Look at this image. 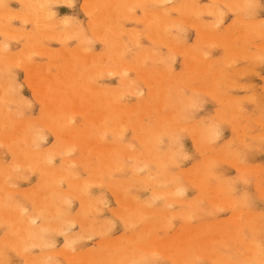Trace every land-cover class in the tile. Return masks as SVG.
Masks as SVG:
<instances>
[{
	"label": "rangeland",
	"instance_id": "1",
	"mask_svg": "<svg viewBox=\"0 0 264 264\" xmlns=\"http://www.w3.org/2000/svg\"><path fill=\"white\" fill-rule=\"evenodd\" d=\"M0 1H3V2H0V4H5L6 5V1H7V9L4 7V9L3 8H0V9H2V13H0V20H1V24H3V25H1V27H0V45H6V46H8L7 48L9 49L10 48V52L13 54V55H15V61H4V60H1V58H0V81H2V80H6L7 79V81H5V83L7 82L8 84H12V86H11V88L13 89L14 88V90H12L11 88V93L13 94H10L11 96H12V98L10 99V97H9V99H3V98H5V97H3L2 96V93H0L1 95H0V100H1V102L3 101H9V102H12V99H13V102L12 103H9V102H4V103H6V106H4L5 108L7 107V105H8V109L7 110H5L4 111V109L5 108H3L2 106L3 105H5L3 102L0 104V117L1 118H3V119H0V130H2L1 132H0V139L2 140H5L4 138L8 135L9 136V132L11 133V135H10V137H9V141H7V139L5 140V141H3V142H8V143H0L1 145H0V166L2 167V174H0V182H2V183H6V181H7V183L9 184V182L11 183V181H12V184H9V185H14V184H16V181H17V184L18 185H14L13 186V188H15L16 190H19V192H17L15 189H13V193L11 192V194L13 195V194H15V196L13 195V197H15V198H12V195L9 193L8 195H11V196H9V198H12L13 199V201L14 202H16V201H18L20 204H22L23 206H25V205H27V206H25V208H27L28 207V209H27V211H29V212H32V213H34L35 212V204H34V202H33V199L32 198H30V197H36V195H37V193L39 192V190L40 191H47V190H49V189H51V187H54L56 184H57V188H56V186H55V188L56 189H58L59 187H60V189H62V191H64V195H59L58 197L57 196H54V198H56V201H57V203H56V201L54 202V209H57V206H59V208L60 209H65L66 210V212L64 211V213H63V211L61 210V215H58L59 217H57L56 218V216L55 215H52V213L54 212V210L51 212V211H48V210H46V208L44 207L43 209H45L47 212L45 213V218L47 219V218H49L48 216H49V213H50V218L51 217H53V216H55L53 219H52V221H54V220H56V219H58V218H66L65 220H66V226L68 227V229L66 230V232H65V230L63 231V230H61V232L60 231H58V230H54L53 231V229H50L49 228V230H48V233L45 231V234L44 235H42V236H45V237H41V238H43L42 239V242H43V245L45 244V242L47 243L48 241H51V242H53V243H47V244H51V245H53V244H55L54 246H52L51 247V245H50V247H44L43 245H42V242H41V244H34V247L31 245V244H28V243H20V242H22L23 241V239L22 238H19V237H21V233H22V231L20 230V228L18 229L17 228V230H16V227H17V225H14V224H12V223H10V222H7V221H5V219L3 218V216H2V213L0 212V222H2L3 220L5 221L4 223H10V225H8L7 223L6 224H4V225H2V226H0V241H2V245H0V247L2 248V252H8V253H3L4 254V256L3 255H0V264H29L30 262V264H35L37 261L39 262V263H41L40 262V260H39V258L42 256V258H40V259H43V254H44V257L46 258V256H50V257H47L48 259L47 260H43L44 261V264H46V261H48V262H50V263H48V264H70L69 263V261H68V259L63 255V254H61V256L59 255V253H60V251H59V249L61 250V248H63L65 245V247L64 248H66L67 247V244L69 243V242H71L72 240L73 241H75V242H71L69 245H71L72 247H74L75 249H77V250H81L82 252H86V251H90V249L93 251H96L97 253L95 254L96 256L97 255H99L98 257H97V259L100 261V262H103V264L105 263V262H107L106 264H117V262H118V264H127V262H128V260H130V262H132V263H130V262H128V264H226L224 261H221V260H219L218 261V255L219 256H221V255H223L224 257H225V260H227V261H229V263L228 264H264V262H257L256 260H254V258L257 256V255H255V256H252L251 254H253L252 253V251H251V249H249L250 247L248 246V244H252V245H255L256 244V246H258V249H260L259 251V256H258V260H260V261H264V193H263V189H264V140L262 141V137H263V139H264V136H262V135H264V121L263 122H260V120L262 121V119H263V117H264V109H263V107H264V103H262V100H263V98H262V96H264V59H261L262 58V56L264 55L263 54V52H264V49H262V48H264V38H263V36H264V33L262 34V32H264L263 30H261L262 28H264V13H262V12H264V0H257V2L255 3L256 4V7H260V6H262L261 8H258L257 9V11H256V8H253V5H254V1L253 0H249V2H248V0H247V4H243V3H245V1L242 3L241 2V4H240V2H239V0H236V1H238V4L236 3V1L235 0H196V2H197V4H196V6H198V12L200 13L201 11H200V8L202 9V11H203V14H199L198 12H195V14L197 15L198 14V20L196 19V17L197 16H195V14L193 15V13H192V15H191V12H193V11H186V10H183V11H179V10H174V9H170V15L169 16H171V17H169V19L171 18V21H170V23H168V27H165V34L167 35V38H165V41H163V40H161V39H163V38H160L159 36H158V34L156 33V29H157V27L156 26H158L159 24H154V23H152V24H150V21L148 20H146L147 19V14H144V13H147V12H144V11H148V9L150 8L149 6H152V8L154 9V8H156V7H158V6H155L154 4H153V1H149V0H144V1H142V0H132V2L134 3H132L131 2V0H124V2H122V0H121V2H120V0L118 1V0H113L114 1V3L116 2V1H118V2H116L115 4L113 3H111L112 5H114V6H112V7H110L109 9H107L108 7H109V5L111 6V4L108 2V4H107V0H105V1H103V2H98V3H102L103 5H100L101 7H100V11L101 12H106L105 14L106 15H104V13L102 14L101 13V15H99L100 13V11H96V8H95V10H94V7H95V5L94 4H96V3H92V2H94V1H97V0H91V1H89V0H86V2H88L90 5H88V3H87V5L86 4H82V3H84L85 2V0H70L71 2L72 1H74L73 2V4L72 3H70V2H68V0H67V2H65V0H58V1H60V2H63V3H59L58 1H57V3L55 4V2L52 4V2L53 1H55V0H51V2H49V1H46V3L47 2H49V3H47V5H46V3H44L45 1L44 0H42L43 2H42V4H41V0H40V2H39V0H26V1H24V0H0ZM98 1H100V0H98ZM129 2V3H127V2ZM140 1V2H139ZM190 1V0H189ZM224 2V4H223V2ZM233 1V2H232ZM240 1H243V0H240ZM251 1V2H250ZM252 1H253V3H252ZM5 2V3H4ZM36 2V3H35ZM37 2H38V4H37ZM85 2V3H86ZM127 3V5H126V3ZM135 2H139L138 4H136ZM142 2V3H141ZM148 2V3H147ZM208 2H209V4H208ZM230 2V3H229ZM237 4V8H233L231 5V7H229V4ZM235 2V3H234ZM27 3H32L33 4V7H32V4L31 5H29V4H27ZM41 4V6H39L40 4ZM69 3V4H68ZM130 3H132V4H130ZM155 3V2H154ZM174 5V3H177V4H179V5H183V7H184V5H186L187 4V0H168V1H166V5H163V8L162 9H165L166 8V10H169V8H172L173 7V5ZM199 3V4H198ZM216 4V6L219 4L220 5V10H219V5H218V7H214L215 6V4ZM260 3V4H259ZM26 4V5H25ZM72 4V5H71ZM81 4H82V8H86V7H83L84 5L85 6H87L88 8L85 10V9H82L81 8ZM94 5V7H93V5ZM105 4H106V6H105ZM141 4V5H140ZM151 4H153V5H151ZM204 4H206V5H204ZM213 4V5H212ZM232 4V5H233ZM243 4V5H242ZM249 4H253L252 5V8H251V6L249 5ZM257 4H258V6H257ZM9 5V6H8ZM21 5V6H20ZM39 7H38V6ZM42 5H44L45 6V8H47V9H45V8H42V7H44V6H42ZM108 5V6H107ZM128 5H130V6H133V5H135V10L134 9H132V7H130V6H128ZM168 5V6H167ZM172 5V6H171ZM203 5V6H202ZM209 5V6H208ZM224 5H227V6H224ZM244 6V9H245V7H246V5L247 6H249V7H246V8H248V9H246L245 10V13H244V10H242L243 8H241L242 6ZM34 6H35V8H34ZM91 6V7H90ZM103 6H104V9H103ZM117 6V7H116ZM120 6H122V8L120 7ZM146 6H148L147 8H146ZM171 6V7H170ZM200 6H202V7H200ZM233 6H235V5H233ZM0 7H2L1 5H0ZM10 7V8H9ZM31 7V8H30ZM41 7V8H40ZM62 7V8H61ZM125 7V8H124ZM136 7H138L137 9H136ZM146 9H145V8ZM200 7V8H199ZM208 7H210V8H208ZM212 7V8H211ZM226 7V8H225ZM254 7H255V5H254ZM17 9V11H18V14H16V13H14L15 11H13V10H11V9ZM37 8H40V9H37ZM49 8L51 9L50 10V12L51 13H55V14H53L54 16H52V17H50L49 18V16L51 15V13L49 12ZM93 8V9H92ZM112 8V9H111ZM120 8V9H119ZM128 8V9H127ZM130 8V9H129ZM143 8L145 9V10H143ZM152 8H150V10L152 9ZM168 8V9H167ZM215 8V9H214ZM218 10H217V9ZM225 10H224V9ZM239 8H240V11H237V10H239ZM6 9V10H5ZM9 9H10V12H8L9 11ZM43 9V10H42ZM107 9V10H106ZM110 9H111V11H110ZM114 9V11H112ZM211 9H213V11L211 10ZM232 9H235V11H236V13H233V10ZM250 9H252V10H250ZM253 9H255L254 11H253ZM42 10V11H41ZM46 10H47V12H46ZM84 10V11H83ZM91 10V11H90ZM106 10V11H105ZM122 10H124V11H122ZM127 10H130L129 11V13L133 16H131L129 13H128V11ZM131 10H133V13L135 14V16H134V14H132V12H131ZM172 10V11H171ZM205 10V11H204ZM241 10H242V14H241ZM250 10V16L248 17L247 16V12ZM16 11V12H17ZM24 11V12H23ZM38 11V12H37ZM39 11H41V12H39ZM45 11V13H44V17L45 16H48V19H50L49 21L46 19V18H44L43 17V12ZM89 11V13L90 12H94L95 11V13H90V14H92V15H94V18L92 17V15H90V14H88L87 12ZM110 11V13H108ZM127 12L128 14H127V16L129 17L128 19H127V17L126 18H124L125 17V15H123V14H126V13H124V12ZM134 11H136V12H134ZM176 11V12H175ZM216 11H219V12H216ZM225 11V12H224ZM251 11H253V12H251ZM255 11L257 12V13H255ZM5 12V13H4ZM13 12V13H12ZM20 12V13H19ZM28 12H30V16H28L27 15V13ZM112 12V13H111ZM113 12H115V13H113ZM141 12V13H140ZM179 12V13H178ZM205 12V13H204ZM209 12H212V13H214V15L213 14H211V13H209ZM14 14V16H11V14ZM21 13H22V15H21ZM47 13H48V15H47ZM99 13V14H98ZM120 13V14H119ZM188 13V14H187ZM189 13H190V15H189ZM219 14L218 16H217V14ZM221 13H223L224 14V16H223V14H222V16H220L221 15ZM225 13H227V14H225ZM252 13H254V15L256 16V17H254V16H252L251 17V14ZM6 14L8 15V17L6 16ZM20 14V15H19ZM23 14L26 16V18L24 19V16H23ZM109 14V15H108ZM115 14H117V15H115ZM141 14V15H140ZM181 14V15H180ZM210 14V15H209ZM239 14H241V16H247L246 18H244L246 21H248L249 19L250 20H252V21H254V22H251L250 20V23H256V26H257V28H258V26H259V28H258V34L259 35H257V32L256 31H254L255 30V25L254 24H252L251 26H250V23H249V21L246 23V25H245V23H243L242 21H244V22H246L245 20H243L242 19V17L241 18H239L240 17V15ZM246 14V15H245ZM32 15H33V17H34V19H33V17H32ZM39 15H41L40 17H42V18H40L39 17ZM91 17H90V16ZM98 15L100 16V17H98ZM108 15V16H107ZM111 15H113L112 17H111ZM137 15H138V17H137ZM189 15V16H188ZM199 15H201V16H199ZM236 15V16H235ZM5 16V17H4ZM18 16H19V18H21V19H19L18 18ZM68 16L70 17V16H72L71 17V20H70V18H68ZM96 16H97V18H96ZM119 16L121 17V19L122 20H124L125 21V23L122 21V20H120L119 19ZM141 16L143 17V19L141 18ZM172 16H176V17H172ZM178 16V17H177ZM192 16H193V18H192ZM237 16H239V17H237ZM17 17V18H16ZM30 17V18H29ZM32 17V18H31ZM39 17V18H38ZM55 17V18H54ZM67 17V18H66ZM91 19H90V18ZM104 17V18H103ZM114 17V18H113ZM118 17V18H117ZM123 17V18H122ZM130 17H132L131 19H130ZM137 18V20L139 19V21H137L136 20V18ZM179 17H180V20H179ZM195 17V18H194ZM203 18V19H201L200 20V18ZM218 17H220V18H222V19H224L223 21H222V19L221 20H219V18ZM10 18H13L14 20H11L10 21ZM28 18V19H27ZM35 18H36V20H35ZM52 18H54L55 19V21H54V19H52ZM74 18H76V20L74 19ZM103 18L104 20H106V21H104L103 19H102V21H104V24L100 21L101 19ZM116 18V19H115ZM134 18H135V20H136V22H135V20H134ZM175 18V19H174ZM177 18V19H176ZM183 18H184V22L185 23H187V25H188V29H185V28H187L186 26V24L184 23H182V21H183ZM187 18H189V19H187ZM236 18V19H235ZM261 18V19H260ZM263 18V19H262ZM4 19V20H3ZM23 19V20H22ZM27 19V20H26ZM31 19V20H30ZM37 19H39V21H37ZM40 19H43V20H41V23H40ZM44 19H45V21H44ZM69 19V22L67 21V20ZM95 19H97V21L99 20V22L101 23H99V22H97L96 20L94 21ZM130 19V20H129ZM142 19V20H141ZM192 19H194V21L197 23L198 21H203L205 24H206V22L208 21V23H207V25H205V27H206V29L208 28V31L210 30L209 29V27H212L211 29H213L215 26H216V30H215V28L213 29V32H214V30L215 31H217L218 30V32L219 33H223L224 31L226 32V33H221L220 35H223L224 37H227V40H230V41H232L231 43H230V41H227L226 39H224V37H221V41L223 42V43H227V45H226V43L225 44H222V42L220 41V39L217 41V42H219L218 43V45H217V42L214 40V39H211L210 37V43H209V38H204L203 36H200V34L199 33H195V31L196 32H198V29H196V28H198V27H196V25H193V23L195 24V22H193L192 23ZM237 19H240V21L242 22V24H243V28L241 27L242 26V24H241V22L239 21V20H237ZM256 19L257 20H259V21H257V22H259V23H257L256 22ZM6 20H7V23L8 22H10L9 24H6ZM52 20V21H51ZM58 20V21H57ZM67 22H66V21ZM75 20V21H74ZM88 20H89V22H88ZM107 20L109 21V22H107ZM127 20V21H126ZM147 22H146V21ZM177 20V24H179V25H181V23H182V31H180V28H181V26H177V25H174V24H176L175 23V21ZM186 20V21H185ZM188 20H189V22L190 23H188ZM217 20L218 21H221L220 23L218 22V23H216L217 22ZM235 20H237V23H236V21ZM4 21V22H3ZM27 21V22H26ZM60 21V22H59ZM63 21H64V23L66 24H64L63 23ZM71 21H72V23H71ZM75 23H74V22ZM121 21H122V23H124V24H122L121 23ZM133 21V22H132ZM158 20L157 19H155L153 22H157ZM180 21H181V23H180ZM213 21V22H212ZM239 21V22H238ZM261 21V22H260ZM35 22V23H34ZM39 22V23H38ZM44 22V23H43ZM52 24H51V23ZM55 22V23H54ZM56 22L57 23H59V24H57L56 25ZM78 22V23H77ZM91 22V23H90ZM95 24H94V23ZM97 22V23H96ZM141 22V23H140ZM174 22V23H173ZM179 22V23H178ZM214 23L213 25H211L212 23ZM233 22V23H232ZM263 22V23H262ZM22 23H24V24H22ZM63 23V24H62ZM71 23V24H70ZM109 23V24H108ZM157 23H159V22H157ZM210 23V24H209ZM217 25H216V24ZM223 23V24H222ZM6 24V25H5ZM54 24V25H53ZM70 25V27H69V25ZM98 24H99V26H100V28H98L99 26H98ZM106 24V25H105ZM108 24V25H107ZM110 24H112V25H110ZM121 24H122V27H121ZM148 24V25H147ZM169 24H171V25H169ZM209 24V25H208ZM220 24V25H219ZM230 24V25H229ZM231 24L233 25V26H231ZM259 24H261V26L259 25ZM263 24V25H262ZM10 27V26H12L11 28H9L8 26ZM35 25H36V27H35ZM78 25V26H77ZM94 25V26H93ZM124 25H125V27H124ZM154 25H155V27H154ZM174 25V26H173ZM183 25H186L185 26V30L183 31ZM226 25V26H225ZM229 25V26H228ZM2 26H4V27H6V28H4L3 29V27ZM17 26V27H16ZM37 26H38V29H37ZM46 26V27H45ZM68 28H67V27ZM81 26V27H80ZM102 26H104V27H102ZM113 27V29L112 28H109V27ZM146 26V27H145ZM150 26H152V27H150ZM171 26V27H170ZM173 26V27H172ZM209 26V27H208ZM231 26V27H230ZM248 28H247V27ZM24 27V28H23ZM40 27H41V29L43 28V30L41 31L40 30ZM51 27H53L52 28V31L53 32H51ZM64 27H66V29H64ZM83 27V28H82ZM95 27V28H94ZM147 27H149V28H147ZM155 29H154V28ZM174 27H176L175 29H174ZM196 27V28H195ZM217 27H219V28H217ZM246 27V28H245ZM10 30H9V29ZM13 28V32L11 31V29ZM14 28H15V30H16V28H18L17 30H19L18 32H20V33H16L15 32V30H14ZM46 30H45V29ZM73 28L76 30V28H78L77 29V32H70V30L71 31H75V30H73ZM81 30H80V29ZM93 28V29H92ZM101 28H103V29H101ZM124 28V29H123ZM137 28L139 29V31L137 30ZM142 28H144L143 30H141ZM154 30H153V29ZM168 28H169V30H168ZM178 28V29H177ZM196 29V30H194V29ZM226 28V29H225ZM241 28V29H240ZM251 28H252V30H251ZM256 28V29H257ZM2 29H3V32H2ZM7 29V30H6ZM24 30V34H23V31H21V30ZM27 29V30H26ZM29 29V30H28ZM36 29V30H35ZM50 29V30H49ZM70 29V30H69ZM116 29V30H115ZM123 29V30H122ZM129 30L128 31V33H127V31H124V30ZM134 30V32L133 31H131V30ZM150 29V30H149ZM152 29V30H151ZM228 29H229V31H228ZM236 29V30H235ZM239 29V30H238ZM244 29H245V31H244ZM247 29H248V31H250L251 30V32H248L247 31ZM16 30V31H17ZM25 30L27 31V32H25ZM30 30H32V31H30ZM34 30H35V32H34ZM56 30V31H55ZM64 30V31H63ZM65 30H66V32H65ZM68 30H69V32H68ZM94 30V31H93ZM103 30V31H102ZM105 30V31H104ZM112 32H111V31ZM122 30V31H121ZM139 32H137V31ZM167 30L169 31V32H167ZM172 30V31H171ZM187 30V31H186ZM231 30H233V32H234V34H235V36H236V38H237V36L240 38H238L237 40L238 41H236V43L234 44L233 42H235V36H234V34H232L233 32L231 31ZM242 30V31H241ZM8 31V32H7ZM46 32V35H47V37H45V32ZM50 31V33H48L47 34V32H49ZM54 31H55V33H57L56 35H55V33H54ZM61 31V32H60ZM83 31H84V33H83ZM90 31H92V32H90ZM101 31H102V33H101ZM115 31H117L116 33H115ZM121 31V32H120ZM145 33H144V32ZM149 31V32H148ZM155 31V32H154ZM212 31V30H211ZM7 34H6V33ZM10 32V33H9ZM30 32H32V33H30ZM41 32V33H40ZM68 32V33H67ZM99 33V34H97V33ZM123 32V33H122ZM135 32L137 33V36H136V34H135ZM146 32H148L147 34H146ZM153 32H154V34H153ZM170 32H172V33H170ZM180 32V33H179ZM184 32L185 33H187V36H185L186 34H184ZM235 32H238L237 34L235 33ZM260 32V33H259ZM3 33V34H2ZM15 33H16V35H15ZM26 33V34H25ZM34 33H35V35H34ZM51 33H53V36H52V34ZM62 33H63V36H62ZM68 34V36H66L67 34ZM71 33V34H70ZM75 33V34H74ZM77 33V34H76ZM92 33H95V34H93V35H95V36H93V35H91ZM101 33V34H100ZM134 33V34H133ZM153 34L154 36L152 37V34H151V36L149 37V35L148 34ZM170 33V34H169ZM182 33V34H181ZM194 33H195V35H194ZM229 34V36H230V39L228 38L229 36H228V34ZM240 33L242 34V35H240ZM250 34V35H252V36H254L255 38L253 39V37L251 38V37H246L245 35H247V34ZM20 34H21V36L22 35H24V37L21 39V37H19L20 36ZM44 34V35H43ZM49 34H51V35H49ZM82 34V35H81ZM84 34V35H83ZM107 34L109 35V36H107ZM113 34H115L114 36L115 37H112L113 36ZM140 34H142L141 36H140ZM146 34V35H145ZM171 36L172 34H173V36L172 37H170L169 35ZM175 34V35H174ZM176 34H177V36H176ZM227 34V35H226ZM245 34V35H244ZM247 35V36H250V35ZM5 35V36H4ZM8 35H9V38H8ZM12 35H15V36H13L14 37V40H13V38H12ZM17 35H19V36H17ZM27 35H28V37H27ZM30 35V36H29ZM41 36L42 37V39H41V37H39V36ZM43 35V36H42ZM49 35V36H48ZM59 35V36H58ZM61 35V36H60ZM69 35H72L71 36V38H69L70 36ZM99 35V37H97ZM100 35H102V36H100ZM132 35L134 36L133 38H132ZM179 35H183L182 37H184L183 38V40L185 39V38H187L186 40H187V42H186V40H185V42H183V40L182 41H178V40H180V38H181V36H179ZM232 35H233V37L235 38H232L233 40H231V37H232ZM240 35V36H239ZM244 35V36H243ZM256 35L258 36V38H256ZM261 35V36H260ZM263 35V36H262ZM7 36V38L8 39H6L5 37ZM11 36V37H10ZM32 36V37H31ZM51 36V37H50ZM55 36H58V37H55ZM73 36H74V39H73ZM82 36V37H81ZM91 36H92V38L93 39H95V40H93L92 38H91ZM120 36V37H119ZM136 36V37H135ZM155 36H157V37H155ZM15 37H18L17 39L15 38ZM31 37V38H30ZM34 37V38H33ZM38 37V38H37ZM46 38V40L44 41V38ZM48 37H49V39H48ZM54 37V38H53ZM77 37H78V39H77ZM96 37V38H95ZM101 37V38H100ZM104 37V38H103ZM110 37V38H109ZM118 37V38H117ZM154 39V41H153V39ZM178 37V38H177ZM199 37H201L200 39H199ZM244 37H246V39L245 40H247V43H246V41L244 40ZM11 38H12V40H11ZM41 40H40V39ZM52 40H51V39ZM63 38H65V39H69V41H67V40H63ZM83 38V39H82ZM89 38H91V40H93V41H95V42H91L90 41V39ZM109 38V39H108ZM131 38V39H130ZM137 38H138V40H137ZM140 38H141V40H140ZM149 38H151V39H149ZM158 38H160V40L157 39ZM173 38H175L178 42H179V44H181V43H184V44H186V45H188L189 47H192V44L194 45L192 48H194V49H196V52L199 50V53L201 52H204V56H205V53H206V58L208 57V60H203L204 61V64H202L203 62L201 61V59H199L198 60V57L196 58L197 59V62H196V59H195V57H196V55H198V54H196V55H188V54H184V52L183 51H181V52H179L180 50H179V48H177V46L175 45L174 46V48H173V46H172V44H173V40H174V43L175 44H178V42L176 41L175 42V39H172ZM247 38H249L250 39V41H252L251 42V44H250V41H249V39H247ZM260 38V39H259ZM6 39V40H5ZM19 39V40H18ZM25 39V40H24ZM32 39H33V41H32ZM38 39V40H37ZM59 39H61L60 41H59ZM82 39V40H81ZM87 39H89V41H90V43L88 44H85L84 45V47L86 46V48L88 49H90V46H92V48H91V50L93 51V53H97L98 51V53H97V55H99L101 58H102V60H103V58H104V56H106V58L103 60V61H101V63H100V65H102V67H105V66H107V67H105V69H107V72H106V70L105 69H103L104 71L103 72H100V73H102V75L99 73L98 75H96L95 77H96V79H97V84L98 85H100V86H103L104 88L106 87L107 89H109V91H112V92H110V93H108V92H106V94H104V96H107V97H109V98H111V99H113V101L115 100V98L117 97V99L116 100H119V102L117 101V108L118 109H114V108H112L111 106H109L108 105V110L110 111V118H107V120H106V122H105V125H107L108 126V130H106V132L104 131H102L101 129V132H102V134L100 133V130H99V127L97 128L96 126H91V122L89 123V120L88 119H86L85 117H84V115L82 114V113H79V112H77V113H79V115H77V113H74L75 115H73V113H71V112H67L68 114H66V111L64 112L63 110H62V115H65L66 117L65 118H67V117H72V115L73 116H75V119L73 120V122H74V124H75V127H74V130L75 129H77V131H76V133L74 134L75 135V137H74V145H75V148H73V150H74V152L72 153V151H71V153L69 152L68 153V156L66 155V152L64 151V149H66V148H68L67 146H68V144H67V140L66 139H68V137L69 136H71L70 135V133H69V131H67V128H66V126L65 127H60V131L62 132V137L61 138H57V136L55 135V133H54V130H52V127L50 126V125H48V124H46L45 125V130L44 129H42V132H41V129L39 128V127H41V126H43L44 127V123L48 120V122H53V123H51V124H58V122H59V119H57V117H59V116H57L56 117V115H53V113H51V110H45L46 108H43V107H45V105H44V103H43V105L41 106V104H42V101H43V99H42V96L36 91V89L34 88V87H32V80H29V79H31V77H30V67H29V63L28 62H31V63H33V60H34V63L33 64H35L36 66H37V68H39V67H41V68H39V70H37L38 72V74H36V75H38V77H39V79L41 80V77H42V82H45L44 80H46V82L45 83H47V84H49V86H51L50 85V83L51 84H55V83H57V84H61V86H68L69 88H67V89H65V87H63L64 88V91H67V92H65L66 94H67V97H68V95L70 94V93H72L71 92V90L73 89H76L75 87H76V85H77V83H75V81H77L78 83H81L82 82V80L81 79H83V77H82V74L84 73H82V71H85L86 70V68H88V67H86V66H84V65H82V63H81V61L80 60H78L77 59V57H75L74 55H72L71 53L70 54H68V52H66L67 50H69L70 51V49L71 50H74L75 48H77L78 46L79 47H83L82 45H81V42L80 41H82V44L83 43H86L87 41H85V40H87ZM103 39V40H102ZM137 41H136V40ZM167 39V40H166ZM204 39H206V43L207 44H205L204 42L202 43V41H204ZM223 39L225 40V41H223ZM241 39H243V41L241 40ZM255 39H257L256 41H255ZM4 42H3V41ZM49 40V42H47ZM57 40V41H56ZM62 40H63V42H62ZM80 40V41H79ZM100 40H102V41H100ZM108 40H109V42H108ZM122 40H123V42L124 43H122ZM126 40V41H125ZM133 40V41H132ZM152 42H151V41ZM169 40H171V41H169ZM200 40V41H199ZM208 40V41H207ZM261 40V41H260ZM6 41V42H5ZM24 41V43H22ZM33 43H35V42H37V41H40V42H37V44H35L36 46H37V48H34V44H32V42ZM66 42V44H65V42ZM88 41V42H89ZM104 41V42H103ZM108 43H107V42ZM119 43H118V42ZM120 41H121V43H120ZM136 41V42H135ZM138 41H140V42H138ZM155 41H157V42H155ZM163 43H162V42ZM201 42V44L199 43V42ZM212 41H215V44H214V42L212 43ZM249 41V42H248ZM255 41V42H254ZM9 42V43H8ZM42 42V43H41ZM43 42H44V44H43ZM47 42V45L45 44ZM68 42V43H67ZM105 42H106V44H105ZM113 42V43H112ZM125 42H126V44H125ZM138 42V43H137ZM153 42H155V43H153ZM172 42V43H171ZM239 42V43H238ZM246 43L247 44V46H249V44L251 45V46H249V49H247L248 47L246 46V44H244V43ZM261 42H262V44H261ZM29 43V44H28ZM39 43H41V44H39ZM94 45H92V44ZM110 43V44H109ZM136 43V44H135ZM158 43H162V45H160V44H157ZM165 43V44H164ZM171 43V44H170ZM229 43H230V45H229ZM256 43H258L259 44V46H258V44L256 45ZM23 44V45H22ZM39 44V45H38ZM74 44V45H73ZM116 46H115V45ZM120 44L121 45H123V44H125V45H123V46H125L128 50H126L125 51V47H124V51H123V54H124V56L122 55V62H126V63H128V71L129 72H127V74H125V76H127L129 79H131V81H132V83H134V82H136L135 80H133L134 78L136 79V80H139V81H137L138 83H139V85H138V83H135L134 85L136 86V88H139L140 86V88H145V91L144 92H142V96H141V94H138V93H136L137 91H138V89H136L135 90V92L133 93L131 90H130V88H129V86L128 85H126L125 83H124V80H123V78L125 77H123L122 75H121V73L120 72H118V73H116L118 70L117 69H119V67L117 66H115L116 64L111 60L112 59V57H114L115 56V54H116V52L115 51H113L111 48H113V49H115V48H117V46H120ZM138 44V45H137ZM156 44V45H155ZM191 46H190V45ZM196 44V45H195ZM199 44V45H198ZM205 44V45H204ZM212 44H213V48H212ZM232 44V45H231ZM236 44L238 45L237 46V49H236ZM242 44V45H241ZM244 44V45H243ZM11 45V46H10ZM46 46L45 48H43V46ZM67 46L66 47V51H64L63 50V46ZM89 45V47H87ZM145 45H147L146 47H145ZM159 45H160V47H159ZM206 45H208V47H209V45L211 46L210 48H208ZM221 45H223V46H225V47H223V46H221ZM229 45V46H228ZM235 45V46H234ZM240 45V46H239ZM253 45V46H252ZM255 45V46H254ZM262 45V46H261ZM30 46H32V48L30 49ZM35 46V47H36ZM42 47V49L45 51H43L42 49H41V47ZM49 46V47H48ZM62 46V47H61ZM70 46V47H69ZM73 46V47H72ZM75 46V47H74ZM131 48H130V47ZM154 46L156 47V46H158L157 48H154ZM166 46H168V48L166 47ZM201 46H202V48H201ZM204 46H206V47H204ZM220 47V48H217V47ZM232 46V47H231ZM261 46V47H260ZM40 47V49H38ZM48 47V48H47ZM52 47V48H51ZM57 47H59V48H57ZM64 47V48H65ZM107 47V48H106ZM172 47V48H171ZM228 47V48H227ZM243 47H245V48H243ZM247 47V48H246ZM256 47V48H255ZM259 47V48H258ZM21 48V49H20ZM27 48V49H26ZM35 49V51L37 52V51H39L40 53H42V54H40L39 52H35L34 51V49ZM47 48V49H46ZM145 48V49H144ZM150 51V50H152V51H150V52H148V50ZM150 48V49H149ZM152 48V49H151ZM206 48L208 49V50H206ZM234 48V49H233ZM247 49L246 51L248 52V53H242V50L241 49ZM33 49V51H29V50H32ZM37 49V50H36ZM51 51H50V50ZM52 49L54 50V51H52ZM57 49V50H56ZM59 49V50H58ZM117 49H119V47L117 48ZM154 49V50H153ZM155 49H159V51L157 50H155ZM174 49H176L175 51H173ZM178 49V50H177ZM213 49V50H212ZM229 49V50H228ZM22 50V51H21ZM24 50H26L25 52H23ZM42 50V51H41ZM49 50V51H48ZM63 50V51H62ZM90 50V51H91ZM110 50V51H109ZM141 50V51H140ZM170 50H172V52H174V53H172ZM206 50V51H205ZM211 50V51H210ZM228 50V51H227ZM236 50H237V52H236ZM245 50H243V51H245ZM250 50V51H249ZM253 50V51H252ZM256 50V51H255ZM260 50V51H259ZM30 53H29V52ZM134 51V52H133ZM147 51V52H146ZM153 51H154V53H153ZM208 51H209V53H210V55H209V53H208ZM233 53H231V52ZM259 51V52H258ZM14 52H16V53H14ZM27 52V53H26ZM32 52L34 53L33 54V56H32ZM50 52H52L53 54H51ZM139 52H140V55H138L139 54ZM152 52V53H151ZM176 52H179V53H181V55L180 54H178V53H176ZM212 52V53H211ZM249 52H251V55L249 54ZM254 52H255V58H254ZM260 52H262V54H259ZM39 53V55H37ZM45 53H47V54H45ZM49 53V54H48ZM63 55L64 53H65V55H61V54ZM102 53V54H101ZM134 53V54H133ZM141 53H142V55H141ZM151 53V54H150ZM162 53V54H161ZM168 53H170L169 55H168ZM198 53V52H197ZM200 53V54H201ZM23 54V55H22ZM27 54V55H26ZM28 54H30L29 56H28ZM45 54V55H44ZM51 54V55H50ZM104 54V55H103ZM113 54V55H112ZM155 54V55H154ZM160 54H161V57H162V59H163V62L166 64L165 66H164V63L162 62V59H161V57H160ZM175 54V55H174ZM182 54H184V55H182ZM212 54V55H211ZM237 54V56L238 57H236L235 58V55ZM241 54V55H240ZM246 54V55H245ZM25 55L27 56L26 58L29 60V59H31V60H25ZM36 57H35V56ZM43 55V56H42ZM48 55H50V56H47ZM58 55V56H57ZM70 56V58L72 59L73 58V61L75 60V62H74V64L72 65V63H71V60L69 59V62L67 61V59H68V56ZM71 55H72V57H71ZM145 55H148V57H145ZM158 55V56H157ZM164 57H163V56ZM242 55H243V57H242ZM244 55H245V58H244ZM248 55H250L249 57H248ZM253 55V56H252ZM261 55V60H263L262 62H261V60L259 59V56ZM22 56H24V58L22 57ZM33 58H31V57ZM56 56H57V58H56ZM63 58H62V57ZM135 56V57H134ZM144 57L143 58V62H144V64H146L145 66L143 65V62H142V58H140L139 59V57ZM153 56V57H152ZM155 56H156V58H155ZM168 56H170V57H168ZM172 56H174L173 58H172ZM176 56V57H175ZM190 56L191 58L193 57V59L191 60V58H188V57ZM229 56H231V57H229ZM232 56H234V59H232ZM240 56V57H239ZM22 58V60H21V58ZM50 57V58H49ZM53 57H55L56 58V60H55V58L53 59ZM111 57V58H110ZM150 57H151V59H150ZM159 57H160V60H159ZM189 59H187V58ZM220 57V59H218ZM227 57H228V59H227ZM241 57H242V59H241ZM253 59H252V58ZM256 57H257V59H258V63H256L257 62V59H256ZM110 58V59H109ZM154 58H155V60H158L156 63L154 62ZM169 58V59H168ZM170 58H172V59H170ZM212 58H214L213 60H212ZM225 58V59H224ZM230 58V59H229ZM248 58V59H247ZM23 59H24V61H23ZM48 59H52V60H48ZM65 59V60H64ZM147 59H149V60H147ZM169 60V61H167V60ZM238 59H240L239 61H237ZM247 59V60H246ZM256 59V60H255ZM35 60H36V63H35ZM37 60H39V61H37ZM46 60H48V61H46ZM125 60V61H124ZM146 62H145V61ZM171 60V61H170ZM212 60V61H211ZM227 62H226V61ZM229 60V61H228ZM18 61H19V63H18ZM22 62V65L20 64L21 62ZM56 61V62H55ZM139 61V62H138ZM186 61V62H185ZM188 61V62H187ZM190 61V62H189ZM202 62L201 64H199L198 62ZM205 61H208L207 63H205ZM220 61V62H219ZM235 61H236V63H235ZM259 61H260V64H259ZM3 62V63H2ZM4 62H6V63H9L8 65V67H9V69L8 68H6L7 67V64L6 63H4ZM16 62H17V64L19 65H17L16 64ZM25 62H26V64L27 65H25ZM38 62H39V64H38ZM43 62V63H42ZM46 62V63H45ZM54 64H53V63ZM166 62H169V63H166ZM174 64H173V63ZM194 62H195V64H194ZM211 62H213L212 63V68H209V70H207L206 68H207V66L205 65V64H207L208 65V63H210V65H209V67H211ZM215 62L216 63H218L219 62V64L217 65V64H215ZM225 62H226V64L227 65H223V63L225 64ZM238 62V63H237ZM253 62V63H252ZM10 63H11V65H10ZM14 63H15V65H17V67L14 65ZM42 65H41V64ZM51 64V66L49 65H47V64ZM55 63H57V64H55ZM60 63V64H59ZM84 63V62H83ZM125 63V64H126ZM135 63V64H134ZM140 63H142V65L144 66L143 68L141 67L142 65L140 64ZM154 63L156 64V66L154 65ZM171 63H172V65H171ZM256 63V64H255ZM106 64V65H105ZM110 64V65H109ZM187 64V65H186ZM192 64V65H191ZM196 64H199L198 66H199V68H198V66L196 67L195 65ZM233 64V65H232ZM237 64V65H236ZM258 64V65H257ZM12 65H14L15 67H13ZM24 65V66H23ZM44 65L45 66H47V70H46V67H44ZM53 65H55V66H53ZM62 65V66H61ZM72 67V66H74V69L77 71V74H78V76L79 77H76L75 79L76 80H74L72 77H70V69L69 68H71L70 66ZM112 65V67L113 68H115V70L113 71H111V70H109L110 68H112V67H110ZM127 65V64H126ZM134 65V66H133ZM137 65V67H135ZM154 65V66H153ZM157 65H158V68H157ZM171 65V66H170ZM174 65V66H173ZM194 65V66H193ZM229 65H231V66H229ZM257 65V67H255ZM6 66V67H5ZM13 67V69H12V67ZM108 66H109V68H108ZM148 66V67H147ZM161 66H164L165 68H163V67H161ZM168 66H170V67H168ZM191 66H192V70H191ZM205 66H206V68H205ZM224 66H226V67H224L225 69H227V67H228V69L227 70H223L224 68L223 67ZM252 66H254L255 67V70H253L254 69V67L252 68ZM3 67V68H2ZM20 67V68H19ZM22 67H23V69H25V70H23L22 69ZM42 67H44V69H42ZM77 67V68H76ZM81 67V68H80ZM134 67V68H133ZM150 67L152 68V71L153 70H155L156 72H158L157 73V76H156V72L154 73H152L151 75H153V76H151L150 75V73L152 72L151 71V69H150ZM171 67H173V69H174V72H173V69H170ZM194 67V68H193ZM196 67V68H195ZM201 67H202V69H201ZM234 67V68H233ZM50 68V69H49ZM140 68H142V69H140ZM153 68H155V69H153ZM162 69L161 71L163 72H167V71H170L171 72V70H172V74H170V77L171 78H173V79H175V78H178L179 79V84L177 85V84H173V86L170 84H167V89H169V90H167L166 88H165V90H164V93L166 92V90L168 91V93L170 92V94H168V96L166 97V95H167V93L166 94H163L165 97L162 99V101H161V98L162 97H160V93H162L161 92V89H157L156 87H158L160 84V86H159V88L161 87L162 88V82H161V80L163 81V79L161 78V71H158L159 69ZM166 68H167V71H166ZM197 68H198V71H197ZM220 68H221V71L223 70L224 72H222L221 73V75L219 74L221 71H220ZM244 68V69H243ZM3 69V70H2ZM6 70V72H7V70H8V72H7V74H4V73H6L5 72V70ZM10 69H11V71H10ZM27 69H29L28 71H27ZM131 69V70H130ZM133 69H135L134 71H133ZM158 69V70H157ZM165 69V70H164ZM196 69V73H194L193 74V72H195V71H193V70H195ZM204 69H206L208 72H204ZM217 69L220 71H218L219 73H217ZM234 69H236V70H234ZM259 70V73L260 74H257V73H254L253 71H257V70ZM48 70H49V73L50 74H46V72H48ZM184 70V71H183ZM212 70V73H210V71ZM239 70V71H238ZM244 72H243V71ZM13 71H15V72H13ZM41 73H40V72ZM46 71V72H45ZM60 71V73H59V75H58V72ZM63 71H64V73H63ZM139 71H142V72H144L145 71V73H149V75L151 76L150 78H151V80H152V77H154L153 78V80H158L157 82H156V84H155V81L153 82V83H151V86H153L154 88H156V90L157 91H155V92H157L156 94H157V96H156V98L155 97H152V95L151 94H149L150 92V89H149V86H150V84L148 85V83L146 82L147 80H144V78L143 77H141L140 76V73H139ZM188 71V72H187ZM216 71V72H215ZM227 71V72H226ZM242 71V72H241ZM250 71H251V73H250ZM26 72V73H25ZM51 72L53 73L52 75H51ZM65 72H66V77L68 78V79H66L68 82H66V80L65 81H63V80H58L59 79V77L58 76H64L63 74H65ZM110 72H112V73H110ZM176 72V73H175ZM187 72V75L185 74V73ZM204 72V73H203ZM226 72V73H225ZM234 72V73H233ZM249 72V73H248ZM258 72V71H257ZM4 75H3V74ZM31 73H32V70H31ZM43 73V74H42ZM45 73V74H44ZM54 73H56V74H54ZM68 73V74H67ZM86 73V72H85ZM107 75H106V74ZM110 73V74H109ZM115 75H114V74ZM168 73V72H167ZM200 73V74H199ZM201 73H202V75L204 74V76H202L201 75ZM219 74V75H217V74ZM235 73H237V74H235ZM242 73H243V75L244 76H242ZM247 73V75H245ZM10 74H12V75H10ZM15 74H17V75H15V76H17V77H15L14 75ZM25 74H26V76H27V74H28V78L25 76ZM35 74V73H34ZM42 74V75H41ZM113 74V75H112ZM137 74V75H136ZM160 76H159V75ZM176 74V75H175ZM181 74V76H179ZM206 74H207V76L208 77H206ZM216 74V75H215ZM222 74H223V76H222ZM241 74V75H240ZM7 75V76H6ZM46 75H51L50 77H52V79L54 80V81H52V80H49L50 78H46V77H44V76H46ZM105 77H104V76ZM109 75H111V76H109ZM178 75V76H177ZM184 75V76H183ZM193 75V76H192ZM201 75V76H200ZM259 75V76H258ZM11 77V78H6V77ZM13 76V77H12ZM41 76V77H40ZM54 76V77H53ZM94 78L93 80H92V77ZM91 76H89V77H91V78H89V80L91 79V81L92 82H94L96 79H95V77H94V75H91ZM98 76V77H97ZM101 76L103 77V78H101ZM106 76H108V77H106ZM138 76H139V78L141 79V81H140V79L138 78ZM158 76H159V78H161V80L158 78ZM200 76V77H199ZM222 76V77H221ZM227 76V78H224L225 80H223L222 81V79H223V77H226ZM232 76V77H231ZM263 77V79H262V77ZM6 78V79H4V78ZM57 77H58V79H57ZM66 77H64V78H66ZM192 77H194L193 79H191ZM215 77L217 78V79H215ZM235 77V78H234ZM237 77L239 78V80H237ZM241 77V78H240ZM1 78H3V79H1ZM14 79V81L13 80H11V79ZM15 78H16V80H15ZM24 78V79H23ZM26 78H27V81H26ZM44 78H46V79H44ZM71 78V79H70ZM79 78V79H78ZM81 78V79H80ZM98 78H100V79H98ZM121 78V79H120ZM142 78H143V80H144V83H143V80H142ZM157 78V79H156ZM197 78H198V82H197ZM199 78H200V80H199ZM203 78V79H202ZM206 78H208L207 80L209 81V83L207 82V80H204V79H206ZM222 78V79H221ZM235 79V81L237 82H235L234 83V80H231V82L233 83V84H237L235 87L233 86V88H235V89H230V87H232V86H230V84H232L231 82H229L230 81V79ZM11 81H10V80ZM48 79V80H47ZM55 79H56V81H55ZM183 81H182V80ZM190 81H188V80ZM229 80L228 82H226V80ZM29 80V81H28ZM39 80V81H40ZM70 80V81H69ZM79 80H81V81H79ZM119 80V81H118ZM121 80H122V82H121ZM160 80V81H159ZM186 80H187V83H186ZM195 80H196V82H195ZM204 80V81H203ZM214 80H216L215 82L217 83V85L215 84V83H212ZM219 80H220V82H219ZM194 81V82H193ZM200 81H201V84L199 85V83H200ZM15 82H16V84H17V86H19L20 84V86L17 88V86H16V84H15ZM36 82V81H35ZM66 82V83H65ZM202 82H204V83H202ZM211 82V83H210ZM225 82V83H224ZM13 83H14V85H13ZM124 83V84H123ZM226 83H230L229 84V86L230 87H228V85L226 84ZM239 83L240 84H242V85H248V86H242V87H240L239 86ZM102 84H104V85H102ZM105 84H108L109 86L107 87V85H105ZM159 84V85H158ZM189 84H190V86H189ZM192 84V85H191ZM196 84V85H195ZM197 84H198V86H197ZM204 84H206V86L204 87ZM208 84V85H207ZM210 84L212 85V86H210ZM213 84L215 85V86H217L216 88H218V89H220V90H218V89H216L215 88V86H213ZM218 84H219V86H218ZM226 84V85H225ZM232 84V85H233ZM254 84V85H253ZM73 85L75 86L74 88H72L73 87ZM111 85V86H110ZM182 86V87H180V86ZM193 85H194V88H193ZM202 85V86H201ZM251 85V86H250ZM253 85V86H252ZM15 86V87H14ZM114 86H116L115 88H114ZM138 86V87H137ZM156 86V87H155ZM168 86H170V87H168ZM177 86V87H176ZM186 86H188V87H186ZM195 86H197L196 88H195ZM210 86V87H209ZM238 86L240 87V88H242V89H240V88H238ZM30 87V88H29ZM121 87V88H120ZM124 87V88H123ZM152 87V88H153ZM181 88V90H179V88ZM201 87V88H200ZM211 87L212 88H214V89H216V90H218V93H217V91H214V89L212 90L211 89ZM226 87H228V88H226ZM249 87V88H248ZM252 87V88H251ZM48 88V87H47ZM139 88V89H140ZM172 88V89H171ZM177 88H178V90H177ZM189 88V89H188ZM200 89L199 91L197 90V89ZM208 88H209V90H210V93L211 94H205L206 93V91L208 90ZM246 88V89H245ZM0 92L2 91L3 92V89H2V86L0 85ZM15 89H17L18 91H16ZM34 89V90H33ZM68 89H70V90H68ZM115 89V90H114ZM176 89V90H175ZM184 89V90H183ZM192 89H194V90H192ZM203 89V90H202ZM204 89H205V91H204ZM221 89H222V92H221ZM32 90V91H31ZM48 90H51V92H53L54 91V93L56 92V89L54 90L52 87L50 88V89H48ZM116 90H117V92H116ZM122 90V92H121V94H118V93H120V91ZM208 90V91H209ZM212 90V91H211ZM225 90H227L226 92H225ZM14 91V92H13ZM34 91V92H33ZM70 91V92H69ZM123 91H125V92H127L126 94H125V92H123ZM131 91V92H130ZM181 91L183 92V94L181 93ZM184 91H185V93H184ZM195 91V92H194ZM201 91H203V93L201 92ZM207 91V92H208ZM231 91V93H229ZM17 92H18V94H17ZM32 92V93H31ZM76 92V91H75ZM75 92H74V95H76L75 94ZM130 92V93H129ZM198 94H197V93ZM199 92H200V94H199ZM205 92V93H204ZM214 92L215 93H217V94H214ZM254 92V93H253ZM257 92V93H256ZM4 93V92H3ZM22 93V94H21ZM33 93H38V97L35 95V94H33ZM56 93H58V92H56ZM116 93V94H115ZM124 93V94H123ZM136 93V94H135ZM196 93V94H195ZM209 93V92H208ZM213 93V94H212ZM220 93V94H219ZM226 93V94H225ZM22 95V97L21 96H19L20 98H19V101H18V96H17V99H16V96L15 95ZM222 94L225 96H222ZM229 94H231L230 96L232 97V96H234V95H236V98H235V96L233 97V98H235L234 99V101H233V98H231L232 100H231V102L230 101H228V99L230 100V97H229ZM242 94V95H241ZM249 96H248V95ZM121 95H123V96H120ZM215 95V96H214ZM216 95L220 98H216ZM242 96V98H240L241 96ZM244 95L246 96V97H244ZM15 96V97H14ZM23 96H25V99L27 100V102H26V100L24 99V97ZM35 96V97H34ZM76 96H78L81 100H83L84 102H85V104L86 105H88L89 107H92L93 108V110L94 111H101V110H104V108H103V106H102V104H103V102L101 101V102H99L98 104L95 102H91V98L90 99H86V98H83L82 96H81V94H79L78 93V95H76ZM140 96H141V98H140ZM162 96V95H161ZM210 96H213V97H215V98H213V97H211L210 98ZM256 96H257V98H256ZM3 97V98H2ZM39 97H41V100H38V101H40V102H38V101H35V100H37V99H40ZM66 97V98H67ZM125 97V98H124ZM171 97V98H170ZM193 99H192V98ZM2 98V99H1ZM28 98V99H27ZM35 98V99H34ZM118 98H120V99H118ZM174 98H176V99H174ZM184 98V99H183ZM186 98H187V101H185L186 100ZM198 98H200L199 100H198ZM204 98H205V100H204ZM226 98V99H225ZM228 98V99H227ZM15 99V100H14ZM140 99V100H139ZM155 99V100H154ZM170 99V100H169ZM203 99V100H202ZM218 99V100H217ZM241 99H244V100H242L244 103H240V101L239 100H241ZM247 99V100H246ZM25 100V101H24ZM30 100V101H29ZM116 100L114 101V102H116ZM145 100V101H144ZM169 100V101H168ZM184 100V101H183ZM237 100V101H236ZM252 100H254V101H252ZM23 101H24V103H23ZM32 101V102H31ZM142 101V102H141ZM146 101H147V103H146ZM150 101V102H149ZM160 101H161V103H163V101H164V104H163V106L161 107V108H159L158 106H160L161 104H160ZM166 101V102H165ZM197 101H198V103H197ZM218 101H222V102H219V103H217ZM233 101V102H232ZM237 103H236V102ZM249 101V102H248ZM264 101V100H263ZM28 103V106L26 105V106H24L26 103ZM131 102V103H130ZM137 102V103H136ZM144 102V104H146L145 105V107L147 106V104H148V102H149V104H148V106L150 105V108H151V106L152 107H154V109L152 110V111H149V109L150 108H144L143 107V109H141V107L140 106H142V105H140V104H142ZM170 102V103H169ZM189 104H187V103ZM190 102V103H189ZM194 102H196V104L195 105H197V106H195L193 103ZM204 105H200L201 103ZM226 102V103H225ZM228 102V103H227ZM22 105H21V104ZM89 103V104H88ZM94 105H93V104ZM124 103V104H123ZM167 103H169V104H167ZM223 103H224V105L225 106H223ZM240 103V104H239ZM262 103V104H261ZM30 104V105H29ZM96 104V105H95ZM122 104V105H121ZM126 104V105H125ZM138 104H139V106H138ZM143 104V105H144ZM165 104H167V105H169V106H165ZM241 104H243V106L241 105ZM258 104V105H257ZM2 105V106H1ZM15 105V106H14ZM41 106V107H39V106ZM71 105V104H70ZM92 105V106H91ZM133 105H135V106H133ZM154 105V106H153ZM187 105V106H186ZM240 105V106H239ZM11 107V109H10V107ZM32 106V107H31ZM136 106H138L139 107V110H137L136 112H131V113H128L127 112V110H126V108H124V107H128V108H130V109H132L133 107H136ZM166 108H165V107ZM193 106H195V108H196V110H197V107H198V112L195 110V108L193 107ZM202 106V107H201ZM230 106V107H229ZM237 106V107H236ZM18 107H20L19 109H18ZM22 107V108H21ZM28 107H31V108H28ZM182 107H183V109H182ZM201 107V108H200ZM222 107V108H221ZM223 107L227 110V111H225L224 109H223ZM235 107H236V109H235ZM243 107V108H242ZM3 108V109H2ZM14 108V109H13ZM26 108V109H25ZM92 108H90L91 110H92ZM97 108V109H96ZM163 108V109H162ZM180 108H181V110H180ZM190 108V109H189ZM237 108H239L238 110H237ZM259 108V109H258ZM101 109V110H100ZM141 109V110H140ZM147 109V110H146ZM157 109V110H156ZM161 109V110H160ZM166 109V110H165ZM179 109V110H178ZM236 111H235V110ZM258 109V110H257ZM16 110V111H15ZM17 110H19V111H17ZM21 110H23V112H25V113H23V114H21L22 112H21ZM27 110V111H26ZM163 110H165V111H163ZM194 110V111H193ZM223 110V111H222ZM232 110V111H231ZM260 110V111H259ZM1 111H3V113L1 112ZM118 111V112H117ZM172 111V112H171ZM178 111V112H177ZM181 111V113L180 114H178L179 112ZM221 111V112H220ZM235 111V112H234ZM237 111H240V112H237ZM9 112V113H8ZM17 112V113H16ZM19 112V113H18ZM116 112V113H115ZM145 112H147V113H145ZM162 112H163V114L165 115V114H169V113H167V112H170V114L171 113H173L174 112V114L173 115H171V119L172 120H168V124H166V125H169V126H166L165 124H163V121H162ZM185 112V113H184ZM226 112V113H225ZM248 112H249V114H248ZM263 114H261V113ZM11 113H12V115L14 116H12L11 115ZM18 114L19 116H16V114ZM43 113V114H42ZM70 113V114H69ZM137 113V114H136ZM142 113V114H141ZM145 113V114H144ZM158 113V114H157ZM194 113V114H193ZM236 113H240L239 115L237 114V115H235ZM242 113V114H241ZM72 114V115H71ZM126 114V116H124ZM132 114V115H131ZM169 114V115H170ZM182 114H185V116L184 115H182ZM192 114V115H191ZM232 114H233V117H232ZM246 114V115H245ZM259 115V117H258V115ZM5 115V116H4ZM32 115V116H31ZM40 115V116H39ZM43 115L45 116V117H43ZM50 115V116H49ZM131 115V116H130ZM145 115H147V116H145ZM179 115V116H178ZM225 115V116H224ZM249 115L251 116V117H249ZM260 115H262V116H260ZM24 116V117H23ZM28 116H30L31 118H29ZM41 116H42V119H40L41 118ZM52 116H53V118H52ZM114 116V117H113ZM121 116H124V117H121ZM141 116H145L144 118H143V120H141ZM176 116H178L177 117V119L179 120H177V119H175L174 117H176ZM193 116V117H192ZM236 116L238 117V118H236ZM255 116V117H254ZM11 117L12 118H14V120H16V121H14L13 119H11ZM27 118V120H28V122H27V120H26V118ZM38 117V118H37ZM40 117V118H39ZM46 117H48V119H46ZM54 117L56 118V119H54ZM141 117V118H140ZM179 117H180V119H179ZM181 117H183V118H181ZM191 119H190V118ZM224 117V118H223ZM226 117H227V119H226ZM229 117H231V118H229ZM17 118V119H16ZM45 118V119H44ZM95 118H98L97 116L95 117ZM115 118V119H114ZM123 118H125V119H123ZM135 118V119H134ZM175 120H174V119ZM185 118H186V120H185ZM188 118H189V120H188ZM193 118V119H192ZM220 118V119H219ZM225 119L224 121H223V119ZM233 118V119H232ZM247 118V119H246ZM249 118V119H248ZM251 118V119H250ZM260 119V120H258V119ZM262 118V119H261ZM35 119V120H34ZM36 119H37V122H34V121H36ZM39 119V120H38ZM99 119V118H98ZM112 119V120H111ZM183 119V120H182ZM222 119V120H221ZM231 119V121H229ZM23 120V121H22ZM25 120H26V122L27 123H29L28 124V128H29V130H31V128H32V130H31V133H32V131H33V133L35 134V135H42V133H43V131H45L43 134L44 135H46V137L44 136V138H45V140H44V138H42L43 140H40L41 141V144L43 145V147L44 148H46V149H48L49 151H51V152H57V153H55L54 152V160H53V163L54 164H56L57 166H59L60 167V169H63V170H67V171H69V172H78V174H81L79 177H80V179H82V180H84L85 182H86V184H87V186H88V188L90 189H88V194L90 195V198H91V203H90V205H91V207H90V210H88V209H84V207H83V204L80 202V200L79 199H77L78 197L77 196H75V195H77L76 193H77V190H76V188H72V187H70V181H69V179H61V180H59L58 181V178L57 177H52L53 175H51V174H49V173H43V170L42 169H40V168H36V166L34 165V164H30V165H32L31 167H30V165H29V161H26V153H25V151L27 150L26 148H27V143H28V139H30V137H28L27 138V136H28V134H29V132L28 133H25V134H23V133H20V130H18L17 128L20 126V127H22V124H20L21 122L23 123L24 122V124L25 125H27V123H25ZM34 120V121H33ZM41 120V122H39ZM44 120H46V121H44ZM124 122H122V121ZM126 120V121H125ZM136 120V121H135ZM173 120H174V122H173ZM180 120L182 121V122H180ZM185 120V121H184ZM200 120H202L203 122H201ZM220 120V121H219ZM250 120V121H249ZM258 122H260V123H258L257 124V121ZM264 120V119H263ZM9 121H11V122H13L14 121V124H16L17 122L19 123V121H20V123L18 124H16V125H18L17 127H15L16 125H14L13 123H11V122H9ZM31 121V122H30ZM58 121V122H57ZM113 121V122H112ZM128 121V122H127ZM171 123H170V122ZM176 121V122H175ZM188 121V122H187ZM192 121V122H191ZM197 121V122H196ZM213 123H212V122ZM235 121H236V123H235ZM238 121H240L239 122V124H238ZM255 121V122H254ZM5 122H6V124H7V122H8V126L10 125V127L9 128H7V125L5 126ZM180 122V123H179ZM198 122H200L199 124H198ZM220 122V123H219ZM228 122V123H227ZM247 122V123H246ZM250 122V123H249ZM4 123V124H3ZM43 123V124H42ZM131 123V124H130ZM136 123V124H135ZM144 123V124H143ZM151 123V124H150ZM176 123V124H175ZM183 123H185L184 125H183ZM191 123V124H190ZM194 123H196L199 127H202V129L203 130H207L208 132H209V134H210V137L206 134V132H205V137L202 139V138H200V141L203 143V141H207V144H205L206 142H204V146L202 145L201 146V144H198L197 143V140L196 139H194L195 138V136H194V129L192 130L191 128H192V125L194 124ZM218 123V124H217ZM222 123V124H221ZM230 123V124H229ZM233 123H234V125H233ZM1 124H3V125H1ZM37 125V127H36V125ZM81 124V125H80ZM97 124H99V123H97ZM121 124V125H120ZM126 124V125H125ZM138 124V125H137ZM147 124V125H146ZM173 124V125H172ZM181 125V127H183V128H185V129H187V130H184V132L183 131H181L180 129H182V128H179L180 127V125ZM215 126H214V125ZM237 124L239 125V126H237ZM241 124H246L245 125V129H247V125H250L249 126V130L247 129V130H245L244 129V127H243V125H241ZM30 125V126H29ZM101 125V124H100ZM120 125V127H118ZM132 125V126H131ZM136 125L138 126V127H136ZM172 125V126H171ZM185 125H186V127H185ZM209 125L211 126V127H209ZM216 125H218V126H220V131H219V127L218 128H216ZM253 125V126H252ZM260 125H262L261 126V128H262V131H261V128H260ZM1 126H5L6 128H7V131H6V128L4 127H1ZM13 126V127H12ZM47 126H50V127H47ZM59 126V125H58ZM128 126V127H127ZM143 126V127H142ZM175 126H176V128H175ZM177 126H179V127H177ZM187 126H188V128H187ZM242 126V127H241ZM256 126V127H255ZM43 127H41V128H43ZM47 127V128H46ZM125 127H127V129L125 128ZM165 127H167V128H165ZM172 127H173V129H172ZM213 127H214V129H213ZM233 127H235V128H233ZM252 127V128H251ZM3 128V129H2ZM38 130H37V129ZM65 128V129H64ZM92 129V143H94V146H101L103 143H106V144H110V142L111 143H113V144H116L117 142L116 141H118L119 143H117L119 146L122 144L121 142L123 141V143L125 142V144H124V148H131V145H134V146H132L134 149L136 148L137 150H141L142 152L143 151H145V152H143V154H146V156H148V158H149V160L147 161V162H149V163H151V161H152V158H155V157H152V154L151 153H149L148 154V152H147V150H146V147H145V145L143 144V143H141V141H140V137H142V138H147V139H151V138H156V142H157V144H155V143H152V147L154 148V149H158V154L156 155V159L154 160L156 163L154 164V161L151 163V164H148L147 165V162H146V160H145V162L143 161V160H135V159H132L127 153H126V151H122V150H124L123 148L121 149V151L123 152V154H122V152H121V154H120V150H117V154H115V156H116V158H115V156L113 157V158H110L111 159V161H112V163H113V166L111 167V172L109 171V170H107V169H104L105 167L102 165V163L100 162V158H96V157H99L97 154H95L96 152H95V150H91L93 147V145H91V147L90 148H88V150L85 148V147H83V145L81 144V142L83 143V137L85 136V134H86V130L87 129ZM122 129L121 131H123V132H125L124 133V135H122V133L118 130V129ZM125 128V130H123ZM137 128L139 129V132H138V130H137ZM157 128V129H156ZM175 128V129H174ZM232 128V129H231ZM236 128H238V129H236ZM250 128H251V131H250ZM5 129V130H4ZM12 129V130H11ZM14 129V130H13ZM40 129V130H39ZM96 129V130H95ZM143 129V130H142ZM166 129V130H165ZM176 129H177V131L178 130H180V134H178L177 133V131H176ZM191 129V130H190ZM253 129H255V130H253ZM37 130V131H36ZM51 130V131H50ZM64 130V131H63ZM110 130V131H109ZM116 131V132H113V131ZM151 130V131H150ZM215 130H217V132H218V135L216 134L217 132H215ZM238 130H240V133L241 132H244V130H245V133L244 134H240L239 133V135L241 136V138H240V136L238 135L237 137H236V135L238 134ZM243 130V131H242ZM5 131H6V133H5ZM9 131V132H8ZM19 131V132H18ZM112 131V132H111ZM137 131V132H136ZM144 131V132H143ZM157 131H158V133H157ZM164 131V132H163ZM175 131V132H174ZM237 131V132H236ZM249 131V132H248ZM12 132H14V133H12ZM15 132L16 133H18V134H15ZM53 132V133H52ZM68 132V133H67ZM161 134H160V133ZM175 133V135H174V133ZM182 132V133H181ZM214 132V133H213ZM248 134H247V133ZM263 134H262V133ZM20 133V134H19ZM32 133V134H33ZM46 133V134H45ZM65 133H67V135H64ZM99 133V134H98ZM104 133H106V135L104 134ZM121 133V134H120ZM144 135H143V134ZM170 133H171V135H170ZM177 133V134H176ZM191 133L193 134V135H191ZM236 133V134H235ZM253 133H254V135H253ZM258 133V134H257ZM260 133H261V135H260ZM3 134V135H2ZM7 134V135H6ZM22 134V135H21ZM69 134V135H68ZM98 134V135H97ZM101 134V135H100ZM119 134V135H118ZM134 134V136H132ZM154 134H158V137L156 136V135H154ZM162 135V136H160V135ZM220 134V135H219ZM257 134V135H256ZM21 137H23V136H25V137H23V138H19L20 136ZM100 135V136H99ZM105 135V137H103V138H101V140H100V137H102V136H104ZM120 135H122L123 137L120 139ZM140 135V136H139ZM150 135V136H149ZM179 135V136H178ZM184 135V136H183ZM216 135V136H215ZM248 135V136H247ZM259 135V136H258ZM3 136V137H2ZM5 136V137H4ZM8 136H7V138H8ZM19 136V137H18ZM43 136V135H42ZM56 136V137H55ZM118 136H119V138H118ZM139 136V137H138ZM173 136H174V138H173ZM194 136V137H193ZM220 136V137H219ZM262 136V137H261ZM36 137V136H35ZM55 137V138H54ZM67 137V138H66ZM82 137V138H81ZM214 137H216V140L217 141H215L214 139ZM217 137H218V139H217ZM238 137H239V139H238ZM259 137V138H258ZM11 138V139H10ZM17 138V139H16ZM27 138V139H26ZM62 138H64L66 141H64V139H62ZM98 138V139H97ZM138 138V139H137ZM160 138V139H159ZM176 138V139H175ZM191 138H192V140H191ZM209 138V139H208ZM214 138V139H213ZM15 139V140H14ZM19 139V140H18ZM20 139H21V141H20ZM24 139V140H23ZM179 139L180 140H182L181 142L179 141ZM207 139V140H206ZM210 139L212 140H214V141H210ZM0 140V142H2ZM11 140H14V141H12L11 142ZM62 141V144H61V142H59V141ZM106 140V141H105ZM111 140V141H110ZM162 140V141H161ZM231 141L232 143H230L229 141ZM43 141V142H42ZM44 141H46V142H44ZM94 141V142H93ZM99 141V142H98ZM160 141V143L158 144V142ZM178 141H179V143H178ZM228 143H230V144H228ZM10 142V143H9ZM16 142H18V144L16 143ZM54 142V143H53ZM59 142V143H58ZM161 142L163 143V144H161ZM241 142V143H240ZM19 143H21V144H19ZM64 143V144H63ZM97 143V144H96ZM131 143V144H130ZM17 145L16 147L15 146H13V145ZM26 144V146H24V145ZM66 144V145H65ZM113 144H111V145H113ZM117 144H116V146H117ZM130 144V145H129ZM178 144H179V146H180V144H182V147L180 146V148H179V146H178ZM193 144V145H192ZM210 144V145H209ZM224 144V145H223ZM244 144H245V146H244ZM53 145H55V148H54V146ZM129 145V146H128ZM158 145V146H157ZM199 145L201 146L200 148H199ZM209 145V146H208ZM4 146V147H3ZM7 146V147H6ZM8 146H9V148H8ZM176 146V148H174ZM198 146V147H197ZM208 146V147H207ZM210 146H213V148H211ZM223 146V147H222ZM227 146H229V149H228V147ZM251 146V147H250ZM258 146H259V148H258ZM4 149H3V148ZM12 147H14V148H12ZM18 147H19V149H18ZM22 149H21V148ZM63 147H65V148H63ZM158 147V148H157ZM202 147H204V148H202ZM211 149H210V148ZM218 147H220V148H218ZM249 147H250V149H249ZM17 148V149H16ZM180 149L179 151L177 150V149ZM196 148H197V150H196ZM208 148V150L206 151L205 149H207ZM252 148V149H251ZM258 148V149H257ZM22 150V153H20V151ZM58 149H60V152H59V150L57 151ZM202 149V150H201ZM203 149H204V151H206V153L204 152L203 154H202V151H203ZM214 149V152H212V150ZM225 149V151H222V150H224ZM237 149V150H236ZM1 150H2V152L4 153H2L1 152ZM14 150H18L19 151V153H20V155H16V152L14 151ZM61 150H63V154L65 153V155H66V157H65V155L63 156V154L61 153ZM87 150V151H86ZM216 150V151H215ZM227 150V151H226ZM233 150V151H232ZM238 150H240V151H238ZM93 151L95 152V153H93ZM138 151V152H139ZM141 151L139 152L140 154H142L141 153ZM174 151V152H173ZM182 151V152H181ZM187 152V155L188 156H186L185 155V157L187 158H185L183 155H184V153L186 154V152ZM211 151V152H210ZM220 151H222V152H220ZM230 151H232V152H230ZM238 153H237V152ZM246 151V152H245ZM24 152V153H23ZM174 153V154H172V153ZM181 152V153H180ZM200 152H201V154H200ZM228 152H229V154L230 153H232L231 155H228ZM1 153L3 154V155H1ZM60 153V154H59ZM124 153H126V154H124ZM182 153H183V155H182ZM189 153H190V156H189ZM208 153V154H207ZM220 153V154H219ZM224 153L225 154H227V155H225V156H227L228 158H230V159H232V160H229L227 157L225 158V156H224ZM245 153V154H244ZM57 154V155H56ZM62 154V155H61ZM88 154V155H87ZM142 154V155H143ZM160 154V155H159ZM212 154V155H211ZM223 154V155H222ZM239 159V163L237 162V158L236 157H234V155ZM59 155V156H58ZM61 155V156H60ZM125 155H127V156H125ZM167 155H168V157H167ZM170 155V156H169ZM171 155L172 156H174L175 155V157H171ZM215 155V156H214ZM242 155V156H241ZM18 156V157H17ZM20 156V157H19ZM22 156L24 157V159L22 158ZM208 156V157H207ZM218 156V158H213V157H217ZM230 156V157H229ZM246 156V157H245ZM15 157V158H14ZM70 157V158H69ZM127 157V158H126ZM130 159H129V158ZM152 157V158H151ZM163 157V158H162ZM167 157V158H166ZM171 157V158H170ZM204 157H205V159H204ZM220 157V158H219ZM243 157V158H242ZM244 157H245V159H244ZM4 158V159H3ZM5 158H6V160H5ZM17 158H22L23 159V163L25 162V167L23 168V166H24V164L21 162L22 160H17ZM73 158V160L74 159H76L77 161L74 163V162H72L73 164H71L70 162H71V160L70 159H72ZM151 158V159H150ZM174 158H175V160H177V161H175L174 160ZM223 158V159H222ZM2 159H3V161H2ZM9 159H11L10 161H9ZM17 161H16V160ZM78 159H80V160H78ZM128 159V160H127ZM185 159V160H184ZM226 160V163H225V160ZM228 159V160H227ZM242 159V161L243 162H247V163H243L242 161L240 162V160ZM244 159V160H243ZM248 161H247V160ZM81 160H83V162H81L80 163V161ZM85 160V161H84ZM160 160V161H159ZM164 160V161H163ZM167 160V161H166ZM171 160V161H170ZM174 160V162H172ZM213 160H215V161H217V162H215V161H213ZM218 160H220V161H218ZM221 160H223L224 161V164H223V161H221ZM236 160V162H234ZM92 161V162H91ZM122 161V162H121ZM142 161H143V163H142ZM165 161L168 163V164H172V165H169L170 167H168L167 168V166H168V164L167 163H165ZM181 161L182 162H184V163H181ZM209 161V162H208ZM229 161H233L232 162V164L234 163V166L232 165V164H230L229 163ZM251 161V162H250ZM3 162V163H2ZM9 162V163H8ZM17 164L16 165V167H15V165L13 164ZM19 162V163H18ZM29 162V163H28ZM70 164V165H68V163ZM90 162V163H89ZM177 162H180V164L179 163H177ZM206 162H208V163H210V164H208L207 165V163ZM213 162V163H212ZM250 162V163H249ZM4 163H5V165H4ZM27 163V164H26ZM67 163V164H66ZM77 163H78V166H76L77 165ZM120 163H121V165H120ZM122 163H123V166H122ZM142 163V164H141ZM145 163V164H144ZM160 163H162L161 165H160ZM178 164V165H175L174 166V164ZM218 163V164H217ZM243 163L244 165L246 164L247 166V168H249V169H247L244 165V167H245V169L247 170H244L243 171V169H244V167H243V169H242V165L241 164ZM67 165V166H70V167H67V166H65V165ZM74 164H75V166H74ZM221 164V165H220ZM241 165L240 167V169L239 168H237L239 165ZM257 164H258V166H257ZM11 165L13 166L14 165V167H12V170H10L11 169ZM18 165H21V166H18ZM23 165V166H22ZM27 165H29V166H27ZM140 165V166H139ZM166 165V166H165ZM194 165V166H193ZM201 165H202V167H201ZM209 167V166H211V168L209 167H207V166ZM213 165V166H212ZM214 165H216V166H214ZM217 165H219L218 167H217ZM238 165V166H237ZM249 165H251V166H249ZM8 166V167H7ZM19 168H18V167ZM103 166V167H102ZM144 167V168H142V167ZM146 166L148 167V168H146ZM163 166V169L161 168L160 169V167H162ZM196 166V167H195ZM255 166V167H254ZM260 166V167H259ZM29 167V168H28ZM67 167V168H66ZM125 167V168H124ZM135 167H137V169L139 168V170L138 171H140V172H137V170H136V168ZM140 167H141V169L142 170H140ZM166 167V168H165ZM193 167H195L194 169H193ZM16 168H18V170L16 169ZM35 168H36V170H35ZM101 170H100V169ZM130 168H132V169H130ZM205 168H208L207 170H208V174H207V177H206V179H208V177H209V179L208 180H206L207 182H208V184H207V189H206V192H204L203 193V187H201V188H199V186L198 185H196V184H198L197 182H196V178H197V175L198 174H200V173H202L203 172V170H206ZM238 169V170H235V169ZM250 168H253V171L250 169ZM256 168V169H255ZM4 169H6L8 172H9V175H8V173H7V176L6 177H4L6 174H5V171H4ZM29 171H28V170ZM34 170V171H32V170ZM76 169V170H75ZM193 169V170H192ZM198 169H199V171H198ZM212 169H213V171H212ZM14 170H16L15 171V173L13 172ZM42 170V171H41ZM168 170V171H167ZM183 170V171H182ZM11 171H12V173H11ZM17 171H18V173H17ZM34 172V173H32L31 174V172ZM108 172V174H107V172ZM195 172V173H192V172ZM198 171V172H197ZM250 171V172H249ZM98 172V173H97ZM106 172V174H104ZM113 172V173H112ZM122 172V173H121ZM154 172V173H153ZM158 172H159V174H158ZM161 172V173H160ZM163 172H166V174L165 173H163ZM182 172V173H181ZM185 172V173H184ZM211 172V173H210ZM221 172V173H220ZM246 172V173H245ZM253 172V173H252ZM259 172V173H258ZM20 173V174H19ZM22 173H24V174H22ZM43 173V174H42ZM135 173V174H134ZM153 173V176L155 175V173L157 174V177H153V176H151V174ZM213 173H215L216 175H213ZM16 174V175H15ZM19 174V175H18ZM24 175V176H20V175ZM27 174V175H26ZM96 174V175H95ZM110 174V175H109ZM112 174V175H111ZM138 174V175H137ZM140 174V175H139ZM148 174V175H147ZM174 174V175H173ZM197 174V175H196ZM211 174H212V176H211ZM12 175H14V176H18L16 179V181H15V179L13 178V176ZM26 175V176H25ZM45 175V176H44ZM136 175V176H135ZM143 175V176H142ZM146 175L147 176H149L150 175V177H147V178H145L146 177ZM169 175H170V177H171V175H172V177H177V176H175V175H178V177H179V175H180V182L182 183V186L184 187V188H186L185 190H184V192H183V194L181 195L182 197H184L185 199L184 200H182L181 202L179 201H177L179 204H175V202H170V201H168L167 199H166V197H164V198H161V197H163V196H158L159 198L157 199L156 197V191H155V189H156V185H161L160 183L162 182V184L164 185L165 183H163L164 181L167 183V185L169 184L167 181H170L169 180ZM192 175H194V176H192ZM196 175V176H195ZM219 175V176H218ZM10 176H12V177H10ZM28 176V177H27ZM89 176V177H88ZM94 176H96V177H98V176H102L101 178H100V180L98 179V178H95ZM111 176V177H110ZM114 176V177H113ZM142 176V177H141ZM192 176V177H191ZM247 176H249V178L247 177ZM6 178V179H3V178ZM9 177V178H8ZM24 177V178H23ZM118 177V178H117ZM169 177V178H168ZM246 177H247V179H246ZM259 177V178H258ZM23 180H22V179ZM28 178V179H27ZM90 178V179H89ZM141 178H144V179H141ZM154 178H156V179H154ZM186 178V179H185ZM241 178H242V180H241ZM253 178V179H252ZM14 179V180H13ZM27 179V180H26ZM44 181H43V180ZM48 179H49V182H46V181H48ZM51 179V180H50ZM147 179V180H146ZM149 179H150V181H149ZM152 179V180H151ZM189 179V180H188ZM250 179V180H249ZM120 180H122V181H120ZM143 180H144V182H143ZM146 180V181H145ZM153 180H155V182L153 183ZM157 180H158V182H159V180H161L160 182H159V184H158V182H157ZM245 180V181H244ZM260 180V181H259ZM9 181V182H8ZM57 181V182H56ZM152 181V183H150ZM59 182V183H58ZM61 182H62V188H61ZM88 182H90L89 184L90 185H92V187H90V185H88ZM248 182V183H247ZM1 183V184H2ZM45 183H47V185H45ZM56 183V184H55ZM93 183H96V184H93ZM107 183V184H106ZM192 183V184H191ZM234 183V184H233ZM258 183H260V185L258 184ZM41 184H42V186H41ZM54 184V185H53ZM58 184L60 185V186H58ZM139 184V185H138ZM188 184H189V186H188ZM262 184V185H261ZM30 188H28L27 186ZM37 186L36 188H37V192L35 193V190L34 189H32V186ZM43 185H44V187H43ZM114 185H116L117 186V188L119 189V192L123 189H129L128 191H126V193H125V190L123 191H121L122 193H125L126 195H124L125 196V198H126V200L128 201V200H131V199H133V200H138V201H142V202H148V204L149 203H153L154 201L156 202V203H151L152 205H154L153 207H157V209H160V210H164V215H166L165 217H166V219H164L165 217H163L162 219H159L158 217H155L154 215L152 216V215H148L147 214V216L144 214L143 215V217L144 216H146L145 218H142L141 216H142V214L141 215H137V214H135V212H129V213H126V214H128L127 215V217H125V219L123 218V214L127 211H129L127 208H125V206H124V204L123 203H121V201H120V203H119V199H118V197H116V193L114 192V194H113V192H111V190H114V188L112 187V186H114ZM128 185V186H127ZM142 185H143V187H142ZM155 185V186H154ZM166 185V184H165ZM193 185H195V187L193 186ZM259 186V187H257L256 188V186ZM50 186V187H49ZM144 186H146V189H145V187ZM215 186H217V188L219 189L218 191H219V193H221V195L219 196V198L223 201V200H225V201H227V205H225V206H227V209H226V207H224L226 210H224V209H222V207L224 206V204H226L225 202L223 203V206H222V204H221V206L219 205H217V206H215L214 207V205L210 202L211 200H210V198H208V197H213L214 195H215V191H213V187H215ZM222 186V189L223 190H225V191H223V192H225V196H224V194H223V192H220V187ZM39 187V188H38ZM43 187V188H42ZM12 188V187H11ZM18 188V189H17ZM20 188H23V189H21L20 190ZM24 188H27V190H25ZM33 188H35V187H33ZM35 188V189H36ZM70 188H72V189H70ZM112 188V189H111ZM141 188V189H140ZM154 188V189H153ZM212 188V189H211ZM39 189V190H38ZM71 190L72 192H70V191H68V190ZM145 189V190H144ZM231 191L230 193H229V191ZM14 190H15V192H14ZM20 191H22V193H25V192H27V193H25V194H22ZM25 191V192H24ZM29 191V192H28ZM31 191V192H30ZM153 191V192H152ZM227 191V192H226ZM66 192V193H65ZM74 192V193H73ZM103 192V193H102ZM120 192V193H121ZM214 192V193H213ZM30 193V194H29ZM31 193H35V194H31ZM105 193V194H104ZM227 193H228V195H227ZM69 194H71V195H69ZM103 194V195H102ZM114 196H113V195ZM23 195H25V196H23ZM28 195V196H27ZM30 195V196H29ZM32 195V196H31ZM127 195H128V197L129 196H131L132 198L130 199V198H128L127 197ZM139 195V196H138ZM201 195L203 196V195H205L204 197H202L201 198ZM247 195V196H246ZM70 196H71V198H70ZM139 197V199H137V197ZM156 196V197H155ZM29 197V198H28ZM61 197V198H60ZM63 197V198H62ZM70 198V202H67V204H66V201H69V198ZM155 197V198H154ZM261 197V198H260ZM19 198V199H18ZM104 198H106V200H104ZM136 198V199H135ZM200 198V199H199ZM61 199V201L63 200L64 202L62 203V202H60L59 200ZM67 199V200H66ZM72 199H73V203H71L72 202ZM150 199V200H149ZM152 199L154 200V199H156V200H154V201H152ZM189 200V202H190V204H189V202H188V200ZM204 201H203V200ZM232 199H233V201H232ZM191 200V201H190ZM197 200V201H196ZM198 200H202V202L201 203H198L197 204V202H198ZM230 200L232 201V203H230ZM167 201H168V203L170 202V205L172 204H175V205H171V206H169V208H168V204H167ZM184 201V202H183ZM229 201V202H228ZM1 202V201H0ZM96 202V203H95ZM192 202V203H191ZM62 203V204H61ZM95 203V208H94V210H96V211H94L93 212V208H92V206H93V204ZM101 203V204H100ZM105 203V204H104ZM108 203V204H107ZM197 205H196V204ZM68 204H69V207H70V205H71V207H70V211L68 210L67 211V209H69V207H68ZM98 204V205H97ZM100 204V205H99ZM107 204V205H106ZM151 204H149V205H151ZM232 204V205H231ZM236 204V205H235ZM238 204V205H237ZM2 202L0 203V209H1V207H2ZM5 205V204H4ZM3 205V206H4ZM73 205V206H72ZM96 205H97V207H96ZM105 205V206H104ZM151 205V206H152ZM165 205H167V206H165L166 207V210H165V208H164V206ZM200 205V206H199ZM6 206V205H5ZM8 206V205H7ZM229 206H232L233 208H229ZM100 207H102L101 208V212H99L98 213V211L100 210ZM127 207V206H126ZM155 207V208H156ZM172 207V208H171ZM181 207V208H180ZM193 207V208H192ZM203 207V208H202ZM221 207V208H220ZM67 208V209H66ZM125 208V209H124ZM162 208H164V209H162ZM215 209V211H213L214 209ZM219 208V209H218ZM242 208V209H241ZM120 209V210H119ZM184 210V212H182L183 210ZM220 209H222V210H220ZM244 209V210H243ZM252 209V210H251ZM45 210H44V212H45ZM104 210V211H103ZM179 210H181V211H179ZM195 210V211H194ZM220 210V211H219ZM241 210H243V211H241ZM249 210V211H248ZM85 211V212H84ZM119 211V212H118ZM124 211V212H123ZM173 211V212H172ZM213 211V212H212ZM216 211H218L217 213H216ZM255 211V212H254ZM60 212V211H59ZM89 212V213H88ZM96 212V213H95ZM117 212V213H116ZM180 212V213H179ZM191 212H193L192 214H191V216H190V214L189 213H191ZM232 212H233V215H232ZM241 212V213H240ZM36 213V212H35ZM54 213H56V212H54ZM53 213V214H54ZM121 213H122V215H121ZM175 214V215H177L176 213H178V216L179 217H175L174 219H172L173 220V223H172V221H170V216H171V218H173L172 217V215L173 214ZM209 213H210V215H209ZM212 213H214L213 215H212ZM217 215H216V214ZM238 213H240V215H241V217H239V218H237V219H234L233 218V216H234V214H238ZM88 216H87V215ZM117 214H119V215H117ZM131 214V215H130ZM169 216H168V215ZM198 214V215H197ZM258 214V215H257ZM72 215H73V217H72ZM78 215H83L82 217L81 216H79L78 217ZM133 215V216H132ZM194 215V217H192ZM86 216V217H85ZM168 216V217H167ZM193 219L192 221H191V223L190 224H188V221L190 220V217ZM229 216V217H228ZM255 216V217H254ZM257 216V217H256ZM43 217V216H42ZM87 217H90L91 218V220H90V222L88 223V219H90V218H88L87 219ZM148 217V218H147ZM189 218V220H188V218ZM3 220H2V219ZM40 218V217H39ZM44 218V219H45ZM49 218V219H50ZM80 218H82L83 219V221H82V219L80 220ZM185 218H187V219H185ZM200 218V219H199ZM76 219V220H75ZM138 219V220H137ZM144 219V220H143ZM146 219V220H145ZM250 219L252 220V221H250ZM257 219H258V221H257ZM41 219H39V222H38V225L42 222V221H40ZM73 221L72 223H70L69 221ZM93 220V221H92ZM113 220V221H112ZM136 221V223L137 224H135L134 225V223H135V221ZM188 220V221H187ZM237 220V221H236ZM50 221V220H49ZM83 222V223H81V222ZM85 221V222H84ZM87 221V222H86ZM112 221V222H111ZM130 223H128V222ZM134 221V222H133ZM162 221H163V223H162ZM167 223H166V222ZM240 221V222H239ZM80 222V224H78ZM96 222V223H95ZM106 222V223H105ZM115 222V223H114ZM133 222V223H132ZM171 223V224H169V223ZM217 222V223H216ZM236 222V223H235ZM260 222V223H259ZM3 223V222H2ZM1 223V224H2ZM75 223V224H74ZM89 224L90 225V227H88L89 225H86V224ZM112 223V224H111ZM126 223H128L130 226H131V223H132V226L130 227L128 224V226L126 225ZM154 224V228H156L155 230H154V228L153 229H149L150 230V232L151 233H153L154 231V233L153 234H151V236H150V234H148L149 232H147V231H149L147 228H149L148 226L150 225V224ZM200 223V224H199ZM207 223V224H206ZM211 223H212V225H213V227H212V225H211ZM72 224H74V226L72 227V226H70V225H72ZM84 224V227L82 226V225ZM111 224V225H110ZM115 224V225H114ZM159 224H162V225H159ZM167 224V225H166ZM174 224V225H173ZM191 224H192V226L193 227H191ZM202 224H203V226H202ZM209 224H210V226H209ZM254 224V225H253ZM257 224H259V226L257 225ZM93 225V226H92ZM105 225V226H104ZM110 225V226H109ZM118 225V226H117ZM173 226L172 228L170 227V226ZM205 225H208V227H210L208 230L206 229V228H204V226ZM218 225V226H217ZM261 225V226H260ZM15 228H14V227ZM114 226V227H113ZM160 226H161V228H160ZM189 226V227H188ZM194 226H195V228H194ZM109 228V229H111L112 228V231H109V229L107 230V229H104V228ZM187 227V228H186ZM201 227V228H200ZM207 227V226H206ZM223 227H226L227 229H228V234H229V236H227L224 240H222V238H221V234H223L224 235V233H222V228ZM257 227V228H256ZM10 228H12V229H10ZM70 228V229H69ZM86 228V229H85ZM88 228V229H87ZM103 228V230H105V232L107 231V232H109V233H106L105 234V232L103 231V230H101ZM130 228V229H129ZM170 228H171V230H170ZM199 228L202 230V231H204V232H202V234H201V232H200V230H199ZM207 230V232L204 230ZM159 229V230H158ZM168 229V230H167ZM194 229H196V230H199V231H197V237H198V239L196 238V237H193L194 235H192V234H194V232H193V230ZM18 230H20L21 231V233H20V231H18ZM69 230V231H68ZM80 230V231H79ZM87 230H89V231H91V233L89 232V234H91L90 235V238H85V237H88V231ZM152 230V231H151ZM180 230V231H179ZM210 230V231H209ZM8 231H9V233H8ZM15 231H17L15 234H14V232ZM68 231V232H67ZM83 231V232H82ZM93 231V232H92ZM98 231H102V232H98ZM131 231V232H130ZM167 231V232H166ZM12 232V233H11ZM55 232H57V233H55ZM65 232V233H64ZM76 232V233H75ZM82 232V234L81 235H79L80 233ZM95 232V233H94ZM104 232V233H103ZM125 232V233H124ZM129 232H130V234H129ZM146 232V233H145ZM174 232H175V234H174ZM180 232V233H179ZM18 233V234H17ZM59 233H62V234H59ZM69 233V234H68ZM79 233V234H78ZM99 233V234H98ZM118 233V234H117ZM136 233V237H137V239H136V237H135V234ZM145 233V234H144ZM170 235H169V234ZM182 233H183V235H182ZM188 233V234H187ZM200 233V234H199ZM204 233V234H203ZM4 234V235H3ZM7 234H9L10 236H6ZM12 234V235H11ZM17 234V235H16ZM84 234V235H83ZM85 234H87V235H85ZM94 234V235H93ZM102 234V235H101ZM117 234V236H116V238H114V236ZM125 234H127L126 235V238H125ZM148 234V235H147ZM216 234H218L216 237H218L219 238V240L221 239V241H216L217 243H215V242H213V241H215V240H218V239H216V237H215V235ZM220 234V235H219ZM241 234H242V241L244 240L245 241V243L243 242V245H242V241L238 238L239 236H241ZM15 237H14V236ZM18 235H20L19 237H17ZM69 235H70V237H69ZM76 235H79V236H77V237H75V238H77V239H81V237H82V239H83V241H81L80 239H79V241H77L75 238H73L72 236H76ZM135 237V240H133V236ZM141 235V236H140ZM159 235H161V236H159ZM163 235V236H162ZM185 235H187L188 236V239L190 240H192V241H194V243H192V241L191 242H189V243H187V241H184L183 242V238L185 237ZM190 235V236H189ZM200 235V236H199ZM4 236H6V238L7 237H9V238H5ZM81 236V237H80ZM93 236V237H92ZM113 236V237H112ZM131 236V237H130ZM140 236V238H142L141 239V242H140V239L138 238ZM145 236V241H144V239H143V237ZM146 236L147 237H149V238H147L146 239ZM158 236V238H156ZM166 236V237H165ZM202 236V237H201ZM209 236V237H208ZM210 236H212V241H210L209 239H210ZM84 237V238H83ZM112 237V238H111ZM129 239H128V238ZM160 237H162V238H160ZM192 237V238H191ZM10 238H12V240L10 239ZM15 238H17V239H15ZM45 238V239H44ZM103 238H105L106 240H104ZM107 238H108V240H112V241H115V243L118 245V249L120 250V251H124V250H126V252H125V254H124V256H123V258L122 259H120L121 257L119 256V255H121V253H120V251L117 249V245L115 244V246H113L112 248L111 247H108L107 245H105V241H108L107 240ZM171 238V239H170ZM9 239L11 240V243L12 244H10V242H8L11 246L12 245H14V246H10L9 244V246H7V244H4L5 242H7V241H9ZM18 239H22L21 241H18V243H17V240ZM50 239V240H49ZM75 239V240H74ZM85 239V240H84ZM87 239V240H86ZM97 239V240H96ZM115 239V240H114ZM121 239V240H120ZM139 239V240H138ZM156 240V245L154 244V245H152V247L150 246V242L152 241V240ZM182 239V240H181ZM201 239H203V240H201ZM208 239L209 240V243H207V241L206 240ZM4 240H5V242H4ZM15 240V241H14ZM54 240V241H53ZM71 240V241H70ZM96 240V241H95ZM98 240H100V242L98 241ZM103 240V241H102ZM117 240V241H116ZM120 240V241H119ZM139 241V243H138V241ZM162 240H164L163 242H161ZM166 240H167V242L169 241H178V244L177 245H175L174 247H173V249L172 248H170L171 250H173L174 251V253H176L177 251V253L174 255V253L173 252H170L169 254H167L168 252H167V249L168 248H164V247H168V246H165L166 245ZM198 240V241H197ZM77 241V242H76ZM125 243H124V242ZM150 241V242H149ZM205 241H206V243L208 244H206L207 246H206V248H204L203 247V245L205 246ZM224 241V242H223ZM240 241V242H239ZM254 241H255V243H254ZM14 242V243H13ZM57 242V243H56ZM104 242V243H103ZM123 242V243H122ZM211 242H213V243H211ZM219 242H221L220 244H219ZM250 242V243H249ZM73 243L75 244V246H73ZM158 243V244H157ZM161 243H162V246H161ZM183 243H187V244H185V245H187V247L184 245V246H181V244H183ZM193 245H192V244ZM248 243V244H247ZM254 243V244H253ZM259 243V244H258ZM16 244V245H15ZM23 244V245H22ZM47 244H45V245H47ZM105 246H104V245ZM123 244V245H122ZM140 244H142V245H147V246H149L150 247V250H148V251H144V250H141L142 249V247L140 248L139 246H140ZM149 244V245H148ZM164 244V245H163ZM168 244V243H167ZM203 244V245H202ZM218 244V245H217ZM260 244H261V247L259 248V246H260ZM4 245H5V247L7 248V249H9V247H10V249H9V251H4V249H5V247H4ZM19 245H20V247H22L23 249H25L24 251H23V249L21 250V248L19 247ZM25 245V246H24ZM28 245H29V247H28ZM32 247H31V246ZM39 245V246H38ZM41 245H42V247H41ZM141 245V246H142ZM159 245V246H158ZM191 245H192V247H191ZM48 246V245H47ZM137 246V247H136ZM188 246H189V248H188ZM214 246V247H213ZM216 246V247H215ZM4 247V248H3ZM153 247H154V249H153ZM155 247H159V248H161V250H157ZM166 250H163V248ZM182 247H184V248H186V249H184V248H182ZM198 247V248H197ZM249 247V248H248ZM263 247V248H262ZM0 248V249H1ZM30 248V249H29ZM63 248V249H64ZM219 248V249H218ZM6 249V250H7ZM18 249H20L21 251L19 252V250ZM52 249H54V250H52ZM55 249H56V252H54L55 251ZM58 249V250H57ZM86 249H88V250H86ZM134 249V250H133ZM157 250L158 252H160L159 253V255H158V252H156V253H154V251L152 252V250ZM169 249V250H170ZM238 249H239V251H238ZM30 250V251H29ZM44 250V251H43ZM50 250H52V252L50 251ZM86 250V251H85ZM103 250L105 251V252H103ZM117 250V251H116ZM184 250V251H183ZM199 250H201V254L203 253V257H202V255L199 253ZM212 250H214L213 252H212ZM219 251L218 253L216 252V251ZM221 250V251H220ZM249 250H250V252H249ZM49 251V252H48ZM58 251V252H57ZM110 251V252H109ZM113 251V252H112ZM204 251V252H203ZM263 251V252H262ZM22 252V253H21ZM29 252V253H28ZM36 252V253H35ZM47 252V253H46ZM56 253V254H54V253ZM101 252V253H100ZM104 254H103V253ZM108 252V253H107ZM136 252H137V254H139L140 253V256L139 255H137L136 254ZM146 252H147V254H146ZM150 252V253H149ZM164 252V253H163ZM186 252V253H185ZM207 252H208V254H207ZM209 252H211V253H214L213 255L211 254V253H209ZM22 255H21V254ZM24 253V254H23ZM30 253L32 254L31 256H30ZM50 253L53 255V257L51 258V256L52 255H50ZM58 253V254H57ZM106 253V254H105ZM172 253H173V255H172ZM179 253V254H178ZM222 253V254H221ZM0 254H2L1 252H0ZM8 254H10V259H9V257L8 256H6V255ZM26 254V255H25ZM29 254V255H28ZM39 254V255H38ZM156 254V255H155ZM208 255V256H206V255ZM231 254V256H229ZM234 254V255H233ZM249 254H250V256H249ZM26 257H25V256ZM36 255V256H35ZM63 255V256H62ZM112 255V256H111ZM139 256V257H137V256ZM143 255V256H142ZM149 256L147 259H146V256ZM158 255V256H157ZM161 255V256H160ZM167 255L169 256L168 258H167ZM192 257H191V256ZM198 255H200V257L198 256ZM2 256L3 257H8V258H6V259H4V258H2ZM33 257L34 259H32V261L30 260L31 258L30 257ZM37 257V258H35V257ZM104 256V257H103ZM105 256H107V257H105ZM111 256V257H110ZM115 256H116V258H115ZM136 258H135V257ZM143 258H142V257ZM185 256H186V259H185ZM189 256V257H188ZM198 256V258H196ZM210 257V258H208V259H204V257ZM23 257H24V259H23ZM152 257V258H151ZM153 257L155 258L154 260H153ZM163 257V258H162ZM172 257V258H171ZM174 257V258H173ZM213 257H215L214 259V261L215 262H212V258ZM233 257V258H232ZM249 257H252L253 258V261H252V258H250V260L248 259ZM28 258H30L29 260V263H27L28 261H27V259ZM110 258V259H109ZM129 258V259H128ZM195 258H196V260H195ZM263 258V259H262ZM8 259V260H7ZM38 259V260H37ZM51 259V260H50ZM107 259H108V261H107ZM117 259V260H116ZM132 259V260H131ZM143 259H145V261L143 260ZM172 259V260H171ZM198 259V260H197ZM212 259V260H211ZM246 259H248V261L246 260ZM6 260H7V263H6ZM35 260V261H34ZM37 260V261H36ZM57 260H59V262L57 261ZM210 260H211V262H210ZM9 261V262H8ZM34 261V262H33ZM42 261V260H41ZM53 261V262H52ZM115 261V262H114ZM117 261V262H116ZM124 261V262H123ZM135 261V262H134ZM147 261V262H146ZM37 262V264H39ZM68 262V263H67ZM249 262V263H248ZM254 262V263H253ZM102 264V263H101Z\"/></svg>",
	"mask_w": 264,
	"mask_h": 264
},
{
	"label": "bare ground",
	"instance_id": "2",
	"mask_svg": "<svg viewBox=\"0 0 264 264\" xmlns=\"http://www.w3.org/2000/svg\"><path fill=\"white\" fill-rule=\"evenodd\" d=\"M4 1H5V0H4ZM24 1H26V0H24ZM27 1H28V0H27ZM30 1H31V0H30ZM44 1H45L44 3H46V1H49V0H44ZM57 1H58V0L53 1L52 4H53L54 2H55V4H56ZM61 1H62V0H61ZM89 1H91V0H89ZM93 1H94V0H93ZM103 1H105V0H100V1L97 0V1L92 2V3H96V2H97L96 4H94L95 7H94V5L92 4L93 7H94V10H95V8H96V11H97V10L100 11V7H101L100 5H103V4H102V3L100 4V3H98V2H103ZM118 1H119V0H118ZM118 1H116V2H118ZM135 1H136V0H135ZM142 1H144V0H142ZM145 1H146V0H145ZM149 1H150V2L153 1V4H154L155 6H158V7H156V8L153 9L152 6H149V7L152 8V9L150 10V8H149L148 11H147V10L144 11V12H147V13H144V14H147V16H146L147 19H146V20H147V21L149 20V21H150V24H152V23H154V24H159L158 26H156L157 29H156L155 31H156V33L158 34V36H159L160 38H163V39H161V40H163V41H165V38H167V35L165 34V32H166V31H165V27H168V23H170V21H171V18L169 19V17H171V16H169V15H170V14H169V13H170V9H174V10L177 9V10H179L180 12L183 11V10H186V11H193V12H191V15H192V13H193V15H194L195 12H198V6H196V4H197L196 0H190V1L187 0V4L184 5V7H183V5H179V4H177V3H174V5L171 3V4L173 5V7H172V8H169V10H166V8H165V9H162V8H163V5H166V1H168V0H149ZM174 1H175V0H174ZM216 1H217V0H216ZM219 1H220V0H219ZM227 1H228V0H227ZM230 1H231V0H230ZM235 1H236V0H235ZM244 1H245V0H243V1H240V0H239L240 4H241V2L243 3ZM253 1H254V0H253ZM253 1H252V3H253ZM255 1L257 2V0H255ZM255 1H254V5H255V7H254L253 4H249V5L251 6V8H252V5H253V8H256V11H257V9H258V8H261L262 6H260V7H256V4H255L256 2H255ZM258 1H259V0H258ZM0 2H3V1H0ZM39 2H40V0H39ZM42 2H43V1L41 0V4H42ZM49 2H51V0H50ZM49 2H47V3H49ZM58 2H59V3H63L64 1H63V2L58 1ZM65 2H67V0H65ZM65 2H64V3H65ZM68 2H70V3L73 4L74 1L71 2L70 0H68ZM85 2H86V0H85ZM85 2L82 3V4H86V5H87L88 2H86V3H85ZM106 2H107V4H108V2H109L110 4H111V3H112V4L114 3L113 0H107ZM116 2H115V3H116ZM120 2H121V0H120ZM122 2H124V0H122ZM126 2H127V1H126ZM126 2H125V3H126ZM131 2H132V0H131ZM133 2H134V1H133ZM133 2H132V3H133ZM139 2H140V1H139ZM139 2H138V3H139ZM154 2H155V3H154ZM222 2H223V1H222ZM224 2H225V1H224ZM224 2H223V4H224ZM232 2H233V1H232ZM232 2H231V3H232ZM246 2H247V0H246L245 3H243V4H247V3L249 2V0H248L247 3H246ZM250 2H251V1H250ZM4 3H5V2H4ZM35 3H36V2H35ZM47 3H46V5H47ZM115 3H114V4H115ZM118 3H119V2H118ZM127 3H129V2H127ZM127 3H126V5H127ZM132 3H130V4H132ZM135 3L138 4L137 2H135ZM141 3H142V2H141ZM147 3H148V2H147ZM195 3H196V4H195ZM229 3H230V2H229ZM234 3H235V2H234ZM236 3L238 4V1H236ZM7 4H8V3H7V1H6V5H7ZM27 4H29V3H27ZM31 4H32V3H30L29 5H31ZM37 4H38V2H37ZM39 4H40V3H39ZM41 4H40L39 6H41ZM49 4H50V3H49ZM65 4H66V3H65ZM68 4H69V3H68ZM72 4H71V5H72ZM82 4H81V8H82ZM112 4H111V6L109 5V7H108L107 9H109V8L112 7V6H114V5H112ZM133 4H134V3H133ZM153 4H151V5H153ZM198 4H199V3H198ZM208 4H209V2H208ZM214 4H215V3H214ZM232 4H233V3H232ZM232 4H229V7L232 6L233 8H234V7L237 8V7H236L237 4H233V5H235V6H233ZM243 4H242V5H243ZM259 4H260V3H259ZM0 5L2 6V7H0V8H3V9H4V7L6 6L5 4H3V5L0 4ZM25 5H26V4H25ZM88 5H90V4L88 3ZM140 5H141V4H140ZM154 5H153V6H154ZM172 5H171V6H172ZM204 5H206V4H204ZM209 5H210V4H209ZM209 5H208V6H209ZM212 5H213V4H212ZM218 5H219V4H218ZM218 5L216 6V4H215L214 7H218ZM230 5H231V6H230ZM242 5H241V6H242ZM247 5H248V4H247ZM247 5H246V7H249V6H247ZM8 6H9V5H8ZM20 6H21V5H20ZM37 6H38V5H37ZM39 6H38V7H39ZM42 6H44V5H42ZM105 6H106V4H105ZM107 6H108V5H107ZM128 6H130V5H128ZM167 6H168V5H167ZM171 6H170V7H171ZM202 6H203V5H202ZM202 6H200V7H202ZM224 6H227V5H224ZM257 6H258V4H257ZM32 7H33V4H32ZM83 7H86V8H82V9H85V10L88 8V7L85 6V5H84ZM90 7H91V6H90ZM116 7H117V6H116ZM120 7L122 8V6H120ZM130 7H132V9H134V8H135V5L130 6ZM133 7H134V8H133ZM147 7H148V6H146V8H147ZM200 7H199V8H200ZM232 7H231V8H232ZM246 7H245V9H244V6L241 7V8H243L242 10H244V13H245V10L248 9V8H246ZM5 8L7 9L8 7L6 6ZM9 8H10V7H9ZM30 8H31V7H30ZM34 8H35V6H34ZM40 8H41V7H40ZM40 8H37V9H40ZM42 8H45V6L42 7ZM61 8H62V7H61ZM124 8H125V7H124ZM137 8H138V7H136V9H137ZM144 8H145V7H144ZM144 8H143V10L146 9V8H145V9H144ZM208 8H210V7H208ZM211 8H212V7H211ZM218 8H219V10H220V8H221L220 5H219ZM225 8H226V7H225ZM249 8H250V7H249ZM6 9H5V10H6ZM45 9H47V8H45ZM92 9H93V8H92ZM103 9H104V6H103ZM107 9H106V10H107ZM111 9H112V8H111ZM111 9H110V11H111ZM119 9H120V8H119ZM122 9H123V8H122ZM127 9H128V8H127ZM129 9H130V8H129ZM167 9H168V8H167ZM214 9H215V8H214ZM216 9H217V8H216ZM223 9H224V8H223ZM0 10L2 11V9H0ZM7 10H8V9H7ZM11 10H13V11L16 10V11H17V9L14 10L13 8H12ZM42 10H43V9H42ZM42 10H41V11H42ZM50 10H51V9L49 8V12H50ZM106 10H105V11H106ZM134 10H135V9H134ZM211 10L213 11V9H211ZM217 10H218V9H217ZM224 10H225V9H224ZM232 10H233V13H236L235 9H232ZM242 10H241V14H242ZM250 10H252V9H250ZM250 10L246 13L247 16L250 14ZM254 10H255V9H253V11H254ZM1 11H0V13H2ZM16 11H15L14 13L18 14V11H17V12H16ZM41 11H39V12H41ZM83 11H84V10H83ZM90 11H91V10H90ZM101 11H102V10H101ZM101 11L99 12L100 14L98 13L99 15H101V13H102V14L104 13V12H101ZM110 11H109L108 13H110ZM112 11H114V9H113ZM122 11H124V10H122ZM127 11H128V13H129L130 10H127ZM171 11H172V10H171ZM194 11H195V12H194ZM200 11H201V12H200V13L198 12V13H199V14H203V11H202L201 8H200ZM204 11H205V10H204ZM220 11H221V10H220ZM237 11H240V8H239V10H237ZM246 11H247V10H246ZM253 11H251V12H253ZM256 11H255V13H257ZM8 12H10V9H9ZM23 12H24V11H23ZM37 12H38V11H37ZM46 12H47V10H46ZM51 12H52V11H51ZM51 12H50V13H51ZM131 12H132V14H134V13H133V10H131ZM134 12H136V11H134ZM175 12H176V11H175ZM183 12H184V11H183ZM216 12H219V11H216ZM224 12H225V11H224ZM4 13H5V12H4ZM12 13H13V12H12ZM19 13H20V12H19ZM44 13H45V11L43 12V17H44ZM87 13H88V14H90V13H95V11H94V12H90V13H89V11H88ZM105 13H106V12H105ZM105 13H104V15L107 14V13H106V14H105ZM111 13H112V12H111ZM113 13H115V12H113ZM124 13H126V14H123V15H125L124 18L127 17V19H128V18H129V17L127 16L128 13H127L126 11H125ZM140 13H141V12H140ZM178 13H179V12H178ZM204 13H205V12H204ZM209 13H211V14L214 15V13H212V12H209ZM219 13H220V12H219ZM262 13H264V12H262ZM10 14H11V13H10ZM53 14H55V13H54V12L51 13V15L49 16V18L52 17V16H54ZM119 14H120V13H119ZM129 14H130V13H129ZM187 14H188V13H187ZM216 14H217V13H216ZM222 14H223V13H221L220 16H222ZM225 14H227V13H225ZM241 14H239L240 17H239V16H237V17H239V18L242 17V19L245 20L244 18H246L247 16H246V17H245V16H241ZM246 14H245V15H246ZM8 15H9V14H8ZM8 15L6 14L7 17H8ZM19 15H20V14H19ZM21 15H22V13H21ZM27 15L30 16V12H28ZM47 15H48V13H47ZM55 15H56V14H55ZM90 15H92V14H90ZM90 15H89V16H90ZM99 15H98V17H100ZM108 15H109V14H108ZM108 15H107V16H108ZM115 15H117V14H115ZM130 15H131V14H130ZM140 15H141V14H140ZM180 15H181V14H180ZM189 15H190V13H189ZM189 15H188V16H189ZM209 15H210V14H209ZM218 15H219V14H217V16H218ZM9 16H10V15H9ZM11 16H14V14H11ZM23 16H24V19H25L26 16H25L24 14H23ZM40 16H41V15H39V17H40ZM112 16H113V15H111V17H112ZM131 16H132V15H131ZM134 16H135V14H134ZM195 16H197V17H196V19H197V18H198V14H197V15L195 14ZM199 16H201V15H199ZM223 16H224V14H223ZM235 16H236V15H235ZM249 16H250V15H249ZM249 16H248V17H249ZM252 16L256 17V16L254 15V13L251 14V17H252ZM4 17H5V16H4ZM14 17H15V16H14ZM32 17H33V15H32ZM32 17H31V18H32ZM39 17H38V18H39ZM46 17H47V18H46ZM71 17H72V16H70V17L68 16V18H70V20H71ZM90 17H91V16H90ZM90 17H89V18H90ZM92 17L94 18V15H92ZM132 17H133V16H132ZM132 17H130V19H131ZM137 17H138V15H137ZM143 17H144V16H143ZM143 17L141 16L142 19H143ZM172 17H176V16H172ZM177 17H178V16H177ZM243 17H244V18H243ZM16 18H17V17H16ZM18 18H19V16H18ZM29 18H30V17H29ZM40 18H42V17H40ZM44 18H46L48 21L50 20V19H48V16H45ZM54 18H55V17H54ZM54 18H52V19H54ZM66 18H67V17H66ZM96 18H97V16H96ZM103 18H104V17H103ZM103 18H102V19H103ZM113 18H114V17H113ZM117 18H118V17H117ZM122 18H123V17H122ZM135 18H136V17H135ZM135 18H134V20H135ZM192 18H193V16H192ZM194 18H195V17H194ZM199 18H200V17H199ZM218 18H219V20L222 19V18H220V17H218ZM19 19H21V18H19ZM27 19H28V18H27ZM27 19H26V20H27ZM33 19H34V17H33ZM74 19L76 20V18H74ZM90 19H91V18H90ZM100 19H101V18H100ZM102 19H101L100 21L104 24V21H106V20L103 19L104 21H102ZM115 19H116V18H115ZM119 19L122 20L120 16H119ZM130 19H129V20H130ZM142 19H141V20H142ZM155 19H157V20H158L157 22H159V23H157V22H156V23L153 22ZM174 19H175V18H174ZM176 19H177V18H176ZM187 19H189V18H187ZM201 19H203V18H200V20H201ZM235 19H236V18H235ZM260 19H261V18H260ZM262 19H263V18H262ZM3 20H4V19H3ZM11 20H14V19H13V18H10V21H11ZM22 20H23V19H22ZM30 20H31V19H30ZM35 20H36V18H35ZM41 20H43V19H40V23H41ZM66 20H67V19H66ZM66 20H65V21H66ZM75 20H74V21H75ZM93 20H94V19H93ZM95 20L97 21V19H95ZM95 20H94V21H95ZM131 20H132V19H131ZM136 20H137V18H136ZM136 20H135V22H136ZM146 20H145V21H146ZM179 20H180V17H179ZM192 20H193L192 23L195 22L194 19H192ZM197 20H198V19H197ZM203 20H204V19H203ZM223 20H224V19H222V21H223ZM237 20L240 21V19H237ZM237 20H235L236 23H237ZM249 20H250V19H249ZM249 20H248V21H249ZM263 20H264V19H263ZM37 21H39V19H37ZM44 21H45V19H44ZM51 21H52V20H51ZM54 21H55V19H54ZM57 21H58V20H57ZM67 21L69 22V19H68ZM67 21H66V22H67ZM74 21H73V22H74ZM122 21L125 23L124 20H122ZM122 21H121V23H122ZM126 21H127V20H126ZM137 21H139V19H138ZM147 21H146V22H147ZM185 21H186V20H185ZM204 21H205V20H204ZM208 21H209V20H208ZM208 21L206 22V24H205L203 21H198L197 23L195 22V24L193 23V25H196V27H198V28L195 27L196 29H198V32L195 31V33H199L200 36H203L204 38H209V37H210L211 39H214L216 42H217L219 39H220V41H221V40H222L221 37H224V36H223V35H220L222 32L219 33L218 30L215 31V30H216V26L214 27V28H215L214 32H213V29H214V28L211 29L212 27H209V26H208L209 29H210L209 31H208V28L206 29L205 25H207ZM239 21H238V22H239ZM245 21H246V20H245ZM248 21H246V22L242 21V22L245 23V25H246V23H247ZM250 21H251V22H254L255 20H254V21L250 20ZM250 21H249V23H250ZM257 21H259V20L256 19V22H257ZM0 22H1V20H0ZM3 22H4V21H3ZM26 22H27V21H26ZM45 22H46V21H45ZM59 22H60V21H59ZM66 22H65V23H66ZM88 22H89V20H88ZM97 22H99V20H98ZM97 22H96V23H97ZM107 22H109V21L107 20ZM132 22H133V21H132ZM176 22H177V20L175 21V23H176ZM183 22H184V18H183L182 23H183ZM212 22H213V21H212ZM212 22H211V23H212ZM218 22L220 23L221 21H218V20H217L216 23H218ZM240 22H241V21H240ZM242 22H241V24H242ZM260 22H261V21H260ZM9 23H10V22L7 23V20H6V24H9ZM34 23H35V22H34ZM38 23H39V22H38ZM43 23H44V22H43ZM50 23H51V22H50ZM54 23H55V22H54ZM63 23H64V21H63ZM63 23H62V24H63ZM65 23H64V24H65ZM71 23H72V21H71ZM71 23H70V24H71ZM74 23H75V22H74ZM77 23H78V22H77ZM90 23H91V22H90ZM93 23H94V22H93ZM99 23H100V22H99ZM124 23H122V24H124ZM140 23H141V22H140ZM173 23H174V22H173ZM178 23H179V22H178ZM180 23H181V21H180ZM182 23H181V25H179V24H177V23L174 24V25L181 26L180 31H182V30H181V29H182ZM184 23H185V22H184ZM184 23H183V24H184ZM188 23H190L189 20H188ZM216 23H215V24H216ZM232 23H233V22H232ZM257 23H259V22H257ZM262 23H263V22H262ZM0 24H1V23H0ZM3 24H4V23H3ZM3 24H1V25H3ZM6 24H5V25H6ZM22 24H24V23H22ZM51 24H52V23H51ZM57 24H59V23L56 22V25H57ZM94 24H95V23H94ZM100 24H101V23H100ZM108 24H109V23H108ZM108 24H107V25H108ZM122 24H121V27H122ZM185 24L187 25V23H185ZM204 24H205V25H204ZM209 24H210V23H209ZM209 24H208V25H209ZM213 24H214V23H212L211 25H213ZM220 24H221V23H220ZM220 24H219V25H220ZM222 24H223V23H222ZM252 24H254V23H250V26H251ZM1 25H0V27H1ZM53 25H54V24H53ZM65 25H66V24H65ZM68 25H69V24H68ZM105 25H106V24H105ZM110 25H112V24H110ZM147 25H148V24H147ZM169 25H171V24H169ZM174 25H173V26H174ZM186 25H183V26H184V27H183V31H184L185 29H188V28H189V27H188L189 24H188L187 26H186ZM216 25H217V24H216ZM229 25H230V24H229ZM229 25H228V26H229ZM254 25L256 26V23H255ZM259 25L261 26V24H259ZM262 25H263V24H262ZM7 26H8V25H7ZM12 26H13V25H12ZM12 26H10V27L8 26V27L11 28ZM77 26H78V25H77ZM93 26H94V25H93ZM98 26H99V24H98ZM173 26H172V27H173ZM185 26H186L187 28H185ZM225 26H226V25H225ZM231 26H233V25L231 24ZM231 26H230V27H231ZM2 27H3V29L6 28V27H4V26H2ZM13 27H14V26H13ZM16 27H17V26H16ZM35 27H36V25H35ZM45 27H46V26H45ZM66 27H67V26H66ZM66 27H64V29H66ZM69 27H70V25H69ZM80 27H81V26H80ZM102 27H104V26H102ZM108 27H109V26H108ZM124 27H125V25H124ZM145 27H146V26H145ZM150 27H152V26H150ZM154 27H155V25H154ZM154 27H153V28H154ZM156 27H155V28H156ZM170 27H171V26H170ZM241 27H242V28L244 27L243 24H242ZM246 27H247V26H246ZM246 27H245V28H246ZM9 28H8V29H9ZM23 28H24V27H23ZM52 28H53V27H51V32H53V31H52ZM67 28H68V27H67ZM82 28H83V27H82ZM94 28H95V27H94ZM98 28H100V26H99ZM104 28H105V27H104ZM109 28H112V29H113V27H109ZM147 28H149V27H147ZM153 28H152V29H153ZM155 28H154V29H155ZM175 28H176V27H174V29H175ZM184 28H185V29H184ZM217 28H219V27H217ZM247 28H248V27H247ZM256 28H257V26L255 27V30H254V31L257 32L259 26H258L257 29H256ZM3 29H2V32H3ZM17 29H18V28H16V30H17ZM37 29H38V26H37ZM44 29H45V28H44ZM77 29H78V28H76V30H75V29L73 28V30H75V31H71L72 29H71V30L69 29V30H70V32H77ZM79 29H80V28H79ZM92 29H93V28H92ZM101 29H103V28H101ZM123 29H124V28H123ZM123 29H122V30H123ZM139 29H140V28H139ZM139 29L137 28L138 31H139ZM143 29H144V28H142L141 30H143ZM152 29H151V30H152ZM154 29H153V30H154ZM177 29H178V28H177ZM193 29H194V28H193ZM196 29H194V30H196ZM225 29H226V28H225ZM240 29H241V28H240ZM4 30H5V29H4ZM6 30H7V29H6ZM9 30H10V29H9ZM12 30H13V28L11 29V31H12ZM14 30H15V28H14ZM16 30H15V32L17 33L19 30H17V31H16ZM26 30H27V29H26ZM26 30H25V32H27ZM28 30H29V29H28ZM35 30H36V29H35ZM35 30H34V32H35ZM40 30L42 31L43 28L41 29V27H40ZM45 30H46V29H45ZM49 30H50V29H49ZM69 30H68V32H69ZM80 30H81V29H80ZM115 30H116V29H115ZM122 30H121V31H122ZM137 30H136V31H137ZM149 30H150V29H149ZM168 30H169V28H168ZM168 30H167V32H169ZM211 30H212V31H211ZM235 30H236V29H235ZM238 30H239V29H238ZM251 30H252V28H251ZM251 30L248 31V29H247L248 32H251ZM261 30L264 31V28H262ZM21 31H23V34H24V30L22 29ZM30 31H32V30H30ZM55 31H56V30H55ZM55 31H54V33H55ZM63 31H64V30H63ZM93 31H94V30H93ZM102 31H103V30H102ZM102 31H101V33H102ZM104 31H105V30H104ZM110 31H111V30H110ZM121 31H120V32H121ZM124 31H127V30L125 29ZM128 31H129V30H128ZM128 31H127V33H128ZM131 31L134 32L133 29H132ZM138 31H137V32H138ZM155 31H154V32H155ZM171 31H172V30H171ZM186 31H187V30H186ZM228 31H229V29H228ZM231 31L233 32V30H231ZM241 31H242V30H241ZM244 31H245V29H244ZM7 32H8V31H7ZM12 32H13V31H12ZM44 32H45V31H44ZM60 32H61V31H60ZM65 32H66V30H65ZM68 32H67V33H68ZM90 32H92V31H90ZM111 32H112V31H111ZM116 32H117V31H115V33H116ZM143 32H144V31H143ZM148 32H149V31H148ZM148 32H146V34H147ZM154 32H153V34H154ZM5 33H6V32H5ZM9 33H10V32H9ZM16 33H15V35H16ZM18 33H20V32H18ZM30 33H32V32H30ZM40 33H41V32H40ZM48 33H50V31L47 32V34H48ZM67 33H66V34H67ZM83 33H84V31H83ZM96 33H97V32H96ZM101 33H100V34H101ZM122 33H123V32H122ZM138 33H139V32H138ZM144 33H145V32H144ZM170 33H172V32H170ZM170 33H169V34H170ZM179 33H180V32H179ZM195 33H194V35H195ZM223 33H226V32L224 31ZM223 33H222V34H223ZM235 33L237 34L238 32H235ZM259 33H260V32H259ZM263 33H264V32H262V34H263ZM2 34H3V33H2ZM6 34H7V33H6ZM25 34H26V33H25ZM51 34H52V36H53V33H51ZM51 34H49V35H51ZM56 34H57V33H55V35H56ZM70 34H71V33H70ZM74 34H75V33H74ZM76 34H77V33H76ZM93 34H95V33H92L91 35H93ZM97 34H99V33H97ZM133 34H134V33H133ZM135 34H136V36H137V33H136V32H135ZM146 34H145V35H146ZM151 34H152V33H151ZM151 34H150V33L148 34L149 37L151 36ZM153 34H152V37L154 36ZM169 34H168V35H169ZM181 34H182V33H181ZM184 34H186L185 36H187V33L184 32ZM227 34H228V33H227ZM227 34H226V35H227ZM232 34H234V32H233ZM238 34H239V33H238ZM248 34H249V33H248ZM248 34H247V35H248ZM15 35H12L13 40H14V37H13V36H15ZM34 35H35V33H34ZM43 35H44V34H43ZM43 35H42V36H43ZM49 35H48V36H49ZM81 35H82V34H81ZM83 35H84V34H83ZM95 35H96V34H95ZM95 35H93V36H95ZM114 35H115V34H113L112 37H115ZM141 35H142V34H140V36H141ZM174 35H175V34H174ZM240 35H242V34L240 33ZM240 35H239V36H240ZM244 35H245V34H244ZM244 35H243V36H244ZM247 35H245V36H246V37H251V38L253 37V39L255 38L254 36H252V35H250V34H249L250 36H247ZM257 35H259L258 32H257ZM257 35H256V38H258ZM4 36H5V35H4ZM17 36H19V35H17ZM29 36H30V35H29ZM35 36H36V35H35ZM38 36H39V35H38ZM58 36H59V35H58ZM58 36H55V37H58ZM60 36H61V35H60ZM62 36H63V33H62ZM64 36H65V35H64ZM64 36H63V37H64ZM66 36H68V34H67ZM69 36H70L69 38H71L72 35H69ZM100 36H102V35H100ZM107 36H109V35L107 34ZM136 36H135V37H136ZM138 36H139V35H138ZM138 36H137V37H138ZM169 36H170V35H169ZM172 36H173V34H172L170 37H172ZM176 36H177V34H176ZM179 36H181V35H179ZM182 36H183V35H182ZM182 36H181L180 40H178V39H177V40H178V41H182L183 38H184V37H182ZM195 36H196V35H195ZM228 36H229V34H228ZM234 36H235V34H234ZM260 36H261V35H260ZM262 36H263V35H262ZM10 37H11V36H10ZM19 37H21V39H22V38L24 37V35L21 36V34H20ZM27 37H28V35H27ZM31 37H32V36H31ZM31 37H30V38H31ZM39 37H41V36H39ZM45 37H47L46 32H45ZM50 37H51V36H50ZM81 37H82V36H81ZM97 37H99V35H98ZM119 37H120V36H119ZM133 37H134V36L132 35V38H133ZM152 37H151V38H152ZM155 37H157V36H155ZM246 37H244V40L246 39ZM5 38L8 39V38H9V35H8V38H7V36H6ZM12 38H11V40H12ZM15 38L17 39L18 37H15ZM33 38H34V37H33ZM37 38H38V37H37ZM43 38H44V37H43ZM53 38H54V37H53ZM58 38H59V37H58ZM91 38H92V36H91ZM91 38H89L90 41H91L92 43L95 42V41H93V40H95V39L92 38L93 40H91ZM95 38H96V37H95ZM100 38H101V37H100ZM103 38H104V37H103ZM109 38H110V37H109ZM109 38H108V39H109ZM117 38H118V37H117ZM151 38H149V39H151ZM160 38H158V39L160 40ZM177 38H178V37H177ZM200 38H201V37H199V39H200ZM210 38H209V43H210V40H211ZM228 38L230 39V36H229ZM232 38H234L233 35H232V37H231V40H233ZM235 38H236V36H235ZM235 38H234V39H235ZM238 38H239V37L237 36V38L235 39V42H233L234 44L236 43V41H238V40H237ZM240 38H241V37H240ZM240 38H239V39H240ZM263 38H264V36H263ZM6 39H5V40H6ZM39 39H40V38H39ZM41 39H42V37H41ZM41 39H40V40H41ZM48 39H49V37H48ZM50 39H51V38H50ZM64 39H65V38H63V40H64ZM71 39H72V38H71ZM73 39H74V36H73ZM77 39H78V37H77ZM82 39H83V38H82ZM82 39H81V40H82ZM89 39L85 40V41H87V42H86V43H83V44H82V41L79 40V41L81 42V45H82L83 47H79V46H78V47L75 48L74 50H71V49H70V51H69V50L66 51V47H67V46H66V47L63 46V45H62L63 47L61 46V47L63 48L64 51L68 52V54L71 53L72 55H74L75 57H77V59L79 58L78 60L81 61L82 65L85 64L84 66L88 67V68H86L85 71H82V73L84 72V73L82 74L83 79L80 78V79L82 80V82H81V83H78L77 81H75V83H77V85H76V87L73 85L72 88L75 87L76 89H74V90L72 89L71 92H72V91H73V92L70 93V94L68 95V97H67V94L65 93V92H67V91H64V88H63V87H65V86H61V84H57V83H55V84H51V83H50L51 86H49V84L45 83L46 80H44L45 82H42V77L40 76V77H41V80H40L39 77H38L39 74L37 73V72H38L37 70H39V68H41V67L37 68V66H36L35 64H33V63H34V60H33V63L28 62V63H29V67H30V69L32 70V73H31V70H30V72H29V71H28L29 69H27V71L30 73L29 75H30V77H31V79H29V80H32V84H33L32 87H34V88L36 89V91L42 96L43 101H42L41 106H42L43 103H44L45 107H43V108H46L45 110H47V111H48V110H51V113H53V115H56V117L59 116V117H57V119H59V122L57 121L58 124H57V123H56V124H55V123H54V124H51V123H53V122L50 123V122H48V120H47V121L44 120V121H46V122L44 123V127L41 126V127H43V128H41V127H39V128L41 129V132H42V129H44V128H45V125L48 124V125H50V126L52 127V130H54V133H55V135L57 136V138H61L63 134H62V132H61L59 129H60V127L62 128V127H65V126H66L67 131H69V133H70V135H71V136L68 137V139H66L67 141H66L64 138H62V139H64V141H66L67 144H68V146H67L68 148L64 149V151L66 152V155H67V156H68V153H69V152L71 153V151L73 150V148H75V145H74V137H75V135H74V134L76 133L77 129L74 130L75 124H74L73 120L75 119V116H76L74 113H77V112L82 113V114L84 115V117H85L86 119L89 120V123L91 122V126H96L97 128L99 127V130L101 129L103 132H104V131L106 132V130H108V129H107L108 126L105 125V122H106L107 118H110L109 116H110V111H111V110L109 111V110L107 109V108H108V105L111 106V107L114 108V109H118V108H117L118 105H117L116 103H117V101L119 102V100H116L117 97L115 98L116 102H114L115 100L113 101V99H111V98H109V97H107V96H104V94H106V92L110 93V92H112V91H109V89H107L106 87L104 88L103 86L98 85L99 83L97 84V79H96L95 76L98 75L100 72H103V71H104L103 69H105V67H107V66L102 67V65H100L101 61H103V60L106 58V56H104V58H103V60H102V58H101L99 55H97V53H98L99 51L95 54V53H93V51L91 50L92 46H90V49H89V48L87 49L86 46L84 47L85 44H87V43L89 44V43H90ZM130 39H131V38H130ZM152 39H153V38H152ZM156 39H157V38H156ZM158 39H157V40H158ZM171 39H172V38H171ZM173 39H175V38H173ZM173 39H172V40H173ZM181 39H182V40H181ZM186 39H187V38H185V39L183 40V42H185ZM201 39H202V38H201ZM224 39L227 40V37H224ZM224 39H223V41H225ZM247 39H249V38H247ZM259 39H260V38H259ZM18 40H19V39H18ZM24 40H25V39H24ZM37 40H38V39H37ZM45 40H46V38H44V41H45ZM51 40H52V39H51ZM60 40H61V39H59V41H60ZM63 40H62V42H63ZM65 40H67V39H65ZM102 40H103V39H102ZM102 40H100V41H102ZM135 40H136V39H135ZM137 40H138V38H137ZM137 40H136V41H137ZM140 40H141V38H140ZM166 40H167V39H166ZM177 40L175 39V42H176ZM202 40H203V39H202ZM241 40L243 41V39H241ZM256 40H257V39H255V41H256ZM2 41H3V40H2ZM32 41H33V39H32ZM32 41H31V42H32ZM56 41H57V40H56ZM67 41H69V39H68ZM88 41H89V42H88ZM125 41H126V40H125ZM132 41H133V40H132ZM136 41H135V42H136ZM150 41H151V40H150ZM153 41H154V39H153ZM169 41H171V40H169ZM178 41H177V42H178ZM199 41H200V40H199ZM199 41H198V42H199ZM205 41H206V39H204V41H202V43L204 42L205 44H207L208 42L206 43ZM207 41H208V40H207ZM215 41H212V43L214 42V44H215ZM220 41H219V42H220ZM227 41H230V40H227ZM233 41H234V40H233ZM245 41H246V43H247V40H245ZM249 41H250V39H249ZM249 41H248V42H249ZM255 41H254V42H255ZM260 41H261V40H260ZM0 42H1V41H0ZM3 42H4V41H3ZM5 42H6V41H5ZM37 42H40V41H37ZM37 42H35V43L32 42V44H34V48H37V46L35 45V44H37ZM47 42H49V40H48ZM47 42L45 43L46 45H47ZM64 42H65V41H64ZM103 42H104V41H103ZM106 42H107V41H106ZM106 42H105V44H106ZM108 42H109V40H108ZM108 42H107V43H108ZM117 42H118V41H117ZM138 42H140V41H138ZM138 42H137V43H138ZM151 42H152V41H151ZM155 42H157V41H155ZM155 42H153V43H155ZM161 42H162V41H161ZM186 42H187V40H186ZM186 42H185V43H186ZM219 42H217V45H218ZM221 42H222V41H221ZM231 42H232V41H230V43H231ZM251 42H252V41H250V44H251ZM8 43H9V42H8ZM22 43H24V41H23ZM41 43H42V42H41ZM41 43H39V44H41ZM67 43H68V42H67ZM92 43H91V44H92ZM112 43H113V42H112ZM118 43H119V42H118ZM120 43H121V41H120ZM122 43H124L123 40H122ZM122 43H121V44H122ZM162 43H163V42H162ZM162 43H158V44L162 45ZM171 43H172V42H171ZM171 43H170V44H171ZM199 43L201 44V42H199ZM225 43H226V42H225ZM225 43L222 42V44H225ZM227 43H228V42H227ZM227 43H226V45H227ZM230 43H229V45H230ZM238 43H239V42H238ZM243 43H244V42H243ZM246 43H244V44H246ZM252 43H253V42H252ZM28 44H29V43H28ZM39 44H38V45H39ZM43 44H44V42H43ZM65 44H66V42H65ZM93 44H94V43H93ZM93 44H92V45H93ZM109 44H110V43H109ZM121 44H120V46H117V48L119 47V49H117V48H115V49L111 48L113 51L116 52L115 56L112 57L111 60H112L113 62L115 61L114 63L116 64V65H115L116 67H117V66L119 67V69H117L118 71H117L116 73L120 72L121 75L124 77L125 74H127V72H129V71H128V70H129V69H128V66H129L130 64L128 65V63H126V62H122V61H121V60H122V55L124 56L123 51H124V47H125V46H123V45H125L126 42H125V44H123V45H121ZM135 44H136V43H135ZM156 44H157V43H156ZM156 44H155V45H156ZM158 44H157V45H158ZM164 44H165V43H164ZM205 44H204V45H205ZM219 44H220V43H219ZM244 44H243V45H244ZM250 44H249V46H251ZM257 44H258V43H256V45H257ZM261 44H262V42H261ZM22 45H23V44H22ZM73 45H74V44H73ZM114 45H115V44H114ZM137 45H138V44H137ZM160 45H159V47H160ZM175 45L177 46V48H179V50H180L179 52L183 51L184 54H188V55H192V56L198 54V55H196L195 59L198 57V60L201 59V61L203 62V63H202V62L200 61V62H198L199 64H201V63L204 64V61H203V60H208V57H207V58L205 57L207 52L205 53V56L203 55L204 52H202L203 54L200 52V53H201V54H200V53H199V50L197 51V52H198V53H197V52H196V49H194L195 47L192 48V47L194 46L193 44H192V47H189L188 45H186V44H184V43L179 44V42H178V44H175V43H174V40H173V44H172L173 48H174ZM189 45H190V44H189ZM195 45H196V44H195ZM198 45H199V44H198ZM229 45H228V46H229ZM231 45H232V44H231ZM241 45H242V44H241ZM10 46H11V45H10ZM35 46H36V47H35ZM42 46H43V45H42ZM93 46H94V45H93ZM115 46H116V45H115ZM146 46H147V45H145V47H146ZM162 46H163V45H162ZM190 46H191V45H190ZM206 46L208 47V45H206ZM206 46H204V47H206ZM218 46H219V45H218ZM221 46H223V45H221ZM234 46H235V45H234ZM237 46H238V45L236 44V49H237ZM239 46H240V45H239ZM246 46H247V44H246ZM249 46H247L248 48H247V47H246V48L249 49ZM252 46H253V45H252ZM254 46H255V45H254ZM258 46H259V44H258ZM261 46H262V45H261ZM261 46H260V47H261ZM7 47H8V46H6L5 44H4V45H3V44L0 45V58H1V60H4V61H6V62H7V61H15V60H16V59H15V55H13V54L10 52V48L8 49ZM40 47H41V46H40ZM40 47H39L38 49H40ZM45 47H46V46H43V48H45ZM48 47H49V46H48ZM48 47H47V48H48ZM64 47H65V48H64ZM69 47H70V46H69ZM72 47H73V46H72ZM74 47H75V46H74ZM87 47H89V45H88ZM129 47H130V46H129ZM157 47H158V46H156V47L154 46V48H157ZM166 47L168 48V46H166ZM210 47H211V46L209 45L208 48H210ZM216 47H217V46H216ZM223 47H225V46H223ZM231 47H232V46H231ZM31 48H32V46H30V49H31ZM34 48H33V49H34ZM47 48H46V49H47ZM51 48H52V47H51ZM57 48H59V47H57ZM67 48H68V47H67ZM106 48H107V47H106ZM125 48H126V47H125ZM130 48H131V47H130ZM171 48H172V47H171ZM201 48H202V46H201ZM212 48H213V44H212ZM214 48H215V47H214ZM214 48H213V49H214ZM217 48H220V47H217ZM225 48H226V47H225ZM227 48H228V47H227ZM243 48H245V47H243ZM243 48L241 49V50H242V53H243V52H244V53H245V52L248 53V52H247L248 50L246 49V50H247V51H246V50L243 49ZM255 48H256V47H255ZM258 48H259V47H258ZM20 49H21V48H20ZM26 49H27V48H26ZM33 49H32V50H29V51H33ZM41 49H42V47H41ZM68 49H69V48H68ZM144 49H145V48H144ZM146 49H147V48H146ZM149 49H150V48H149ZM151 49H152V48H151ZM168 49H169V48H168ZM213 49H212V50H213ZM215 49H216V48H215ZM233 49H234V48H233ZM262 49H264V48H262ZM36 50H37V49H36ZM42 50H43V49H42ZM42 50H41V51H42ZM49 50H50V49H49ZM49 50H48V51H49ZM56 50H57V49H56ZM58 50H59V49H58ZM63 50H62V51H63ZM90 50H91V51H90ZM126 50H128V49L126 48L125 51H126ZM147 50H148V49H147ZM153 50H154V49H153ZM155 50H156V51H157V50L159 51V49H155ZM175 50H176V49H174L173 51H175ZM177 50H178V49H177ZM206 50H208V49L206 48ZM206 50H205V51H206ZM228 50H229V49H228ZM228 50H227V51H228ZM243 50H245V51H243ZM21 51H22V50H21ZM25 51H26V50H24L23 52H25ZM29 51H28V52H29ZM34 51H35V49H34ZM43 51H44V50H43ZM50 51H51V50H50ZM52 51H54V50L52 49ZM109 51H110V50H109ZM125 51H124V52H125ZM140 51H141V50H140ZM150 51H152V50H150ZM150 51L148 50V52H150ZM170 51L172 52V50H170ZM210 51H211V50H210ZM249 51H250V50H249ZM252 51H253V50H252ZM255 51H256V50H255ZM259 51H260V50H259ZM259 51H258V52H259ZM35 52H36V51H35ZM35 52H34V53H35ZM37 52H39V51H37ZM37 52H36V53H37ZM44 52H45V51H44ZM133 52H134V51H133ZM146 52H147V51H146ZM179 52H176V53H178V54L181 55V53H179ZM230 52H231V51H230ZM236 52H237V50H236ZM14 53H16V52H14ZM26 53H27V52H26ZM29 53H30V52H29ZM34 53L32 52V56H33ZM36 53H35V54H36ZM39 53H40V52H39ZM39 53H38L37 55H39ZM50 53L53 54L52 52H50ZM151 53H152V52H151ZM151 53H150V54H151ZM153 53H154V51H153ZM172 53H174V52H172ZM208 53H209V51H208ZM211 53H212V52H211ZM231 53H232V52H231ZM237 53H238V52H237ZM244 53H243V54H244ZM16 54H17V53H16ZM40 54H42V53H40ZM45 54H47V53H45ZM45 54H44V55H45ZM48 54H49V53H48ZM51 54H50V55H51ZM60 54H61V53H60ZM101 54H102V53H101ZM133 54H134V53H133ZM161 54H162V53H161ZM161 54H160V57H161ZM169 54H170V53H168V55H169ZM184 54H182V55H184ZM232 54H233V53H232ZM249 54L251 55V52H249ZM259 54H262V52H260ZM263 54H264V52H263ZM22 55H23V54H22ZM26 55H27V54H26ZM26 55H25V60H28V59L26 58V57H27ZM29 55H30V54H28V56H29ZM50 55H48V56H50ZM61 55H62V54H61ZM63 55H65V53H64ZM63 55H62V56H63ZM72 55H71V57H72ZM103 55H104V54H103ZM112 55H113V54H112ZM138 55H140V52H139ZM141 55H142V53H141ZM154 55H155V54H154ZM174 55H175V54H174ZM209 55H210V53H209ZM211 55H212V54H211ZM240 55H241V54H240ZM245 55H246V54H245ZM245 55H244V58H245ZM250 55H248V57H249ZM255 55H256V54H255V52H254V58H255ZM34 56H35V55H34ZM42 56H43V55H42ZM46 56H47V55H46ZM48 56H47V57H48ZM57 56H58V55H57ZM57 56H56V58H57ZM62 56H61V57H62ZM67 56H68V55H67ZM157 56H158V55H157ZM162 56H163V55H162ZM184 56H185V55H184ZM252 56H253V55H252ZM258 56H259V55H258ZM22 57L24 58V56H22ZM30 57H31V56H30ZM35 57H36V56H35ZM63 57H64V56H63ZM63 57H62V58H63ZM134 57H135V56H134ZM138 57H139V56H138ZM145 57H148V55H145ZM152 57H153V56H152ZM160 57H159V60H160ZM163 57H164V56H163ZM168 57H170V56H168ZM173 57H174V56H172V58H173ZM175 57H176V56H175ZM187 57H188V56H187ZM187 57H186V58H187ZM193 57H194V56H193ZM193 57L191 58V57L189 56L188 58H191V60H192ZM229 57H231V56H229ZM236 57H238L237 54L235 55V58H236ZM239 57H240V56H239ZM242 57H243V55H242ZM242 57H241V59H242ZM20 58H21V57H20ZM31 58H32V57H31ZM33 58H34V57H33ZM33 58H32V59H33ZM49 58H50V57H49ZM54 58H55V57H53V59H54ZM56 58H55V60H56ZM110 58H111V57H110ZM110 58H109V59H110ZM140 58H142V62H143V58H144V57L142 56V57H139V59H140ZM155 58H156V56H155ZM155 58H154V62H155V61L157 62L158 60H155ZM164 58H165V57H164ZM164 58H163V59H164ZM172 58H170V59H172ZM188 58H187V59H188ZM251 58H252V57H251ZM260 58H261V55L259 56V59H260ZM69 59L71 60V63H72V65H73L74 62H75V60L73 61V58L71 59L70 56H68V59H67L68 62H69ZM150 59H151V57H150ZM161 59H162V57H161ZM163 59H162V62H163ZM168 59H169V58H168ZM213 59H214V58H212V60H213ZM218 59H220V57H219ZM224 59H225V58H224ZM227 59H228V57H227ZM229 59H230V58H229ZM232 59H234V56H232ZM247 59H248V58H247ZM247 59H246V60H247ZM252 59H253V58H252ZM256 59H257V57H256ZM256 59H255V60H256ZM261 59H264V55L262 56ZM261 59H260V60H261ZM21 60H22V58H21ZM29 60H31V59H29ZM29 60H28V61H29ZM48 60H52V59H48ZM48 60H46V61H48ZM64 60H65V59H64ZM147 60H149V59H147ZM147 60H146V61H147ZM166 60H167V59H166ZM188 60H189V59H188ZM212 60H211V61H212ZM239 60H240V59H238L237 61H239ZM23 61H24V59H23ZM37 61H39V60H37ZM124 61H125V60H124ZM144 61H145V60H144ZM146 61H145V62H146ZM149 61H150V60H149ZM167 61H169V60H167ZM170 61H171V60H170ZM225 61H226V60H225ZM228 61H229V60H228ZM262 61H263V60H261V62H262ZM6 62H4V63H6ZM20 62H21V61H20ZM39 62H40V61H39ZM39 62H38V64H39ZM55 62H56V61H55ZM83 62H84V63H83ZM138 62H139V61H138ZM156 62H155V63H156ZM164 62H165V61H164ZM164 62H163V63H164ZM185 62H186V61H185ZM187 62H188V61H187ZM189 62H190V61H189ZM196 62H197V59H196ZM207 62H208V61H205V63H207ZM219 62H220V61H219ZM219 62H218V63L215 62V64L218 65ZM226 62H227V61H226ZM226 62H225V64L223 63V65H227ZM239 62H240V61H239ZM2 63H3V62H2ZM18 63H19V61H18ZM28 63H27V64H28ZM35 63H36V60H35ZM42 63H43V62H42ZM45 63H46V62H45ZM52 63H53V62H52ZM125 63H126L127 65H126ZM155 63H154V65L156 66ZM166 63H169V62H166ZM172 63H173V62H172ZM172 63H171V65H172ZM212 63H213V62H211V67H209L210 63H208V65L205 64V65L207 66V68H206V66H205V68H206L207 70H209V68H212ZM235 63H236V61H235ZM237 63H238V62H237ZM252 63H253V62H252ZM256 63H258V59H257V62H256ZM256 63H255V64H256ZM0 64H1V63H0ZM6 64H7V67H6V66H5V67L9 69V67H8V66H9V65H8L9 63H6ZM16 64H17V62H16ZM20 64L22 65V62H21ZM27 64H26V62H25V65H27ZM36 64H37V63H36ZM40 64H41V63H40ZM53 64H54V63H53ZM55 64H57V63H55ZM59 64H60V63H59ZM134 64H135V63H134ZM140 64L142 65V63H140ZM173 64H174V63H173ZM194 64H195V62H194ZM199 64H196L195 66L197 67ZM259 64H260V61H259ZM10 65H11V63H10ZM14 65H15V63H14ZM14 65H12V66H13V67H15V66L17 67L18 64L15 65V66H14ZM41 65H42V64H41ZM47 65H48V66H49V65L51 66L50 63L47 64ZM57 65H58V64H57ZM105 65H106V64H105ZM109 65H110V64H109ZM143 65L145 66L146 64H144V62H143ZM143 65L141 66L142 68L144 67ZM154 65H153V66H154ZM165 65H166V64L164 63V66H165ZM171 65H170V66H171ZM186 65H187V64H186ZM191 65H192V64H191ZM232 65H233V64H232ZM236 65H237V64H236ZM257 65H258V64H257ZM257 65H256L255 67H257ZM12 66H11V67H12ZM18 66H19V65H18ZM23 66H24V65H23ZM53 66H55V65H53ZM61 66H62V65H61ZM69 66H70V65H69ZM133 66H134V65H133ZM164 66H161V67L165 68ZM170 66H168V67H170ZM173 66H174V65H173ZM193 66H194V65H193ZM229 66H231V65H229ZM13 67H12V69H13ZM16 67H15V68H16ZM44 67H46V70L48 69L47 66L44 65ZM44 67H42V69H44ZM70 67H71V66H70ZM110 67H112V65H111ZM116 67H115V68H116ZM135 67H137V65H136ZM147 67H148V66H147ZM196 67H195V68H196ZM222 67H223V66H222ZM224 67H226V66H224ZM224 67H223V68H224ZM253 67H254V66H252V68H253ZM255 67H254L253 70H255ZM2 68H3V67H2ZM17 68H18V67H17ZM19 68H20V67H19ZM76 68H77V67H76ZM80 68H81V67H80ZM108 68H109V66H108ZM115 68L112 67V68H110L109 70H111V71L113 70V71H114ZM133 68H134V67H133ZM137 68H138V67H137ZM142 68H140V69H142ZM157 68H158V65H157ZM163 68H162V69H163ZM193 68H194V67H193ZM198 68H199V66H198ZM198 68H197V71H198ZM233 68H234V67H233ZM22 69H23V67H22ZM49 69H50V68H49ZM69 69H70V72H69V73H70V77H72L74 80H76V79H75L76 77H79V76L81 75V74H80V75L78 76L77 71L74 69V66H72V67L69 68ZM150 69H151V71H152V68H151V67H150ZM153 69H155V68H153ZM162 69L160 68L159 70H158V69H157V70H158V71H161ZM170 69H173V67H171ZM201 69H202V67H201ZM206 69H204V72H208ZM227 69H228V67H227ZM227 69L224 68L223 70H227ZM243 69H244V68H243ZM2 70H3V69H2ZM4 70H5V69H4ZM23 70H25V69H23ZM105 70H106V72H107V69H105ZM130 70H131V69H130ZM134 70H135V69H133V71H134ZM164 70H165V69H164ZM191 70H192V66H191ZM223 70L221 71V68H220V71H221V72H220V71L217 69V73L220 72L219 74L221 75V73L224 72ZM234 70H236V69H234ZM256 70H257V69H256ZM10 71H11V69H10ZM166 71H167V68H166ZM183 71H184V70H183ZM193 71H195V72H193V74L197 72L196 69L193 70ZM218 71H219V72H218ZM236 71H237V70H236ZM238 71H239V70H238ZM242 71H243V70H242ZM242 71H241V72H242ZM257 71H258V72H257ZM257 71H256V72L253 71V72H254V73H257V74H260V73H259V70H257ZM5 72H6V70H5ZM7 72H8V70H7ZM7 72L4 73V74H7ZM11 72H12V71H11ZM13 72H15V71H13ZM39 72H40V71H39ZM41 72H42V71H41ZM41 72H40V73H41ZM45 72H46V71H45ZM85 72H86V73H85ZM134 72H135V71H134ZM153 72L155 73L156 71L153 70V71L150 73V75H151ZM167 72H168V73H167ZM167 72H164V71L162 72V71H161V78L163 79V81L161 80V78H159L160 75L158 74V75H159L158 78H159V79L161 80V82H162V88H161V87L159 88V86H160L161 84H160V85L158 84V85H159L158 87L155 86L158 90L161 89V92H162V93H160V97H162V98H161V101H162V99L165 97L163 94H166V93H167V95H166V97H167L168 94H170V92H171V91H170V92L168 93L167 90H169V89H167V87H166L167 84L170 83L172 86H173V84H177V85L179 84V79H178V78L173 79V78L170 77V74H172V73H171L172 70H171V72H170V71H167ZM173 72H174V69H173ZM187 72H188V71H187ZM187 72H186V73L184 72V73L187 75ZM198 72H199V71H198ZM204 72H203V73H204ZM215 72H216V71H215ZM226 72H227V71H226ZM226 72H225V73H226ZM243 72H244V71H243ZM25 73H26V72H25ZM34 73H35V74H34ZM59 73H60V71L58 72V75H59ZM63 73H64V71H63ZM110 73H112V72H110ZM110 73H109V74H110ZM139 73H140V76L144 78V80H147L146 82L148 83V85L150 84V86H149V89H150L149 92H150V93H149V94H151L152 97H155V98H156V96H157L158 93L155 92V91H157V90H156V88L153 87L154 85L151 86V83H153V82L155 81V84H156V82H157L158 80H157V81H156V80H153V78H154L155 76L152 77V80H151L150 77L153 76V75L150 76L149 73H145V71H144V72L139 71ZM157 73H158V72H156V76H157ZM175 73H176V72H175ZM210 73H212V70L210 71ZM217 73H216V74H217ZM233 73H234V72H233ZM248 73H249V72H248ZM250 73H251V71H250ZM2 74H3V73H2ZM4 74H3V75H4ZM36 74H38V75H36ZM42 74H43V73H42ZM42 74H41V75H42ZM44 74H45V73H44ZM46 74H50V73H49V70H48V72H46ZM52 74H53V73L51 72V75H52ZM54 74H56V73H54ZM67 74H68V73H67ZM100 74L102 75V73H100ZM105 74H106V73H105ZM113 74H114V73H113ZM113 74H112V75H113ZM118 74H119V73H118ZM199 74H200V73H199ZM216 74H215V75H216ZM219 74H217V75H219ZM235 74H237V73H235ZM7 75H8V74H7ZM7 75H6V76H7ZM10 75H12V74H10ZM13 75H14V74H13ZM15 75H17V74H15ZM15 75H14V76H15ZM51 75H50V76H51ZM63 75H64V76H58L59 79H58V77H57V79H58V80H63V79H64L63 81H65L66 79H68V78L65 76V75H66V72H65V74H63ZM91 75H94V77H95V79H96L94 82H92L91 79L89 80V78L92 77ZM106 75H107V74H106ZM114 75H115V74H114ZM127 75H128V74H127ZM136 75H137V74H136ZM175 75H176V74H175ZM201 75H202V73H201ZM201 75H200V76H201ZM240 75H241V74H240ZM245 75H247V73H246ZM25 76H26V74H25ZM50 76H49V75H46V76H44V77H46V78L48 77V78H50L49 80L54 81V80L52 79V77H50ZM89 76H91V77H89ZM98 76H99V75H98ZM98 76H97V77H98ZM103 76H104V75H103ZM109 76H111V75H109ZM177 76H178V75H177ZM179 76H181V74H180ZM183 76H184V75H183ZM192 76H193V75H192ZM200 76H199V77H200ZM202 76H204V74H203ZM208 76H209V75H208ZM208 76H207V74H206V77H208ZM222 76H223V74H222ZM222 76H221V77H222ZM242 76H244L243 73H242ZM258 76H259V75H258ZM12 77H13V76H12ZM15 77H17V76H15ZM26 77L28 78V74H27ZM53 77H54V76H53ZM64 77H66V78H64ZM104 77H105V76H104ZM106 77H108V76H106ZM231 77H232V76H231ZM261 77H262V76H261ZM3 78H4V77H3ZM3 78H1V79H3ZM6 78H11V77L8 76V77H6ZM6 78H4V79H6ZM27 78H26V81H27ZM46 78H44V79H46ZM101 78H103V77L101 76ZM138 78H139V76H138ZM143 78H142V80H143ZM193 78H194V77H192L191 79H193ZM217 78H218V77H217ZM217 78L215 77V79H217ZM224 78H227V76H226V77H223V79L221 78L222 81L225 80ZM234 78H235V77H234ZM234 78H233V79H230V81L227 79L226 82H228V81L231 82V80H234V83H235L237 80H239L238 77H237V80H236V81H235ZM240 78H241V77H240ZM23 79H24V78H23ZM70 79H71V78H70ZM78 79H79V78H78ZM93 79H94V78L92 77V80H93ZM98 79H100V78H98ZM120 79H121V78H120ZM139 79H140V78H139ZM154 79H155V78H154ZM156 79H157V78H156ZM202 79H203V78H202ZM207 79H208V78H206V79H204V80H207ZM262 79H263V77H262ZM9 80H10V79H9ZM11 80L14 81L13 78H12ZM11 80H10V81H11ZM15 80H16V78H15ZM29 80H28V81H29ZM39 80H40V81H39ZM47 80H48V79H47ZM81 80H79V81H81ZM123 80H124V83H125L126 85L129 86L130 90H131L133 93L135 92L136 89H138V91H137L136 93L141 94V96H142V92L145 91V88H143V87L140 88V87H141V86H140V87H139L140 89H139V88H136V86H135V85H136L135 83H138L137 81H139V80H136V79L134 78L133 80H135L136 82L132 83L131 79H129L127 76H125V77L123 78ZM144 80H143V83H144ZM160 80H159V81H160ZM181 80H182V79H181ZM183 80H184V79H183ZM183 80H182V81H183ZM187 80H188V79H187ZM187 80H186V83H187ZM199 80H200V78H199ZM204 80H203V81H204ZM5 81H7V79H6ZM5 81H4V80L0 81V85L2 86V89H3V92H4V93H3V92L1 91L0 93H2V96L5 97V98H3V97H2V98L7 100V99H9V97L11 96V95H10V94H12L11 91L14 90V88H13V89L11 88V86H12L11 83L8 84V83H7L8 81H7L6 83H5ZM35 81H36V82H35ZM55 81H56V79H55ZM69 81H70V80H69ZM118 81H119V80H118ZM140 81H141V79H140ZM188 81H189V80H188ZM190 81H191V80H190ZM190 81H189V82H190ZM215 81H216V80H214L212 83H215V84L217 85V83H216ZM66 82H68V81L66 80ZM66 82H65V83H66ZM121 82H122V80H121ZM146 82H145V83H146ZM189 82H188V83H189ZM193 82H194V81H193ZM195 82H196V80H195ZM197 82H198V78H197ZM207 82L209 83L208 80H207ZM219 82H220V80H219ZM124 83H123V84H124ZM145 83H144V84H145ZM157 83H158V82H157ZM188 83H187V84H188ZM202 83H204V82H202ZM210 83H211V82H210ZM224 83H225V82H224ZM231 83H232V82H231ZM236 83H237V82H236ZM15 84H16V82H15ZM17 84H18V83H17ZM17 84H16V86H17ZM134 84H135V85H134ZM153 84H154V83H153ZM170 84H169V85H170ZM200 84H201V81H200L199 85H200ZM226 84L228 85V87L232 86V87H230V89H232L233 86L235 85V84H233V83H232L233 85L230 84V83H226ZM226 84H225V85H226ZM229 84H230V86H229ZM13 85H14V83H13ZM20 85H21V84H20ZM20 85H19V86H20ZM102 85H104V84H102ZM105 85H107V87L109 86L108 84H105ZM138 85H139V83H138ZM191 85H192V84H191ZM195 85H196V84H195ZM207 85H208V84H207ZM236 85H237V84H236ZM236 85H235V86H236ZM241 85H242V84L239 83V86H240V87H242V86L245 87V86H248L249 84H248V85H247V84H246V85H242V86H241ZM253 85H254V84H253ZM253 85H252V86H253ZM19 86H17V88H18ZM110 86H111V85H110ZM179 86H180V85H179ZM189 86H190V84H189ZM197 86H198V84H197ZM197 86H195V88H196ZM201 86H202V85H201ZM205 86H206V84H204V87H205ZM210 86H212V85L210 84ZM210 86H209V87H210ZM213 86H215V85L213 84ZM218 86H219V84H218ZM235 86H234V87H235ZM239 86H238V88H240ZM250 86H251V85H250ZM14 87H15V86H14ZM47 87H48V88H47ZM51 87H52L54 90L56 89V92H58V93H56V92L54 93V91L51 92V90H48V89H50ZM115 87H116V86H114V88H115ZM137 87H138V86H137ZM152 87H153V88H152ZM168 87H170V86H168ZM173 87H174V86H173ZM176 87H177V86H176ZM180 87H182V86H180ZM186 87H188V86H186ZM206 87H207V86H206ZM216 87H217V86H215V88H216ZM228 87H226V88H228ZM236 87H237V86H236ZM263 87H264V86H263ZM10 88H11L12 90H11ZM29 88H30V87H29ZM67 88H69V87L66 86L65 89H67ZM120 88H121V87H120ZM123 88H124V87H123ZM165 88H166L167 90H166V92L164 93ZM178 88H179V87H178ZM178 88H177V90H178ZM182 88H183V87H182ZM193 88H194V85H193ZM200 88H201V87H200ZM242 88H243V87H242ZM242 88H240V89H242ZM248 88H249V87H248ZM251 88H252V87H251ZM171 89H172V88H171ZM188 89H189V88H188ZM211 89L213 90L214 88L211 87ZM216 89H218V88H216ZM216 89H214V91H217V93H218V90H220V89H218V90H216ZM233 89H235V88H233ZM245 89H246V88H245ZM0 90H1V89H0ZM15 90L18 91L17 89H15ZM33 90H34V89H33ZM68 90H70V89H68ZM114 90H115V89H114ZM175 90H176V89H175ZM179 90H181V88H179ZM179 90H178V91H179ZM183 90H184V89H183ZM192 90H194V89H192ZM197 90L199 91L200 89L198 88ZM202 90H203V89H202ZM208 90H209V88H208ZM208 90H207V91H208ZM212 90H211V91H212ZM31 91H32V90H31ZM75 91H76V92H75ZM131 91H130V92H131ZM204 91H205V89H204ZM207 91H206V93H205V92H204V93H205V94H211V93H210V90L208 91L209 93H208ZM226 91H227V90H225V92H226ZM13 92H14V91H13ZM18 92H19V91H18ZM18 92H17V94H18ZM33 92H34V91H33ZM69 92H70V91H69ZM74 92H75L76 95H78V93L81 94V96H82L83 98H86V99H90V98H91V102H94V103L96 102L97 104H98L99 102L102 101V102H103L102 106H103L104 110H101V109H100L101 111H99V112H98V111H94L92 107H89L88 105L85 104V102H84L83 100H81L78 96L74 95ZM116 92H117V90H116ZM121 92H122V90H121L120 93H118V94H121ZM123 92H125V91H123ZM130 92H129V93H130ZM194 92H195V91H194ZM201 92L203 93V91H201ZM221 92H222V89H221ZM31 93H32V92H31ZM38 93H36V94L38 95ZM126 93H127V92H125V94H126ZM136 93H135V94H136ZM156 93H157V94H156ZM181 93L183 94L182 91H181ZM184 93H185V91H184ZM196 93H197V92H196ZM196 93H195V94H196ZM217 93L214 92V94H217ZM226 93H227V92H226ZM226 93H225V94H226ZM229 93H231V91H230ZM253 93H254V92H253ZM256 93H257V92H256ZM17 94H16L15 96H16V99H17V96H18V101H19V98H20L19 96L22 97V95H17ZM21 94H22V93H21ZM33 94H35V93H33ZM36 94H35V95H36ZM115 94H116V93H115ZM123 94H124V93H123ZM197 94H198V93H197ZM199 94H200V92H199ZM212 94H213V93H212ZM219 94H220V93H219ZM0 95H1V94H0ZM12 95H13V94H12ZM37 95H36V96H37ZM161 95H162V96H161ZM183 95H184V94H183ZM230 95H231V94H229L230 100H229L228 98H227V99H228V101L231 102V100H232L231 98H233L234 96H235V98H236V95H234V96H232V97H231ZM241 95H242V94H241ZM241 95H240V96H241ZM247 95H248V94H247ZM249 95H250V94H249ZM249 95H248V96H249ZM15 96H14V97H15ZM119 96H120V95H119ZM121 96H123V95H121ZM121 96H120V97H121ZM141 96H140V98H141ZM214 96H215V95H214ZM222 96H224V95L222 94ZM23 97H24V99H25V96H23ZM34 97H35V96H34ZM37 97H38V96H37ZM66 97H67V98H66ZM211 97H213V96H210V98H211ZM224 97H225V96H224ZM244 97H246V96L244 95ZM2 98H1V99H2ZM11 98H12V96L10 97V99H11ZM39 98H40V99H37V100H35V101L41 100V97H39ZM124 98H125V97H124ZM170 98H171V97H170ZM191 98H192V97H191ZM213 98H215V97H213ZM216 98H219V97L216 95ZM235 98H233V101H234ZM240 98H242V96H241ZM256 98H257V96H256ZM262 98H263V100H264V96H262ZM22 99H23V98H22ZM22 99H21V100H22ZM27 99H28V98H27ZM34 99H35V98H34ZM118 99H120V98H118ZM174 99H176V98H174ZM183 99H184V98H183ZM192 99H193V98H192ZM199 99H200V98H198V100H199ZM219 99H220V98H219ZM225 99H226V98H225ZM6 100H5L4 102H9V101H6ZM14 100H15V99H14ZM21 100H20V101H21ZM25 100H26V99H25ZM25 100H24V101H25ZM139 100H140V99H139ZM154 100H155V99H154ZM169 100H170V99H169ZM169 100H168V101H169ZM202 100H203V99H202ZM204 100H205V98H204ZM217 100H218V99H217ZM242 100H244V99L239 100L240 103H241V102L244 103ZM246 100H247V99H246ZM263 100H262V103H264ZM20 101H19V102H20ZM24 101H23V103H24ZM29 101H30V100H29ZM98 101H99V102H98ZM144 101H145V100H144ZM161 101H160V104H161V105L158 106L159 108H161V107L163 106V104H164V101H163V103H161ZM183 101H184V100H183ZM185 101H187V98H186ZM233 101H232V102H233ZM236 101H237V100H236ZM236 101H235V102H236ZM252 101H254V100H252ZM0 102H1V100H0ZM2 102H3V101H2ZM2 102H1V103H2ZM4 102H3V103H4ZM12 102H13V99H12ZM12 102H9V103H12ZM26 102H27V100H26ZM26 102H25V103H26ZM31 102H32V101H31ZM38 102H40V101H38ZM141 102H142V101H141ZM149 102H150V101H149ZM149 102H148V104H149ZM165 102H166V101H165ZM219 102H222V101H218L217 103H219ZM248 102H249V101H248ZM1 103H0V104H1ZM130 103H131V102H130ZM136 103H137V102H136ZM146 103H147V101H146ZM169 103H170V102H169ZM169 103H167V104H169ZM186 103H187V102H186ZM189 103H190V102H189ZM197 103H198V101H197ZM200 103H201V102H200ZM225 103H226V102H225ZM227 103H228V102H227ZM236 103H237V102H236ZM240 103H239V104H240ZM262 103H261V104H262ZM4 104H5V105H3V106L1 105L3 108H5L4 106H6V103H4ZM20 104H21V103H20ZM70 104H71V105H70ZM88 104H89V103H88ZM92 104H93V103H92ZM123 104H124V103H123ZM143 104H144V102H143L142 104H140V105H142V106H140L141 109H143V107H144V108H150V105L148 106V104H147V106L145 107L146 104H144V105H143ZM167 104H165L166 107L169 106V105H167ZM187 104H188V103H187ZM193 104L195 105L196 102H194ZM21 105H22V104H21ZM26 105L28 106V103H26L24 106H26ZM29 105H30V104H29ZM93 105H94V104H93ZM95 105H96V104H95ZM121 105H122V104H121ZM125 105H126V104H125ZM188 105H189V104H188ZM200 105H203V104L201 103ZM241 105L243 106V104H241ZM257 105H258V104H257ZM14 106H15V105H14ZM38 106H39V105H38ZM41 106H39V107H41ZM91 106H92V105H91ZM133 106H135V105H133ZM138 106H139V104H138ZM138 106L133 107L132 109H130V108H128V107H124V108H126V110H127L128 113H131V112H136L137 110H139V107H138ZM153 106H154V105H153ZM165 106H164V107H165ZM186 106H187V105H186ZM195 106H197V105H195ZM195 106H193V107L195 108ZM203 106H204V105H203ZM223 106H225L224 103H223ZM239 106H240V105H239ZM7 107H8V105H7ZM7 107H6V108H7ZM9 107H10V106H9ZM31 107H32V106H31ZM31 107H28V108H31ZM166 107H165V108H166ZM201 107H202V106H201ZM201 107H200V108H201ZM229 107H230V106H229ZM236 107H237V106H236ZM236 107H235V109H236ZM3 108H2V109H3ZM6 108L4 109V111L8 109V108H7V109H6ZM19 108H20V107H18V109H19ZM21 108H22V107H21ZM90 108H92V110H91ZM221 108H222V107H221ZM242 108H243V107H242ZM10 109H11V107H10ZM13 109H14V108H13ZM25 109H26V108H25ZM96 109H97V108H96ZM141 109H140V110H141ZM153 109H154V107L151 106V108L149 109V111H152ZM162 109H163V108H162ZM182 109H183V107H182ZM189 109H190V108H189ZM223 109H224L225 111H227L224 107H223ZM235 109H234V110H235ZM238 109H239V108H237V110H238ZM258 109H259V108H258ZM258 109H257V110H258ZM263 109H264V107H263ZM62 110H63L64 112L66 111V114H68L67 112H71V113H73V115H75V116H73V115L71 114L72 117H67V118H65L66 116H65V115H62V113H61ZM146 110H147V109H146ZM156 110H157V109H156ZM160 110H161V109H160ZM165 110H166V109H165ZM165 110H163V111H165ZM178 110H179V109H178ZM180 110H181V108H180ZM195 110H196V108H195ZM197 110H198V107H197ZM197 110H196V111H197ZM15 111H16V110H15ZM17 111H19V110H17ZM26 111H27V110H26ZM193 111H194V110H193ZM222 111H223V110H222ZM231 111H232V110H231ZM235 111H236V110H235ZM235 111H234V112H235ZM259 111H260V110H259ZM1 112L3 113V111H1ZM21 112H22L21 114L25 113V112H23V110H21ZM117 112H118V111H117ZM171 112H172V111H171ZM177 112H178V111H177ZM197 112H198V111H197ZM220 112H221V111H220ZM237 112H240V111H237ZM8 113H9V112H8ZM16 113H17V112H16ZM16 113H15V114H16ZM18 113H19V112H18ZM79 113H77V115H79ZM115 113H116V112H115ZM145 113H147V112H145ZM145 113H144V114H145ZM167 113L170 114V112H167ZM180 113H181V111H180L178 114H180ZM184 113H185V112H184ZM225 113H226V112H225ZM260 113H261V112H260ZM0 114H1V113H0ZM42 114H43V113H42ZM69 114H70V113H69ZM136 114H137V113H136ZM141 114H142V113H141ZM157 114H158V113H157ZM162 114H163V112H162ZM169 114H165V115L163 114V115H162V121L164 120V121H163V124H165V125L168 124V123H167L168 120H172V119H171V115H173L174 112L171 113L170 115H169ZM193 114H194V113H193ZM237 114L239 115L240 113H236L235 115H237ZM241 114H242V113H241ZM248 114H249V112H248ZM261 114H262V113H261ZM11 115H12V113H11ZM13 115H14V114H13ZM13 115H12V116H13ZM131 115H132V114H131ZM131 115H130V116H131ZM182 115L185 116V114H182ZM191 115H192V114H191ZM245 115H246V114H245ZM257 115H258V114H257ZM262 115H263V114H262ZM262 115H260V116H262ZM0 116H1V115H0ZM4 116H5V115H4ZM16 116H19V115L16 114ZM31 116H32V115H31ZM39 116H40V115H39ZM49 116H50V115H49ZM96 116H97L99 119H98V118H95ZM124 116H126V114H125ZM124 116H121V117H124ZM145 116H147V115H145ZM145 116H144V117H145ZM178 116H179V115H178ZM178 116H176V117H174V118L177 119ZM224 116H225V115H224ZM13 117H14V116H13ZM23 117H24V116H23ZM28 117L31 118L30 116H28ZM28 117H27V118H28ZM43 117H45V116L43 115ZM113 117H114V116H113ZM141 117H142V118H141ZM141 117H140L141 120H143L144 117H143V116H141ZM185 117H186V116H185ZM192 117H193V116H192ZM232 117H233V114H232ZM249 117H251V116L249 115ZM254 117H255V116H254ZM258 117H259V115H258ZM25 118H26V117H25ZM27 118H26V120H27ZM37 118H38V117H37ZM39 118H40V117H39ZM52 118H53V116H52ZM174 118H173V119H174ZM181 118H183V117H181ZM189 118H190V117H189ZM189 118H188V120H189ZM223 118H224V117H223ZM223 118H222V119H223ZM229 118H231V117H229ZM233 118H234V117H233ZM233 118H232V119H233ZM236 118H238V117L236 116ZM0 119H3V118L0 117ZM11 119L14 120V118H12V117H11ZM16 119H17V118H16ZM40 119H42V116H41ZM44 119H45V118H44ZM46 119H48V117H46ZM54 119H56V118L54 117ZM114 119H115V118H114ZM123 119H125V118H123ZM134 119H135V118H134ZM175 119H174V120H175ZM179 119H180V117H179ZM183 119H184V118H183ZM183 119H182V120H183ZM190 119H191V118H190ZM192 119H193V118H192ZM219 119H220V118H219ZM222 119H221V120H222ZM226 119H227V117H226ZM246 119H247V118H246ZM248 119H249V118H248ZM250 119H251V118H250ZM257 119H258V118H257ZM261 119H262V118H261ZM263 119H264V117H263ZM263 119H262V121H261L260 119H258V120H260V122H263V121H264ZM26 120H25V123H27L29 119L27 120V122H26ZM34 120H35V119H34ZM34 120H33V121H34ZM38 120H39V119H38ZM111 120H112V119H111ZM174 120H173V122H174ZM177 120H178V119H177ZM185 120H186V118H185ZM185 120H184V121H185ZM224 120H225V119H223V121H224ZM14 121H16V120H14ZM14 121H13V122L9 121V122H11V123L14 124ZM22 121H23V120H22ZM121 121H122V120H121ZM125 121H126V120H125ZM135 121H136V120H135ZM178 121H179V120H178ZM200 121L203 122L202 120H200ZM219 121H220V120H219ZM225 121H226V120H225ZM229 121H231V119H230ZM249 121H250V120H249ZM256 121H257V120H256ZM30 122H31V121H30ZM34 122H37V119H36V121H34ZM39 122H41V120H40ZM112 122H113V121H112ZM122 122H123V121H122ZM127 122H128V121H127ZM169 122H170V121H169ZM175 122H176V121H175ZM180 122H182V121L180 120ZM180 122H179V123H180ZM187 122H188V121H187ZM191 122H192V121H191ZM196 122H197V121H196ZM211 122H212V121H211ZM239 122H240V121H238V124H239ZM254 122H255V121H254ZM260 122L257 121V124L260 123ZM17 123H18V122H17ZM17 123H16V124H17ZM19 123H20V121H19ZM19 123H18V124H19ZM97 123H99V124H97ZM123 123H124V122H123ZM170 123H171V122H170ZM199 123H200V122H198V124H199ZM212 123H213V122H212ZM219 123H220V122H219ZM227 123H228V122H227ZM235 123H236V121H235ZM246 123H247V122H246ZM249 123H250V122H249ZM3 124H4V123H3ZM3 124H1V125H3ZM16 124H14V125H16ZM20 124H22V127L19 126V127L17 128L18 130H20V133L25 134V133H28V132H29L27 138L30 137V139H28V143H27L28 145H27V148H26L27 150L25 151V153H26V158H25V159H26V161H29V162H30V163L28 162L29 165H30V164H34V165L36 166V168L38 167V168L42 169V170H43V173H44V172H45V173H49V174L53 175L52 177H54V176L57 177V178H58V181L61 180V179H62V180H63V179H69L70 184H71L70 187H72V188H76V190H77V193H76L77 195H75V196L78 197L77 199H79L80 202L83 204V207H84L85 210L88 209V208H89L88 210H90V207H91V205H90V203H91V198H90V195L88 194V189H89V188H88L86 182H85L84 180L80 179L79 176H80L81 174H78V172L75 173V172H69V171H67V170L65 171V170H63V169H60L59 166H57L56 164L53 163V160H54V152H55V151H54V152H51V151H49L48 149L44 148L43 145L41 144V141H40V140H43L42 138H44V136L46 137L47 134H46V133H45L46 135L43 134L45 131H43V133H42L43 136H42V135H35V134L33 133V131H32L33 134L31 133L32 128H31V130H29V128H28V124H29V123H27V125H25L24 122H23V123L21 122ZM42 124H43V123H42ZM100 124H101V125H100ZM130 124H131V123H130ZM135 124H136V123H135ZM143 124H144V123H143ZM150 124H151V123H150ZM175 124H176V123H175ZM184 124H185V123H183V125H184ZM190 124H191V123H190ZM217 124H218V123H217ZM221 124H222V123H221ZM229 124H230V123H229ZM238 124H237V126H239ZM6 125H7V128L10 127V125L8 126V122H7V124H6V122H5V126H6ZM35 125H36V124H35ZM58 125H59V126H58ZM80 125H81V124H80ZM120 125H121V124H120ZM120 125H119L118 127H120ZM125 125H126V124H125ZM137 125H138V124H137ZM137 125H136V127H138ZM146 125H147V124H146ZM172 125H173V124H172ZM172 125H171V126H172ZM179 125H180V124H179ZM213 125H214V124H213ZM233 125H234V123H233ZM241 125H243V124H241ZM245 125H246V124L243 125L244 129H245ZM263 125H264V124H263ZM5 126H4V127H5ZM17 126H18V125H16L15 127H17ZM29 126H30V125H29ZM50 126H47V127H50ZM131 126H132V125H131ZM166 126H169V125H166ZM214 126H215V125H214ZM217 126H218V125H216V128L219 127V131H220V129H221L220 126H218V127H217ZM247 126H248L247 129H248L250 125H247ZM252 126H253V125H252ZM261 126H262V125H260V128H261ZM1 127H3V126H1ZM4 127H3V128H4ZM12 127H13V126H12ZM36 127H37V125H36ZM47 127H46V128H47ZM127 127H128V126H127ZM127 127H125V128L127 129ZM142 127H143V126H142ZM177 127H179V126H177ZM185 127H186V125H185ZM202 127H203V126H202ZM202 127H199L196 123H194V124L192 125V128H191L192 130L194 129V136H195L194 139H196V140H197V143L199 142L198 144H201V146L204 144V142H206L205 144H207V141H203V143L200 141V138L203 139V138L205 137V136H204V135H205V132H206V134L210 137L209 132H208L207 130H203ZM209 127H211V126L209 125ZM241 127H242V126H241ZM255 127H256V126H255ZM262 127H263V126H262ZM3 128H2V129H3ZM5 128H6V127H5ZM7 128H6V131H7ZM125 128H124L123 130H125ZM165 128H167V127H165ZM175 128H176V126H175ZM175 128H174V129H175ZM179 128H182V129H180V130L183 131V132H184V130H187V129L181 127V125H180ZM187 128H188V126H187ZM233 128H235V127H233ZM251 128H252V127H251ZM251 128H250V131H251ZM36 129H37V128H36ZM40 129H39V130H40ZM64 129H65V128H64ZM156 129H157V128H156ZM172 129H173V127H172ZM183 129H184V130H183ZM188 129H189V128H188ZM191 129H190V130H191ZM213 129H214V127H213ZM231 129H232V128H231ZM236 129H238V128H236ZM247 129H245V130H247ZM4 130H5V129H4ZM11 130H12V129H11ZM13 130H14V129H13ZM37 130H38V129H37ZM37 130H36V131H37ZM44 130H45V129H44ZM95 130H96V129H95ZM101 130H100V133L102 134ZM118 130H119L121 133L123 132V131H121V130H122L121 128L118 129ZM137 130H138V132H139V129H138V128H137ZM142 130H143V129H142ZM165 130H166V129H165ZM180 130L177 131V129H176V131H177L178 134H180ZM245 130H244V132H241V133H240V130H238L239 132H238V134L236 135V137L239 135V133H240V134H244V133H245ZM248 130H249V129H248ZM253 130H255V129H253ZM1 131H2V130H0V132H1ZM6 131H5V133H6ZM50 131H51V130H50ZM63 131H64V130H63ZM109 131H110V130H109ZM150 131H151V130H150ZM242 131H243V130H242ZM261 131H262V128H261ZM263 131H264V130H263ZM263 131H262V132H263ZM2 132H3V131H2ZM8 132H9V131H8ZM10 132H11V131H10ZM10 132H9V136L6 134V135L8 136V138H7V136H6V137L4 136V137H5L4 139H5V140L7 139V141H9V137H10V135H11ZM18 132H19V131H18ZM111 132H112V131H111ZM113 132H116V131L114 130ZM125 132H126V131H125ZM125 132H123L122 135H124ZM136 132H137V131H136ZM143 132H144V131H143ZM163 132H164V131H163ZM174 132H175V131H174ZM174 132H173V133H174ZM215 132H217V130H215ZM236 132H237V131H236ZM248 132H249V131H248ZM262 132H261V133H262ZM3 133H4V132H3ZM12 133H14V132H12ZM20 133H19V134H20ZM52 133H53V132H52ZM67 133H68V132H67ZM67 133H65L64 135H67ZM106 133H107V132H106ZM106 133H104V134L106 135ZM121 133H120V134H121ZM157 133H158V131H157ZM159 133H160V132H159ZM177 133H176V134H177ZM181 133H182V132H181ZM213 133H214V132H213ZM246 133H247V132H246ZM261 133H260V135H261ZM15 134H18V133L15 132ZM98 134H99V133H98ZM98 134H97V135H98ZM101 134H100V135H101ZM142 134H143V133H142ZM160 134H161V133H160ZM160 134H159V135H160ZM216 134L218 135V132H217ZM235 134H236V133H235ZM247 134H248V133H247ZM257 134H258V133H257ZM257 134H256V135H257ZM262 134H263V133H262ZM2 135H3V134H2ZM21 135H22V134H21ZM25 135H26V134H25ZM68 135H69V134H68ZM100 135H99V136H100ZM105 135L102 136V137H100V140H101V138L105 137ZM118 135H119V134H118ZM122 135H120V136H121L120 139L123 137ZM143 135H144V134H143ZM154 135H156V136L158 137V134H154ZM162 135H163V134H162ZM162 135H160V136H162ZM170 135H171V133H170ZM174 135H175V133H174ZM191 135H193V134L191 133ZM219 135H220V134H219ZM253 135H254V133H253ZM19 136H20V135H19ZM19 136H18V137H19ZM35 136H36V137H35ZM56 136H55V137H56ZM91 136H92V129L89 128V129L86 130V134H85V136L83 137V143L81 142V144H82L83 147H85L87 150H88V148L91 147V145H93V146H92L93 148H92L91 150H95L96 153H95L94 151H93V153H95V154H97V155L99 156V157H96V158H100V162H101L102 165L105 167L104 169H107V170L110 169V170H111V167L113 166V163H112V161H111L110 158H113V157L115 156V154H117V153H116L117 150H120V154H121L122 151H126V153H127L132 159H135V160H143L144 162H145V160H146V162L149 160L148 156H146L147 153H146V154H143V152H145V151L142 152V151L140 150L141 153L143 154V155H142V154L139 153V152H140L139 150H137L136 148L134 149V148L132 147V146H134L135 144H134V145H131V148H124V144H125V142L123 143V141H122V142H121L122 144L119 146V145L117 144V143H119V142L116 141V142H117V143H116L117 146H116V144H113V143H111V142H110V144L103 143L101 146H100V145H99V146H97V145L94 146V143H95V142L93 141L94 143H92V140H93V139H92ZM132 136H134V134H133ZM139 136H140V135H139ZM139 136H138V137H139ZM149 136H150V135H149ZM171 136H172V135H171ZM178 136H179V135H178ZM183 136H184V135H183ZM194 136H193V137H194ZM203 136H204V137H203ZM215 136H216V135H215ZM239 136H240V135H239ZM247 136H248V135H247ZM258 136H259V135H258ZM262 136H264V135H262ZM262 136H261V137H262ZM0 137H1V136H0ZM2 137H3V136H2ZM23 137H25V136H23ZM23 137L20 136L19 138H23ZM55 137H54V138H55ZM219 137H220V136H219ZM27 138H26V139H27ZM66 138H67V137H66ZM81 138H82V137H81ZM118 138H119V136H118ZM173 138H174V136H173ZM214 138H215V139H214ZM214 138H213V139H214L215 141H217V140H216V137H214ZM240 138H241V136H240ZM258 138H259V137H258ZM10 139H11V138H10ZM16 139H17V138H16ZM97 139H98V138H97ZM137 139H138V138H137ZM139 139H140L141 143H143V144L145 145L148 154L151 153V154H152V157H155V158H152V157H151V158H152L151 163H152V162L156 159V155L158 154V149H154V148L152 147V143H155V142H156V138L147 139V138H142V137H140ZM159 139H160V138H159ZM175 139H176V138H175ZM208 139H209V138H208ZM213 139H212V140L210 139V141H211V142L214 141ZM217 139H218V137H217ZM238 139H239V137H238ZM261 139H262V141L264 140L263 137H262ZM0 140H1V139H0ZM2 140H3V139H2ZM2 140H1V141H2ZM5 140H3V141H5ZM14 140H15V139H14ZM14 140H11V142L14 141ZM18 140H19V139H18ZM23 140H24V139H23ZM44 140H45V138H44ZM191 140H192V138H191ZM206 140H207V139H206ZM3 141L0 142V143H5V144L8 143V142H3ZM20 141H21V139H20ZM101 141H102V140H101ZM105 141H106V140H105ZM110 141H111V140H110ZM161 141H162V140H161ZM179 141L181 142L182 140L179 139ZM179 141H178V143H179ZM228 141H229V140H228ZM231 141H232V140H231ZM231 141H229V142L232 143ZM14 142H15V141H14ZM42 142H43V141H42ZM44 142H46V141H44ZM59 142H61V144H62V141H61V140H60ZM59 142H58V143H59ZM98 142H99V141H98ZM226 142H227V141H226ZM9 143H10V142H9ZM16 143L18 144V142H16ZM53 143H54V142H53ZM159 143H160V141L158 142V144H159ZM227 143H228V142H227ZM230 143H228V144H230ZM240 143H241V142H240ZM19 144H21V143H19ZM63 144H64V143H63ZM96 144H97V143H96ZM111 144H113V145H111ZM130 144H131V143H130ZM130 144H129V145H130ZM155 144H157V142H156ZM161 144H163V143L161 142ZM205 144H204V145H205ZM0 145H1V144H0ZM12 145H13V144H12ZM23 145H24V144H23ZM65 145H66V144H65ZM125 145H126V144H125ZM129 145H128V146H129ZM192 145H193V144H192ZM204 145H203V146H204ZM209 145H210V144H209ZM209 145H208V146H209ZM223 145H224V144H223ZM13 146L16 147L17 145H13ZM24 146H26V144H25ZM53 146H54V148H55V145H53ZM157 146H158V145H157ZM178 146H179V144H178ZM180 146L182 147V144H180ZM180 146H179V148H180ZM201 146L199 145V148H200ZM208 146H207V147H208ZM244 146H245V144H244ZM3 147H4V146H3ZM3 147H2V148H3ZM6 147H7V146H6ZM72 147H73V148H72ZM197 147H198V146H197ZM204 147H205V146H204ZM204 147H202V148H204ZM210 147L213 148V146H210ZM210 147H209V148H210ZM222 147H223V146H222ZM227 147H228V149H229V146H227ZM250 147H251V146H250ZM250 147H249V149H250ZM8 148H9V146H8ZM12 148H14V147H12ZM20 148H21V147H20ZM63 148H65V147H63ZM122 148H123L124 150L121 151ZM157 148H158V147H157ZM174 148H176V146H175ZM179 148L177 149L178 151L180 150ZM211 148H210V149H211ZM218 148H220V147H218ZM258 148H259V146H258ZM258 148H257V149H258ZM3 149H4V148H3ZM14 149H15V148H14ZM16 149H17V148H16ZM18 149H19V147H18ZM21 149H22V148H21ZM21 149H20V150H21ZM75 149H76V148H75ZM251 149H252V148H251ZM259 149H260V148H259ZM56 150H57V149H56ZM58 150H59V152H60V149H58ZM58 150H57V151H58ZM87 150H86V151H87ZM196 150H197V148H196ZM201 150H202V149H201ZM205 150L207 151L208 148L205 149ZM229 150H230V149H229ZM236 150H237V149H236ZM14 151L16 152V155H20V153H22V150L20 151V153H19L18 150H17V151L14 150ZM138 151H139V152H138ZM206 151H204V149H203L202 154H203L204 152L206 153ZM215 151H216V150H215ZM222 151H225V149L222 150ZM222 151H220V152H222ZM226 151H227V150H226ZM232 151H233V150H232ZM232 151H230V152H232ZM238 151H240V150H238ZM1 152H2V150H1ZM73 152H74V150L72 151V153H73ZM173 152H174V151H173ZM181 152H182V151H181ZM181 152H180V153H181ZM185 152H186V151H185ZM210 152H211V151H210ZM212 152H214V149L212 150ZM236 152H237V151H236ZM245 152H246V151H245ZM2 153H3V152H2ZM2 153H1V155L4 154V153H3V154H2ZM23 153H24V152H23ZM55 153H57V152H55ZM61 153L63 154V150H61ZM126 153H124V154H126ZM171 153H172V152H171ZM237 153H238V152H237ZM57 154H58V153H57ZM57 154H56V155H57ZM59 154H60V153H59ZM62 154H61V155H62ZM122 154H123V152H122ZM172 154H174V153H172ZM200 154H201V152H200ZM207 154H208V153H207ZM219 154H220V153H219ZM231 154H232V153L229 154V152H228V155H231ZM244 154H245V153H244ZM61 155H60V156H61ZM64 155H65V153L63 154V156H64ZM66 155H65V157H66ZM87 155H88V154H87ZM159 155H160V154H159ZM182 155H183V153H182ZM185 155L188 156V155H187V152H186V154L184 153L183 156L185 157ZM211 155H212V154H211ZM222 155H223V154H222ZM225 155H227V154L224 153V156H225ZM233 155H234V154H233ZM58 156H59V155H58ZM125 156H127V155H125ZM169 156H170V155H169ZM189 156H190V153H189ZM214 156H215V155H214ZM241 156H242V155H241ZM17 157H18V156H17ZM19 157H20V156H19ZM24 157H25V156H24ZM24 157L22 156L23 159H24ZM167 157H168V155H167ZM167 157H166V158H167ZM171 157L173 158V157H175V155H174V156L171 155ZM171 157H170V158H171ZM190 157H191V156H190ZM207 157H208V156H207ZM226 157H227V156H225V158H226ZM229 157H230V156H229ZM234 157H236V156L234 155ZM237 157H238V156H237ZM237 157H236V158H237ZM245 157H246V156H245ZM245 157H244V159H245ZM14 158H15V157H14ZM22 158H17V160L20 159V160H22L21 162L23 163V159H22ZM69 158H70V157H69ZM115 158H116V156H115ZM126 158H127V157H126ZM128 158H129V157H128ZM151 158H150V159H151ZM162 158H163V157H162ZM168 158H169V157H168ZM185 158H186V157H185ZM187 158H188V157H187ZM187 158H186V159H187ZM213 158H214V159H215V158H218V156H217V157H213ZM219 158H220V157H219ZM227 158H228V157H227ZM242 158H243V157H242ZM3 159H4V158H3ZM3 159H2V161H3ZM76 159H77V158H76ZM76 159H74V160H73V158L70 159V160H71L70 163H71V164H73L72 162L75 163V162L77 161ZM116 159H117V158H116ZM129 159H130V158H129ZM153 159H154V160H153ZM204 159H205V157H204ZM222 159H223V158H222ZM228 159H229V160H232V159H230V158H228ZM228 159H227V160H228ZM244 159H243V160H244ZM5 160H6V158H5ZM10 160H11V159H9V161H10ZM15 160H16V159H15ZM17 160H16V161H17ZM20 160H19V161H20ZM78 160H80V159H78ZM127 160H128V159H127ZM156 160H157V159H156ZM174 160H175V158H174ZM174 160H173L172 162H174ZM184 160H185V159H184ZM224 160H225V159H224ZM246 160H247V159H246ZM84 161H85V160H84ZM143 161H142V163H143ZM149 161H150V160H149ZM159 161H160V160H159ZM163 161H164V160H163ZM166 161H167V160H166ZM166 161H165V163H167ZM170 161H171V160H170ZM175 161H177V160H175ZM213 161H215V160H213ZM218 161H220V160H218ZM221 161H223V160H221ZM238 161H239V159L237 158V162H238ZM241 161H242V159L240 160V162H241ZM247 161H248V160H247ZM3 162H4V161H3ZM3 162H2V163H3ZM81 162H83V160H81L80 163H81ZM91 162H92V161H91ZM121 162H122V161H121ZM146 162H145V163H146ZM208 162H209V161H208ZM208 162H206L207 165L210 164V163H208ZM215 162H217V161H215ZM232 162H233V161H229L230 164H232ZM234 162H236V160H235ZM242 162H243V161H242ZM250 162H251V161H250ZM250 162H249V163H250ZM8 163H9V162H8ZM12 163H13V162H12ZM14 163H15V162H14ZM14 163H13V164H14ZM18 163H19V162H18ZM67 163H68V162H67ZM67 163H66V164H67ZM89 163H90V162H89ZM142 163H141V164H142ZM145 163H144V164H145ZM151 163L147 162V165H148V164H151ZM155 163H156V162L154 161V164H155ZM177 163L180 164V162H177ZM181 163H184V162L181 161ZM212 163H213V162H212ZM225 163H226V160H225ZM238 163H239V162H238ZM243 163H247V162L245 161V162H243ZM243 163H242V164L240 163V164L242 165V169H243L244 166H245V167L247 166L246 164L244 165ZM23 164H24V166H23V165H22V166H23V168H24V167H25V162H24ZM26 164H27V163H26ZM161 164H162V163H160V165H161ZM167 164H168V163H167ZM172 164H173V163H172ZM172 164H171V163L168 164L167 168L170 167L169 165H172ZM217 164H218V163H217ZM223 164H224V161H223ZM247 164H248V163H247ZM4 165H5V163H4ZM14 165H15V167H16L17 164H14ZM14 165H13V166L11 165V169H10V170H12V167H14ZM29 165H27V166H29ZM64 165H65V164H64ZM68 165H70V164L68 163ZM120 165H121V163H120ZM162 165H163V164H162ZM175 165H178V164L175 163L174 166H175ZM207 165H206V166H207ZM220 165H221V164H220ZM232 165L234 166V163H233ZM238 165H239V164H238ZM238 165H237V166H238ZM241 165H239L237 168L240 169V168H241V167H240ZM243 165H244V166H243ZM18 166H21V165H18ZM18 166H17V167H18ZM31 166H32V165H30V167H31ZM65 166H67V165H65ZM74 166H75V164H74ZM76 166H78V163H77ZM76 166H75V167H76ZM103 166H102V167H103ZM122 166H123V163H122ZM139 166H140V165H139ZM163 166H164V165H163ZM163 166L160 167V169H161V168L163 169ZM165 166H166V165H165ZM193 166H194V165H193ZM212 166H213V165H212ZM214 166H216V165H214ZM218 166H219V165H217V167H218ZM235 166H236V165H235ZM235 166H234V167H235ZM249 166H251V165H249ZM257 166H258V164H257ZM7 167H8V166H7ZM15 167H14V168H15ZM67 167H70V166H67ZM67 167H66V168H67ZM141 167H142V166H141ZM141 167H140V170H142ZM195 167H196V166H195ZM195 167H193V169H194ZM201 167H202V165H201ZM207 167H208V166H207ZM209 167L211 168V166H209ZM209 167H208V168H209ZM245 167H244L243 171L246 170ZM254 167H255V166H254ZM259 167H260V166H259ZM18 168H19V167H18ZM18 168H16V169L18 170ZM28 168H29V167H28ZM36 168H35V170H36ZM124 168H125V167H124ZM135 168H136L137 172H140V171H138L139 168H138V169H137V167H135ZM142 168H144V167H142ZM146 168H148V167L146 166ZM165 168H166V167H165ZM208 168H205L206 170H203L202 173H200V174H198V175L196 174V175H197L196 182L198 183V184H196V185H198L199 188L203 187V193L206 192V189H207V184H208V182H207L206 180H208L209 177H208V179H206V177H207V174H208V170H207ZM237 168H236L235 170H238ZM246 168H247V167H246ZM99 169H100V168H99ZM130 169H132V168H130ZM193 169H192V170H193ZM247 169H249V168H247ZM250 169L253 171V168H250ZM255 169H256V168H255ZM27 170H28V169H27ZM31 170H32V169H31ZM42 170H41V171H42ZM75 170H76V169H75ZM100 170H101V169H100ZM110 170H109V171H110ZM240 170H241V169H240ZM4 171H5V174H6L4 177L7 176V173H8V175H9V172H8L6 169H4ZM15 171H16V170H14L13 172L15 173ZM18 171H19V170H18ZM18 171H17V173H18ZM28 171H29V170H28ZM32 171H34V170H32ZM109 171H108V172H109ZM167 171H168V170H167ZM182 171H183V170H182ZM198 171H199V169H198ZM198 171H197V172H198ZM212 171H213V169H212ZM246 171H247V170H246ZM6 172H7V173H6ZM30 172H31V171H30ZM34 172H35V171H34ZM34 172H31V174L34 173ZM106 172H107V171H106ZM106 172H105L104 174H106ZM108 172H107V174H108ZM110 172H111V171H110ZM195 172H196V171H195ZM195 172L193 171L192 173H195ZM249 172H250V171H249ZM2 173H3V172H2V167L0 166V174H2ZM11 173H12V171H11ZM43 173H42V174H43ZM45 173H44V174H45ZM97 173H98V172H97ZM112 173H113V172H112ZM121 173H122V172H121ZM153 173H154V172H153ZM153 173L151 174V176H153ZM160 173H161V172H160ZM163 173L166 174V172H163ZM181 173H182V172H181ZM184 173H185V172H184ZM210 173H211V172H210ZM220 173H221V172H220ZM245 173H246V172H245ZM252 173H253V172H252ZM258 173H259V172H258ZM19 174H20V173H19ZM19 174H18V175H19ZM22 174H24V173H22ZM22 174H21L20 176H24V175H22ZM134 174H135V173H134ZM158 174H159V172H158ZM15 175H16V174H15ZM26 175H27V174H26ZM26 175H25V176H26ZM78 175H79V176H78ZM95 175H96V174H95ZM109 175H110V174H109ZM111 175H112V174H111ZM137 175H138V174H137ZM139 175H140V174H139ZM147 175H148V174H147ZM147 175H146L145 178L150 177V175H149V176H147ZM155 175H156V176H155ZM155 175H154V176L157 177V174H156V173H155ZM173 175H174V174H173ZM196 175H195V176H196ZM213 175H216V174L213 173ZM12 176H13V178H14L15 181H16V180H17L16 178H17L18 176H17V177L14 176V175H12ZM12 176H10V177H12ZM44 176H45V175H44ZM135 176H136V175H135ZM142 176H143V175H142ZM142 176H141V177H142ZM154 176H153V177H154ZM175 176H177V177H172V175H171V177H170V175H169L170 178H169V177H168V178H169L170 181H167V182L169 183L168 185H167V183H166L165 181H164L163 183H165L166 185H165V184L163 185L162 182L160 183V184H161L160 186H159V185H156L157 187H156L155 191H156V196H157V197H156V196H155V197H156L157 199H158L160 196H163V197H161V198L166 197V199H167L168 201H170V202H172V203L175 202V204H179V203H178L179 201L181 202L182 200L185 199V198L182 197L181 195L183 194V192H184V190H185L186 188H184L185 186L183 185V186H184V187H183V186H182V183L180 182V175H179V177H178V175H175ZM192 176H194V175H192ZM192 176H191V177H192ZM211 176H212V174H211ZM216 176H217V175H216ZM218 176H219V175H218ZM15 177H16V178H15ZM27 177H28V176H27ZM55 177H54V178H55ZM88 177H89V176H88ZM94 177H95V178H98V179L100 180V178H101L102 176H98V177L94 176ZM99 177H100V178H99ZM110 177H111V176H110ZM113 177H114V176H113ZM247 177L249 178V176H247ZM247 177H246V179H247ZM2 178H3V177H2ZM8 178H9V177H8ZM18 178H19V177H18ZM23 178H24V177H23ZM117 178H118V177H117ZM157 178H158V177H157ZM258 178H259V177H258ZM3 179H6V178H3ZM14 179H13V180H14ZM19 179H20V178H19ZM21 179H22V178H21ZM27 179H28V178H27ZM27 179H26V180H27ZM89 179H90V178H89ZM141 179H144V178H141ZM154 179H156V178H154ZM185 179H186V178H185ZM252 179H253V178H252ZM22 180H23V179H22ZM42 180H43V179H42ZM50 180H51V179H50ZM146 180H147V179H146ZM146 180H145V181H146ZM151 180H152V179H151ZM188 180H189V179H188ZM241 180H242V178H241ZM249 180H250V179H249ZM43 181H44V180H43ZM120 181H122V180H120ZM149 181H150V179H149ZM160 181H161V180H159V182H160ZM244 181H245V180H244ZM259 181H260V180H259ZM8 182H9V181H8ZM46 182H49V179H48V181H46ZM56 182H57V181H56ZM143 182H144V180H143ZM154 182H155V180H153V183H154ZM157 182H158V180H157ZM159 182H158V184H159ZM1 183H2V182H0V201L2 202L3 205L5 204L6 206H5V205H4V206L2 205V207H1V209H0V212L2 213V216H3V218L5 219V221L10 222V223H12V224H14V225H17V227L15 226V227H16V230H17V228L19 227L20 230L22 231V233H21V231L18 230V231H20V233H21V234H20L21 237H19L20 235H18L17 237L23 239V241L20 242V243H24V244H25V243H28V244H31L33 247H34V244H41L42 239H43V238H41V237H45V236H42V235L45 234V231L48 233L49 228H50V229H53V231H54V230H58V231H60V232H61V230L64 229L65 232H66V230L68 229V227L66 226V225H67V224H66L67 222H66V220H65L66 218H65V219H64V218H63V219H62V218H58V219L52 221V219H53L55 216H56V218H57V217H59L58 215H61V213H62V212H61L62 209H60L59 206H57V209H54V202L56 201V198H54V196H57V197H58L59 195L62 196V195H64V191H65V190L62 191V189H60V187H59L58 189H56V188H57V184H56V183H55V184H56V185H55L56 188H55V186H54V187H51V189H49V190H47V191H43V192L40 191V190L38 189L39 192L37 193L36 197H33V196L31 195L32 197H30V198L33 199V202H34V204L36 205V206H35V212H36V213H35V212L32 213V212L27 211L28 207L25 208V206H27V205L23 206V205L20 204L18 201H16V202L13 201L12 198H15L16 196H15V194H13V195L15 196V197H13V195L11 194V192L13 193V189H15V188H13V186H14V185H15V186L18 185V184H17V181H16V184H14V185H12V186L9 185V184H12V181H11V183L9 182V184L7 183V181H6V183H5V182L2 183V184H1ZM58 183H59V182H58ZM89 183H90V182H88V185H90ZM150 183H152V181H151ZM247 183H248V182H247ZM93 184H96V183H93ZM106 184H107V183H106ZM191 184H192V183H191ZM233 184H234V183H233ZM258 184L260 185V183H258ZM45 185H47V183H45ZM53 185H54V184H53ZM60 185H61V188H62V182H61ZM60 185L58 184V186H60ZM138 185H139V184H138ZM261 185H262V184H261ZM26 186H27V185H26ZM28 186H29V185H28ZM28 186H27V187H28ZM31 186H32V185H31ZM41 186H42V184H41ZM127 186H128V185H127ZM154 186H155V185H154ZM188 186H189V184H188ZM193 186L195 187V185H193ZM11 187H12V188H11ZM16 187H17V186H16ZM33 187L36 188L37 186H32V189H34V190H35V193H36V192H37V191H36L37 188L35 189V188H33ZM43 187H44V185H43ZM43 187H42V188H43ZM49 187H50V186H49ZM90 187H92V185H90ZM112 187L114 188V190H111V192L114 191V192L116 193V197H118V199H119V203H120V201H121V203H123L124 206H125V205L127 206V207L125 206V208H127V209L129 210L128 212L126 211V212L123 214V215H124V216H123L124 219H125V217H127V215H128V214H126V213H129V212H132V211L135 212V214H137V215H141V214H142V216H141L142 218H145V217L147 216V214H148L149 216H150V215H152V216L154 215L155 217H158L159 219H162L163 217L166 216V215H164V210H160L161 208H160V209H157L156 206H155L156 208L153 207L154 205H152V204H153V203H156V202L154 201V200H156V199H154V200L152 199V201H154L153 203L151 202L152 204L149 203V204H151L152 206L148 204L149 201L146 202V203H145V202H142V201H138V200L136 201V200L131 199V198H132L131 196L128 197V195H127V197L130 198L131 200H128V201H127L124 195H126V194H125L126 191H128L130 188H129L128 190L125 188V189H126V190L124 189V190H125V193H122V192H121V191L123 190V189H122V190L120 191V192H121V193H120V192H119V189L117 188L116 185H114V186H112ZM142 187H143V185H142ZM144 187H145V189H146V186H144ZM257 187H259V186L257 185L256 188H257ZM28 188H29V187H28ZM38 188H39V187H38ZM72 188H70V189H72ZM87 188H88V189H87ZM17 189H18V188H17ZM21 189H23V188H20V190H21ZM24 189L27 190V188H24ZM29 189H30V188H29ZM111 189H112V188H111ZM140 189H141V188H140ZM145 189H144V190H145ZM153 189H154V188H153ZM211 189H212V188H211ZM15 190H16V189H15ZM15 190H14V192H15ZM67 190H68V189H67ZM89 190H90V189H89ZM124 190H123V191H124ZM218 190H219V189L217 188V186L213 187V191H215V195H214L212 198H211V197H208V198H210V200H211L210 202L214 205V207L217 206L218 204H219L220 206H221V204H222V206H223V203L225 202L226 204H224V206H223V207L221 206V207H222V209L226 210V209H227V206H225V205H227V201H225V200L222 201V200L219 198V196L221 195V193H219ZM227 190H228V189H227ZM16 191L19 192V190H16ZM68 191L72 192L71 190H68ZM223 191H225V190H223V189H222V186H221V187H220V192H223ZM228 191H229V190H228ZM20 192L22 193V191H20ZM24 192H25V191H24ZM28 192H29V191H28ZM30 192H31V191H30ZM114 192H113V194H114ZM152 192H153V191H152ZM226 192H227V191H226ZM230 192H231V191H229V193H230ZM9 193L12 195V198H9V196H11V195H8ZM25 193H27V192H25ZM25 193H22V194H25ZM35 193H31V194H35ZM65 193H66V192H65ZM73 193H74V192H73ZM102 193H103V192H102ZM206 193H207V192H206ZM213 193H214V192H213ZM263 193H264V189H263ZM27 194H28V193H27ZM29 194H30V193H29ZM104 194H105V193H104ZM113 194H112V195H113ZM223 194H224V196H225V192H223ZM25 195H26V194H25ZM25 195H23V196H25ZM69 195H71V194H69ZM102 195H103V194H102ZM114 195H115V194H114ZM114 195H113V196H114ZM227 195H228V193H227ZM27 196H28V195H27ZM29 196H30V195H29ZM138 196H139V195H138ZM158 196H159V197H158ZM204 196H205V195H203V196L201 195V198L204 197ZM221 196H222V195H221ZM228 196H229V195H228ZM246 196H247V195H246ZM25 197H26V196H25ZM136 197H137V196H136ZM155 197H154V198H155ZM28 198H29V197H28ZM60 198H61V197H60ZM62 198H63V197H62ZM68 198H69V197H68ZM70 198H71V196H70ZM70 198H69V201H66V204H67V202H70ZM260 198H261V197H260ZM15 199H16V198H15ZM18 199H19V198H18ZM135 199H136V198H135ZM137 199H139V197H137ZM199 199H200V198H199ZM66 200H67V199H66ZM104 200H106V198H104ZM149 200H150V199H149ZM185 200H186V199H185ZM187 200H188V199H187ZM202 200H203V199H202ZM202 200H198L197 204H198V203H201ZM59 201L62 202V203L64 202L63 200L61 201V199H60ZM168 201H167V204H168V208H169V206H171L172 204L170 205V202L168 203ZM177 201H178V202H177ZM190 201H191V200H190ZM196 201H197V200H196ZM200 201H201V202H200ZM203 201H204V200H203ZM232 201H233V199H232ZM232 201L230 200V203H232ZM1 202H0V203H1ZM183 202H184V201H183ZM188 202H189V200H188ZM228 202H229V201H228ZM56 203H57V201H56ZM62 203H61V204H62ZM71 203H73V199H72V202H71ZM95 203H96V202H95ZM95 203L93 204L92 208H93V207L95 208V206H94ZM181 203H182V202H181ZM191 203H192V202H191ZM57 204H58V203H57ZM100 204H101V203H100ZM100 204H99V205H100ZM104 204H105V203H104ZM107 204H108V203H107ZM107 204H106V205H107ZM175 204H173V205H175ZM189 204H190V202H189ZM195 204H196V203H195ZM197 204H196V205H197ZM232 204H233V203H232ZM232 204H231V205H232ZM7 205H8V206H7ZM97 205H98V204H97ZM97 205H96V207H97ZM173 205H172V206H173ZM219 205H218V206H219ZM235 205H236V204H235ZM237 205H238V204H237ZM72 206H73V205H72ZM104 206H105V205H104ZM163 206H164V205H163ZM165 206H167V205H165ZM165 206H164V208H165V210H166V207H165ZM199 206H200V205H199ZM44 207H45L46 210H48V211H51V212H52V211L54 210V212H56V213L53 212L54 214L52 213V215H55V216L51 217L52 219L50 218V216H51L50 213H49V216H48L50 219H49V218H47V219L45 218L44 215H45V213H46L47 211H46L45 209H43ZM68 207H69V204H68ZM70 207H71V205H70ZM70 207H69V209L66 208L67 211H68V210L70 211ZM221 207H220V208H221ZM224 207H226V209H225ZM94 208H93V212L96 211V210H94ZM101 208H102V207H100V210L98 211V213L102 211ZM125 208H124V209H125ZM164 208H162V209H164ZM171 208H172V207H171ZM180 208H181V207H180ZM192 208H193V207H192ZM202 208H203V207H202ZM229 208H233V207H232V206H229ZM213 209H214V208H213ZM218 209H219V208H218ZM222 209H220V210H222ZM241 209H242V208H241ZM44 210H45V212H44ZM119 210H120V209H119ZM182 210H183V209H182ZM220 210H219V211H220ZM243 210H244V209H243ZM243 210H241V211H243ZM251 210H252V209H251ZM59 211H60V212H59ZM62 211H63V213H64V211L66 212L65 209H63ZM86 211H87V210H86ZM103 211H104V210H103ZM179 211H181V210H179ZM194 211H195V210H194ZM213 211H215V209H214ZM213 211H212V212H213ZM248 211H249V210H248ZM84 212H85V211H84ZM118 212H119V211H118ZM123 212H124V211H123ZM172 212H173V211H172ZM182 212H184V210H183ZM217 212H218V211H216V213H217ZM243 212H244V211H243ZM254 212H255V211H254ZM88 213H89V212H88ZM95 213H96V212H95ZM116 213H117V212H116ZM179 213H180V212H179ZM192 213H193V212L189 213L190 216H191ZM216 213H215V214H216ZM240 213H241V212H240ZM240 213H238V214H234L233 218H234V219H237V218L241 217ZM144 214H145L146 216L143 217ZM172 214H173V213H172ZM176 214H177V215H175V214L172 215L173 218H171V216H170V221H172V223H173V220H172V219H174L176 216L179 217V216H178V213H176ZM213 214H214V213H212V215H213ZM86 215H87V214H86ZM117 215H119V214H117ZM121 215H122V213H121ZM130 215H131V214H130ZM167 215H168V214H167ZM169 215H170V214H169ZM169 215H168V216H169ZM197 215H198V214H197ZM209 215H210V213H209ZM216 215H217V214H216ZM232 215H233V212H232ZM257 215H258V214H257ZM42 216H43V217H42ZM79 216H81V215H78V217H79ZM82 216H83V215H82ZM82 216H81V217H82ZM87 216H88V215H87ZM132 216H133V215H132ZM168 216H167V217H168ZM190 216H189V217H190ZM39 217H40V218H39ZM72 217H73V215H72ZM85 217H86V216H85ZM192 217H194V215H193ZM228 217H229V216H228ZM254 217H255V216H254ZM256 217H257V216H256ZM44 218H45V219H44ZM88 218H90V217H87V219H88ZM147 218H148V217H147ZM187 218H188V217H187ZM187 218H185V219H187ZM1 219H2V218H1ZM39 219H41L40 221H42V222L38 225ZM81 219H82V218H80V220H81ZM164 219H166V217H165ZM193 219H194V218H193ZM193 219L190 217V220H189V218H188V220H189V221L187 220V221H188V224H190L191 221H192ZM199 219H200V218H199ZM2 220H3V219H2ZM49 220H50V221H49ZM75 220H76V219H75ZM90 220H91V218L87 220L88 223L90 222ZM137 220H138V219H137ZM143 220H144V219H143ZM145 220H146V219H145ZM174 220H175V219H174ZM5 221L3 220V221H2L3 223L0 222V226L6 224L7 222L4 223ZM82 221H83V219H82ZM87 221H86V222H87ZM92 221H93V220H92ZM112 221H113V220H112ZM112 221H111V222H112ZM134 221H135V220H134ZM134 221H133V222H134ZM236 221H237V220H236ZM250 221H252V220L250 219ZM257 221H258V219H257ZM69 222L72 223L73 221L70 220ZM80 222H81V221H80ZM80 222H79L78 224H80ZM84 222H85V221H84ZM127 222H128V221H127ZM133 222H132V223H133ZM165 222H166V221H165ZM239 222H240V221H239ZM1 223H2V224H1ZM10 223H7V224L10 225ZM81 223H83V222H81ZM88 223H87L86 225H89ZM95 223H96V222H95ZM105 223H106V222H105ZM114 223H115V222H114ZM128 223H129V222H128ZM128 223H126V225H127ZM132 223H131V226H132ZM162 223H163V221H162ZM166 223H167V222H166ZM168 223H169V222H168ZM216 223H217V222H216ZM235 223H236V222H235ZM259 223H260V222H259ZM74 224H75V223H74ZM74 224H72V225H70V226L73 227ZM111 224H112V223H111ZM111 224H110V225H111ZM129 224H130V223H129ZM129 224H128V225H129ZM135 224H137L136 221H135L134 225H135ZM169 224H171V223H169ZM199 224H200V223H199ZM206 224H207V223H206ZM214 224H215V223H214ZM214 224H213V225H214ZM81 225H82V224H81ZM110 225H109V226H110ZM114 225H115V224H114ZM128 225H127V226H128ZM159 225H162V224H159ZM166 225H167V224H166ZM173 225H174V224H173ZM211 225H212V223H211ZM213 225H212V227H213ZM253 225H254V224H253ZM257 225L259 226V224H257ZM82 226L84 227V224H83ZM92 226H93V225H92ZM104 226H105V225H104ZM117 226H118V225H117ZM129 226H130V225H129ZM129 226H128V227H129ZM131 226H130V227H131ZM169 226H170V225H169ZM202 226H203V224H202ZM206 226H207V227H206ZM209 226H210V224H209ZM217 226H218V225H217ZM260 226H261V225H260ZM13 227H14V226H13ZM15 227H14V228H15ZM88 227H90V225H89ZM113 227H114V226H113ZM132 227H133V226H132ZM148 227H149V228H147L148 230H149V229H153V228H154V224L152 223V224H150ZM170 227L172 228L173 226H170ZM188 227H189V226H188ZM191 227H193L192 224H191ZM19 228H18V229H19ZM109 228H110V227H109ZM109 228L107 227V228H104V229H107V230H108ZM160 228H161V226H160ZM171 228H170V230H171ZM186 228H187V227H186ZM194 228H195V226H194ZM200 228H201V227H200ZM200 228H199V230H200V232H201L202 230H201ZM204 228H206V229L208 230L210 227H208V225H205ZM204 228H203V229H204ZM256 228H257V227H256ZM10 229H12V228H10ZM69 229H70V228H69ZM85 229H86V228H85ZM87 229H88V228H87ZM129 229H130V228H129ZM155 229H156V228H154V230H155ZM64 230H63V231H64ZM101 230H103V228H102ZM158 230H159V229H158ZM167 230H168V229H167ZM199 230H196V229L193 230V232H194V234H192V235H194L193 237H196V238L198 239V237H197V231H199ZM204 230H205V229H204ZM207 230H205V231L207 232ZM68 231H69V230H68ZM68 231H67V232H68ZM79 231H80V230H79ZM87 231H88V237H85V238H90V235H91V234H89V232L91 233V231H89V230H87ZM103 231L105 232V230H103ZM109 231H112V228L109 229ZM151 231H152V230H151ZM179 231H180V230H179ZM209 231H210V230H209ZM13 232H14V231H13ZM16 232H17V231H15L14 234H15ZM65 232H64V233H65ZM82 232H83V231H82ZM82 232H81V233L79 232L80 234H79V233H78V234L81 235ZM92 232H93V231H92ZM98 232L100 233V232H102V231H98ZM104 232H103V233H104ZM130 232H131V231H130ZM130 232H129V234H130ZM147 232H149L148 234H150V236H151V234H153L155 231H154L153 233H151L150 230L147 231ZM166 232H167V231H166ZM202 232H204V231H202ZM202 232H201V234H202ZM8 233H9V231H8ZM11 233H12V232H11ZM55 233H57V232H55ZM75 233H76V232H75ZM94 233H95V232H94ZM99 233H98V234H99ZM106 233H109V232L106 231L105 234H106ZM124 233H125V232H124ZM145 233H146V232H145ZM145 233H144V234H145ZM179 233H180V232H179ZM222 233H224V235L221 234V238H222V240H224L227 236H229V234H228V229H227L226 227H223V228H222ZM17 234H18V233H17ZM17 234H16V235H17ZM59 234H62V233H59ZM68 234H69V233H68ZM117 234H118V233H117ZM117 234L114 236V238H116ZM148 234H147V235H148ZM168 234H169V233H168ZM174 234H175V232H174ZM187 234H188V233H187ZM199 234H200V233H199ZM203 234H204V233H203ZM3 235H4V234H3ZM11 235H12V234H11ZM79 235L72 236V237L75 238V237H77V236H79ZM83 235H84V234H83ZM85 235H87V234H85ZM93 235H94V234H93ZM101 235H102V234H101ZM126 235H127V234L124 235L125 238H126ZM134 235H135V237H136V233H135ZM169 235H170V234H169ZM182 235H183V233H182ZM217 235H218V234H216L215 237H216ZM219 235H220V234H219ZM6 236H10V235L7 234ZM6 236H4V237L6 238ZM13 236H14V235H13ZM127 236H128V235H127ZM132 236H133V235H132ZM140 236H141V235H140ZM140 236H139L138 238L140 239V242H141V239H142V238H140ZM159 236H161V235H159ZM162 236H163V235H162ZM189 236H190V235H189ZM199 236H200V235H199ZM14 237H15V236H14ZM69 237H70V235H69ZM80 237H81V236H80ZM92 237H93V236H92ZM112 237H113V236H112ZM112 237H111V238H112ZM130 237H131V236H130ZM133 237H134V236H133ZM135 237L133 238V240H135ZM165 237H166V236H165ZM201 237H202V236H201ZM208 237H209V236H208ZM7 238H9V237H7ZM7 238H6V239H7ZM77 238H78V237H77ZM77 238H75V239H76L77 241H79L80 238H79V239H77ZM83 238H84V237H83ZM127 238H128V237H127ZM144 238H145V236L143 237V239H144ZM147 238H149V237L146 236V239H147ZM156 238H158V236H157ZM160 238H162V237H160ZM191 238H192V237H191ZM238 238L242 241V234H241V236H239ZM10 239L12 240V238H10ZM10 239H9V241H7V242H5V240H4V242H5L4 244H7V246H9L10 244H12ZM15 239H17V238H15ZM22 239H18V240H17V243H18V241H21ZM44 239H45V238H44ZM75 239H74V240H75ZM103 239L106 240L105 238H103ZM128 239H129V238H128ZM136 239H137V237H136ZM139 239H138V240H139ZM170 239H171V238H170ZM212 239H213L212 236H210V239H209V240L212 241ZM216 239H218V240H215V241H213V242L217 243L216 241H221V239L219 240L218 237H216ZM49 240H50V239H49ZM80 240L83 241L82 237H81ZM84 240H85V239H84ZM86 240H87V239H86ZM96 240H97V239H96ZM96 240H95V241H96ZM107 240H108V238H107ZM114 240H115V239H114ZM120 240H121V239H120ZM120 240H119V241H120ZM138 240H137V241H138ZM147 240H148V239H147ZM181 240H182V239H181ZM187 240H188V241H187ZM192 240H193V239H192ZM192 240H191V239L189 240L187 235H185V237L183 238V242H184V241H187V243L191 242ZM201 240H203V239H201ZM205 240H206V239H205ZM207 240H208V239H207ZM207 240H206V241H207ZM209 240L207 241V243H209ZM14 241H15V240H14ZM53 241H54V240H53ZM70 241H71V240H70ZM77 241H76V242H77ZM98 241L100 242V240H98ZM102 241H103V240H102ZM116 241H117V240H116ZM135 241H136V240H135ZM144 241H145V239H144ZM163 241H164V240H162L161 242H163ZM197 241H198V240H197ZM206 241H205V243H204L205 246L202 244L204 248H206V246L208 245V244L206 243ZM224 241H225V240H224ZM224 241H223V242H224ZM8 242H10V244H9ZM48 242L50 243L51 241H48ZM48 242H47V243H48ZM71 242H75V241L72 240ZM71 242H69V243L67 244V247H66V248H64V247L66 246V245H65V246L63 247L64 249H63V248H61V250L59 249V251H60L59 255L61 256V254H63V255L68 259V261H69L70 264H101V263L103 264V262H100L101 260L99 261V260L97 259V257H98L99 255H97V256L95 255V254L97 253L96 251H94V250L92 251L91 249H90V251H86V250H88V249H86V250H85L86 252H82V251H81L82 249H81V250H77V249H75L74 247H72L71 245H69ZM123 242H124V241H123ZM123 242H122V243H123ZM149 242H150V241H149ZM213 242H211V243H213ZM239 242H240V241H239ZM243 242L245 243V241H244V240L242 241V245H243ZM13 243H14V242H13ZM47 243L45 242V244H47ZM51 243H53V242H51ZM56 243H57V242H56ZM103 243H104V242H103ZM124 243H125V242H124ZM138 243H139V241H138ZM155 243H156V240L154 239V240H152V241L150 242V246L152 247V245H154ZM167 243H168V244H167ZM187 243H183V244H181V246H184V245L187 244ZM192 243H194V241H192ZM192 243H191V244H192ZM220 243H221V242H219V244H220ZM249 243H250V242H249ZM254 243H255V241H254ZM254 243H253V244H254ZM2 244H3L2 241H0V245H2ZM8 244H9V245H8ZM18 244H19V243H18ZM45 244L43 245V242H42V245H43L44 247H45V246H46V247H50V245H51V244H50V245L47 244V245H48V246H47V245H45ZM115 244H116L115 241H112V240L105 241V245H107L108 247H111V248H112L113 246H115ZM157 244H158V243H157ZM177 244H178V241H176V242H175V241H170V242L168 241V242H167V240H166V245H165V246H168V245H169L168 247H164L165 249L168 248V249H167V252H168L167 254H169L170 252H173V253H174V251H173V250H174L173 247H174L175 245H177ZM206 244H207V245H206ZM209 244H210V243H209ZM245 244H246V243H245ZM247 244H248V243H247ZM258 244H259V243H258ZM15 245H16V244H15ZM22 245H23V244H22ZM25 245H26V244H25ZM25 245H24V246H25ZM31 245H30V246H31ZM42 245H41V247H42ZM54 245H55V244L51 245V247L54 246ZM103 245H104V244H103ZM105 245H104V246H105ZM116 245H117V244H116ZM122 245H123V244H122ZM141 245H142V244H140V246H139L140 248L142 247L141 250H144V251H148V250H150V247H149V246H147V245H142V246H141ZM148 245H149V244H148ZM155 245H156V244H155ZM163 245H164V244H163ZM192 245H193V244H192ZM192 245H191V247H192ZM217 245H218V244H217ZM10 246H11V245H10ZM12 246H14V245H12ZM12 246H11V247H12ZM32 246H31V247H32ZM38 246H39V245H38ZM73 246H75L74 243H73ZM158 246H159V245H158ZM161 246H162V243H161ZM185 246L187 247V245H185ZM248 246L250 247V248H249V247H248V248L251 249V251H252V253H253V254H251V255H252V256L257 255V256L254 258V260H256L257 262H264V261H260V260H258V256H259V252H260V251H259L260 249H258V246H256V244H255V245H252V244L250 245V244H248ZM1 247H2V246H1ZM1 247H0V248H1ZM4 247H5V245H4ZM4 247H3V248H4ZM14 247H15V246H14ZM19 247H20V245H19ZM22 247H23V246H22ZM22 247H20L21 250L24 248V247H23V248H22ZM28 247H29V245H28ZM136 247H137V246H136ZM169 247L172 248L173 250H171ZM175 247H176V246H175ZM207 247H208V246H207ZM213 247H214V246H213ZM215 247H216V246H215ZM260 247H261V244H260L259 248H260ZM155 248H156L157 250H158V249L161 250V248H159V247H155ZM162 248H163V247H162ZM164 248H163V250H165ZM182 248H184V247H182ZM188 248H189V246H188ZM197 248H198V247H197ZM262 248H263V247H262ZM6 249H7V248L5 247L4 251H9L10 247H9V249H7V250H6ZM29 249H30V248H29ZM117 249H118V245H117ZM153 249H154V247H153ZM156 249H155V250H152V249H151V250H152V252L154 251V253H156V252L159 251V250L157 251ZM169 249H170V250H169ZM184 249H186V248H184ZM218 249H219V248H218ZM18 250H19V252L21 251L20 249H18ZM24 250H25V249H23V251H24ZM52 250H54V249H52ZM52 250H50V251L52 252ZM57 250H58V249H57ZM118 250H119V249H118ZM133 250H134V249H133ZM29 251H30V250H29ZM43 251H44V250H43ZM116 251H117V250H116ZM119 251H120V250H119ZM165 251H166V250H165ZM183 251H184V250H183ZM213 251H214V250H212V252H213ZM220 251H221V250H220ZM238 251H239V249H238ZM263 251H264V250H263ZM263 251H262V252H263ZM0 252L2 253V254H0V255H3V256H4L3 253H8V252H2V248L0 249ZM9 252H10V251H9ZM48 252H49V251H48ZM54 252H56V249H55ZM54 252H53V253H54ZM57 252H58V251H57ZM103 252H105V251L103 250ZM103 252H102V253H103ZM109 252H110V251H109ZM112 252H113V251H112ZM121 252H122V253H121ZM125 252H126V250H124V251H120V253H121V255H119V256L121 257L120 259L123 258ZM177 252H178V251H177ZM177 252H176V253H177ZM200 252H201V250H199V253H200ZM203 252H204V251H203ZM216 252L218 253L219 251L217 250ZM249 252H250V250H249ZM21 253H22V252H21ZM21 253H20V254H21ZM28 253H29V252H28ZM35 253H36V252H35ZM46 253H47V252H46ZM100 253H101V252H100ZM107 253H108V252H107ZM149 253H150V252H149ZM159 253H160V252H158V255H159ZM163 253H164V252H163ZM173 253H172V255H173ZM176 253H174V255H175ZM185 253H186V252H185ZM209 253H211V252H209ZM23 254H24V253H23ZM54 254H56V253H54ZM57 254H58V253H57ZM103 254H104V253H103ZM105 254H106V253H105ZM136 254H137V252H136ZM146 254H147V252H146ZM178 254H179V253H178ZM200 254H201V253H200ZM207 254H208V252H207ZM211 254L213 255L214 253H211ZM221 254H222V253H221ZM5 255H6V254H5ZM21 255H22V254H21ZM25 255H26V254H25ZM25 255H24V256H25ZM28 255H29V254H28ZM31 255H32V254L30 253V256H31ZM38 255H39V254H38ZM50 255H52V254L50 253ZM63 255H62V256H63ZM137 255L140 256V253L137 254ZM137 255H136V256H137ZM155 255H156V254H155ZM158 255H157V256H158ZM201 255H202V257H203V253H202ZM205 255H206V254H205ZM208 255H209V254H208ZM208 255H206V256H208ZM219 255H220V254H219ZM219 255H218V257H219V258H218V261L221 260V261H224L226 264L229 263V261L225 260V257H224L223 255H221V256H219ZM233 255H234V254H233ZM3 256H2V258L6 259V258H8V257L10 256V254H9V255L7 254L6 256H8V257H6V258L3 257ZM30 256H29V257H30ZM35 256H36V255H35ZM35 256H34V257H35ZM111 256H112V255H111ZM111 256H110V257H111ZM139 256H137V257H139ZM142 256H143V255H142ZM142 256H141V257H142ZM145 256H146V255H145ZM160 256H161V255H160ZM190 256H191V255H190ZM198 256L200 257V255H198ZM198 256H197L196 258H198ZM206 256L204 257L205 260L211 257V256H210V257H206ZM229 256H231V254H230ZM249 256H250V254H249ZM10 257H11V256H10ZM10 257H9V259H10ZM25 257H26V256H25ZM47 257H50V256H46V258H45V257H44V254H43V259H40V258H42V256L39 258V260H40L41 263H39V262L37 261L38 259H37L36 261H37L39 264H44V261H43V260H47V259H48ZM52 257H53V255L51 256V258H52ZM103 257H104V256H103ZM105 257H107V256H105ZM134 257H135V256H134ZM148 257H149V256H146V259H147ZM168 257H169V256L167 255V258H168ZM188 257H189V256H188ZM191 257H192V256H191ZM30 258H31V259H30ZM30 258L27 259V261H28L27 263H29L30 260L32 261V259H34L33 257H30ZM35 258H37V257H35ZM115 258H116V256H115ZM135 258H136V257H135ZM142 258H143V257H142ZM151 258H152V257H151ZM162 258H163V257H162ZM171 258H172V257H171ZM173 258H174V257H173ZM196 258H195V260H196ZM214 258H215V257L212 258L213 260L211 259L212 262H215V261H214V260H215ZM232 258H233V257H232ZM250 258H252V257H249L248 259L250 260ZM0 259H1V258H0ZM23 259H24V257H23ZM29 259H30V260H29ZM109 259H110V258H109ZM128 259H129V258H128ZM154 259H155V258L153 257V260H154ZM185 259H186V256H185ZM198 259H199V258H198ZM198 259H197V260H198ZM248 259H246V260L248 261ZM262 259H263V258H262ZM7 260H8V259H7ZM7 260H6V263H7ZM41 260H42V261H41ZM48 260H49V259H48ZM50 260H51V259H50ZM116 260H117V259H116ZM131 260H132V259H131ZM143 260L145 261V259H143ZM171 260H172V259H171ZM211 260H210V262H211ZM34 261H35V260H34ZM34 261H33V262H34ZM57 261L59 262V260H57ZM107 261H108V259H107ZM252 261H253V258H252ZM8 262H9V261H8ZM37 262H36L35 264H37ZM52 262H53V261H52ZM114 262H115V261H114ZM116 262H117V261H116ZM123 262H124V261H123ZM128 262H130V260H128ZM128 262H127V264H128ZM134 262H135V261H134ZM146 262H147V261H146ZM30 263H31V262H30ZM30 263H29V264H30ZM48 263H50V262L46 261V264H48ZM59 263H60V262H59ZM67 263H68V262H67ZM106 263H107V262H105L104 264H106ZM130 263H132V262H130ZM248 263H249V262H248ZM253 263H254V262H253ZM7 264H8V263H7ZM11 264H12V263H11ZM32 264H33V263H32ZM53 264H54V263H53ZM111 264H112V263H111ZM117 264H118V262H117ZM195 264H196V263H195ZM197 264H198V263H197ZM250 264H251V263H250Z\"/></svg>",
	"mask_w": 264,
	"mask_h": 264
}]
</instances>
